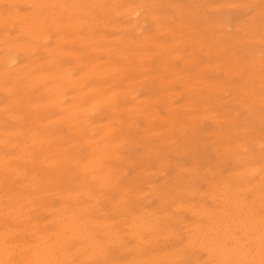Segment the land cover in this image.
Listing matches in <instances>:
<instances>
[{"label":"rangeland","instance_id":"1","mask_svg":"<svg viewBox=\"0 0 264 264\" xmlns=\"http://www.w3.org/2000/svg\"><path fill=\"white\" fill-rule=\"evenodd\" d=\"M37 0H0V2H1V4H0V8H2L3 7V12H2V10L0 11V13H2V14H0L1 16H0V62L2 63L3 61V63L1 64L0 63V69H1V71H0V82H1V80H2V82L4 83H0V91H1V93H0V111L1 110H3V112L1 111L0 112V126H2V130L0 131V147H1V145H2V147L0 148V156H1V160H0V162H1V164H0V170H1V172H0V250H2V248L3 249H6L5 251H3V252H5V254H2V253H0V255L2 254V255H4V257L2 256V259H1V261H0V264H12L11 262L13 261V262H15V263H13V264H38L39 262H41V264H58L59 262H61V260H64L63 262H61V263H59V264H106V262H108V264H117V262H118V264H150V263H152V264H159L160 262V264H203L202 262H203V260H205L204 261V263L205 264H208V262H209V264H210V262H212V261H214V263H211V264H231V263H235V264H253L252 262H254V264H264V260L262 261V259H264V252H262V251H264V242H262V244H261V241H264V240H262V236L264 235V221H262V220H264V208H262V206L264 207V193H259V192H264V191H262L263 189H264V170H263V173L261 174V172H262V169H264L263 167H264V164H263V160H264V133H263V131H264V118L262 119V114L264 113V85H263V83H264V63L262 62V61H264V54H263V52H264V32L262 33V31H264L263 29H264V5H262V4H264V0H205V2H204V0H162V1H160V0H158V2H157V0H151V5L149 6V4H150V0H148L149 2V4H148V7H146V2H147V0H142V3H143V1H144V4H146V5H144V4H142V5H138V3L139 4H141V0L139 1V0H135V1H133V2H131V4L130 5H134L133 7L132 6H130V5H127L128 3H130L128 0H122V1H120L119 0V5H117L118 3H113V2H118V0H85V3L83 4V2H84V0H78V4L79 3H82V6H79V5H81V4H77L76 3V1H74V0H52L53 2H55V3H53V2H51V0H38V1H40V2H37V3H34L33 4V6H32V4L31 3H33V2H36ZM65 1H67V2H65ZM73 2V3H70V2ZM81 1V2H80ZM92 1V2H91ZM97 1L98 2H100V3H97ZM112 1V2H111ZM131 1V0H130ZM153 1H154V3L156 2V4H154V5H152L153 4ZM168 1V2H167ZM260 1H261V3H260ZM29 2H31L30 4H29ZM49 2V3H48ZM64 2L66 3V5L65 6H62V4L61 3H63L64 4ZM88 2V3H87ZM89 2H90V4L91 3H93V4H91V5H94V2H95V4L96 5H94V6H90V4H89ZM108 2L110 3L109 5H108ZM122 2H124V3H122ZM159 2H161V4L159 3ZM192 2H193V4H195V3H197V4H195V6L196 5H198L199 6V8H196V7H198V6H196V7H194L193 6V4H192ZM210 2V3H209ZM258 2H259V4H258ZM43 3V4H42ZM50 3H52V4H50ZM57 3H59L60 5V7L57 5ZM69 3V4H68ZM75 3V4H74ZM88 4V6H90V8H91V10H90V8L87 6V4ZM111 3H113V5L111 4ZM124 4V5H122V4ZM204 3V4H203ZM16 4H17V6H16ZM24 4V5H23ZM26 4H28V5H26ZM40 4V5H39ZM69 6H68V5ZM72 4V5H71ZM104 5L105 4V6L107 5V7H105V8H102L103 10L101 11L100 9H98V8H100V7H102L101 5ZM115 4V5H114ZM168 6H167V5ZM209 4V5H208ZM226 4H227V6H226ZM241 4V5H240ZM11 5V6H10ZM50 5V6H49ZM54 5H55V7H54ZM73 5H75V7L73 6ZM79 6L78 7V9H77V6ZM86 5V6H85ZM110 5H111V7H110ZM128 7H127V6ZM143 5L145 6V9H147V10H145L144 8H143ZM165 5V6H164ZM187 5V6H186ZM202 5H204L203 7H201ZM206 5H208V6H206ZM210 5H212V6H214V9H213V7L212 6H210ZM261 7H260V6ZM13 6V7H12ZM39 6H42V7H39ZM47 6V7H46ZM56 6H57V8H56ZM67 6V7H66ZM71 6H73V7H71ZM97 6V7H96ZM113 6V7H112ZM117 7L118 8V10L119 11H117L116 9L117 8H115V9H113L114 7ZM124 6H126V8L124 7ZM139 6V7H138ZM152 6H158V7H160V6H163L162 8L160 7V8H157V9H155V10H152V9H154V8H152ZM171 6H172V9H171ZM11 7L13 8V9H11ZM35 8V9H33V8ZM38 7V8H37ZM44 7L45 8H47L46 9V12H47V14H48V16H46L47 14H45L46 12H45V10H44ZM48 7H49V9L52 7V9H54L53 11H52V9L51 10H48ZM54 7V8H53ZM58 7L60 8L59 10H58ZM70 8L71 10V12L69 11L68 12V10L69 9H67V8ZM81 7L83 8V9H81ZM94 7V8H93ZM142 7V8H141ZM150 7H151V10H149L150 9ZM178 7H179V9H178ZM187 9H186V8ZM212 7V8H211ZM258 7H260V8H262V9H259ZM37 8V9H36ZM39 8H41L40 10L42 11V12H44V16L47 18V19H49V14H52L53 16H52V18L51 19H49V20H47L44 16H43V13H40L41 11L39 10ZM42 8H43V10H42ZM84 8H88L87 10H84ZM107 8H108V10H109V12H108V10H107ZM109 8H112L113 9V11L115 10L116 11V13H118V14H120V15H118L117 14V16H116V13H115V11L113 12L112 11V9H109ZM119 8H121V11H124V12H122V14H121V11H120V9ZM128 8H132L131 10L129 9L128 10V12H126V10L128 9ZM136 9V10H139L138 8H140V9H142L141 10V12H140V10H139V14H137L136 15V13H135V10H134V14H133V9ZM188 8H190L189 9V12H190V10L191 9H195L196 8V10H194V11H197V9H199L198 10V12H196V13H198V14H195L196 16H194V13L195 12H191V13H189L188 12ZM201 8H203V12H202V9ZM207 8V9H206ZM208 8H209V10H208ZM258 8V9H257ZM6 9V10H5ZM8 9V10H7ZM67 9V10H66ZM81 9V10H80ZM92 9H95L94 10V12H91V11H93ZM96 9L98 10L97 11V13L95 12L96 11ZM106 9V10H105ZM123 9V10H122ZM162 9V10H161ZM211 9V10H210ZM10 10H13V11H10ZM29 10V11H28ZM31 10H33V11H31ZM60 11V15L59 14H55V12L56 13H58V11ZM67 12H66V11ZM72 10H74V11H72ZM75 10L77 11V10H79V11H77V12H75ZM89 10H90V12H89ZM104 10L105 11H107V12H104ZM177 10H179L178 12H177ZM206 10V11H205ZM259 10H261V11H259ZM6 11V12H5ZM9 11H10V14H9ZM30 11L32 12V13H30ZM34 11H36V13H37V15L36 14H34L35 12ZM40 11V12H39ZM51 11V12H50ZM63 11H65L66 13H67V15H66V13H65V15H62V14H64V12ZM84 11V12H83ZM131 11H132V15L130 14L131 13ZM153 11H155V12H153ZM157 11H159L158 13L159 14H161V15H159L158 13H157ZM180 11H182V12H180ZM193 11V10H192ZM6 13V14H3V13ZM11 12H14V14H15V17H14V14L12 15V13ZM18 12V13H17ZM73 12V13H72ZM78 12H80V13H78ZM87 12H89L88 14H87ZM150 12H153V13H150ZM177 12V14H174V13H176ZM260 12V14L258 15L257 13H259ZM54 13V14H53ZM75 13H77V16H76V14ZM84 13V14H83ZM92 13L96 16V17H94V15H92ZM98 13H100V14H98ZM104 13H109L110 15L108 16V15H105ZM114 13H115V16H114ZM138 13V12H137ZM146 13V14H145ZM203 13V14H202ZM205 13V14H204ZM10 15L9 17H7V15ZM40 14V15H39ZM70 14V15H69ZM72 14H74L76 17H74V15L72 16ZM78 14H79V16H78ZM113 14V15H112ZM123 14H124V17H122L123 16ZM127 14V15H126ZM129 14L131 15V17L129 16ZM142 14V15H141ZM150 14H152L151 16L153 17V18H149V19H147V17H149V15ZM156 14H158L156 17H155V19H154V16L153 15H156ZM169 14H171L169 17H171L172 16V19L173 18H175L176 20L173 22L171 19H170V21H171V23H172V25H170L169 24V19H168V21H167V18H169L168 17V15ZM179 14H180V18H179ZM184 14V15H183ZM203 16H202V15ZM206 14H207V16H206ZM5 15V16H4ZM16 15H17V17H18V19L16 20L15 18H16ZM19 15V16H18ZM20 15H21V17H20ZM34 15V16H33ZM55 15H57L56 17H54ZM84 17H83V16ZM90 15H91V17H90ZM102 16L101 18L99 17V16ZM122 15V16H121ZM128 16V18L126 17V16ZM163 15V16H162ZM167 15V16H166ZM178 16V18H177V16ZM191 15H192V18H191ZM218 15V16H217ZM261 15V16H260ZM4 16V17H3ZM13 17V19L12 18H10V17ZM39 17L43 22H41V20L38 18L37 20H32L31 19V17H33V18H35V17ZM42 16V17H41ZM73 17V19H76V20H74L75 21V23H70L71 21H73V19H72V17ZM81 16V17H80ZM88 16V17H87ZM106 16H108L109 17V19L110 20H108V18L106 17ZM140 16V17H139ZM141 16H143V17H141ZM158 16H162V18L164 17V16H166V17H164V19H162V18H160V17H158ZM183 16V18L185 19H182L181 17ZM211 18H210V17ZM220 16V17H219ZM256 16V17H255ZM44 17V18H43ZM57 17H59V18H57ZM60 17H61V19H60ZM66 17H67V19H66ZM77 17H80V18H77ZM94 18V20H95V22L93 23L92 22V19ZM98 17L101 19V20H99L98 19ZM130 17V18H129ZM144 17H146V18H144ZM194 17V18H193ZM200 17V19H199V22L197 21L198 20V18ZM205 17V18H204ZM257 17L259 18V17H261V18H259L258 20H256L257 19ZM3 18V19H2ZM5 18V19H4ZM43 18V19H42ZM56 18V19H55ZM84 20H83V19ZM89 18V19H88ZM98 20H97V19ZM107 18V19H106ZM115 18L117 19V24L115 23L116 21H114L115 20ZM122 18V19H121ZM157 18H159L158 20H157ZM187 18L190 20L189 22H188V20H187ZM196 18V19H195ZM202 18V19H201ZM218 18V19H217ZM227 18V19H226ZM263 18V19H262ZM10 19H11V21H10ZM44 19H46L45 21H44ZM53 19V20H52ZM61 20L63 23V25L61 24V21H58V20ZM83 20V22L81 21V20ZM86 19V20H85ZM90 19H91V23L90 24H92L91 26H90V24L88 23V21H90ZM104 19H105V21H104ZM119 19V20H118ZM138 19V20H137ZM147 21H145V20ZM164 20V24H160V23H163L162 22V20ZM206 21H205V20ZM212 19V20H211ZM224 19V20H223ZM9 20V21H8ZM16 20V21H15ZM54 20L55 21H57V22H55L54 23ZM107 20H108V22L110 21V23H107ZM144 20V21H143ZM153 21V23H152V21ZM156 20V21H155ZM160 20V21H159ZM180 20H182V21H184V22H182V21H180ZM200 20H201V22H200ZM202 20H204V21H202ZM214 20V21H213ZM223 20V21H222ZM3 21V22H2ZM4 21H7V22H5L4 23ZM24 21V22H23ZM37 21H38V23H37ZM48 21H51L50 23H48ZM67 21V22H66ZM86 21V23H84ZM97 21V22H96ZM100 21V22H99ZM114 23H113V22ZM138 21V22H137ZM149 21H151V22H149ZM155 21V22H154ZM165 21H167V23L165 22ZM181 22V23H183L181 26H182V30L179 28V25H176V23L178 24L179 22ZM186 21V22H185ZM213 21V22H212ZM225 21H226V24H225ZM20 22H23V23H21V25H18V24H20ZM26 22L28 23V25L26 26ZM43 24H41V23ZM59 22H60V25L61 26H59ZM102 22V23H101ZM134 22H136V25H137V27H136V25L135 24H133ZM139 22H140V26H139ZM160 22V23H159ZM245 22V23H244ZM257 22V23H256ZM9 23V25L10 26H14L15 27V29H13V30H11L12 28L9 26V25H7ZM10 23H13V25H11ZM24 23H25V25H24ZM45 23V24H44ZM53 23V24H52ZM80 23H82V26L84 27V28H82L80 25ZM95 23L96 24H98V26H100V28H98V26L96 27V25H95ZM115 24L114 26L112 25V24ZM141 23H144L145 24V27L143 26L144 24H142V26H141ZM146 23H147V25H146ZM149 23V24H148ZM156 23V24H155ZM159 23V24H158ZM181 23H179V24H181ZM186 23V24H185ZM188 23V24H187ZM199 23H200V25H199ZM215 25H214V24ZM219 23H220V25L221 26H219ZM39 24H41V27H42V29L40 28V27H38V25ZM47 24V25H46ZM66 24H67V26L68 27H66ZM72 24V25H71ZM78 24H80V25H78ZM102 24H104L103 26H102ZM105 24H106V26H105ZM107 24H109V25H107ZM132 24L134 25V26H132ZM166 24V25H165ZM169 24V25H168ZM193 24V25H192ZM209 24V25H208ZM210 24H212V25H210ZM225 24V25H224ZM229 24V25H228ZM244 24V25H243ZM1 25L3 26V27H1ZM5 25V26H4ZM7 25V26H6ZM16 25H17V27H16ZM57 26L60 30H58V28H54V26ZM86 25V26H85ZM88 25V26H87ZM111 25H112V27H111ZM121 25H122V28H121ZM130 25H131V27H130ZM159 26V27H156V26ZM161 25H163L164 27H162ZM176 26V27H173V26ZM204 25V26H203ZM218 25V26H217ZM226 25H227V27H226ZM40 26V25H39ZM45 26H46V28H45ZM48 26H50V27H48ZM71 26V27H70ZM76 26L78 27V29H76ZM81 27V29H83V30H81V32L80 33H82V34H80V36L78 35V31L77 30H79L80 31V27ZM120 26V27H119ZM123 26H125V27H123ZM128 26H129V28H128ZM180 26V27H181ZM188 26H189V28H188ZM194 26V27H193ZM207 26V27H206ZM211 26V27H210ZM224 26H225V29H224ZM229 26V27H228ZM245 26H247L246 28H245ZM13 27V28H14ZM19 27H20V29H19ZM48 27V28H47ZM60 27H63L62 29L63 30H61V28ZM70 27V28H69ZM74 27V28H73ZM95 27V28H94ZM101 27H103L104 29H106V33H104V31H103V29H101ZM113 27H115V28H113ZM134 27H136L138 30L140 29V28H142L143 30H142V32L141 31H138V33L135 31L136 30V28H134ZM171 27V28H170ZM187 27V28H186ZM190 27H191V29H192V32H193V35H192V32H190L191 31V29H190ZM201 29H200V28ZM223 27V28H222ZM244 27V28H243ZM11 28V29H10ZM50 28V29H49ZM52 28V29H51ZM66 30H65V29ZM71 31V34L69 33V30ZM91 28V29H90ZM120 28V29H119ZM127 28H128V30H127ZM132 28V29H131ZM167 30H166V29ZM169 28H170V30H169ZM172 28H173V30H172ZM186 28V29H185ZM207 29V30H205L204 31V29ZM210 28V29H209ZM213 28V29H212ZM238 28V29H237ZM240 28V29H239ZM243 28V29H242ZM256 28H258V29H256ZM3 29H4V31H3ZM23 29H24V31H23ZM39 29H40V31L42 30V32H39ZM47 30V32L45 31V30ZM76 29V30H75ZM90 29V31H92L93 29L95 30V32H94V30L92 31L93 33V35H94V37L96 36V35H98L100 38L103 36L104 37V39H101L100 40V38H98L97 36V39L94 41L93 40V35L92 34H90L91 32L89 31L88 32V30ZM97 29H99L98 31H97ZM123 29V30H122ZM124 29H125V31H124ZM131 29V30H130ZM161 29H165L164 30V32H166V33H168V31H169V33H170V36L169 35H167L166 33H164L163 31L161 32ZM185 29V30H184ZM187 29H189L188 31H187ZM212 29V30H211ZM215 29V31L213 32V30ZM217 29V30H216ZM224 29V30H223ZM251 29V30H250ZM9 30H10V32H9ZM52 30H53V32H52ZM116 30V31H115ZM118 30V31H117ZM134 30V31H133ZM179 30H181L180 32H177V31H179ZM184 30V31H183ZM201 30H203V32L205 33V35H204V33L201 31ZM209 30H211V32H209ZM246 30V31H245ZM3 31V32H2ZM20 31H22V32H19ZM31 31V35L32 36H34L35 38H37V39H33V37L32 36H30V34L28 33V32H30ZM44 31H45V33H44ZM62 31V33L65 35H63V34H61L60 33V35L58 36V32H61ZM67 31V32H66ZM130 31V32H129ZM133 31V32H132ZM157 31H159L158 33H157ZM173 32V34H171L172 32ZM174 31H175V33H174ZM185 31H187V33L185 32ZM207 31H208V33H207ZM217 31H218V33H217ZM238 31H239V33H238ZM242 31V32H241ZM245 31V32H244ZM257 32L258 34H254V32ZM37 32V33H36ZM57 32V33H56ZM76 32V33H75ZM84 32H86V33H88V36L86 35V33H84ZM96 32H98V34L96 33ZM102 34H101V33ZM123 32V33H122ZM153 32H155V33H153ZM160 32H161V34H160ZM176 32H177V34H176ZM182 32H184V33H182ZM200 32H202L203 34H201ZM214 34H213V33ZM222 32H226L225 34L224 33H222ZM248 32V33H247ZM261 32V33H260ZM24 33V34H23ZM25 33H28L27 35H25ZM41 33V34H40ZM46 33H50V35L49 34H47L46 36L44 35V34H46ZM52 33H53V35H52ZM95 33V34H94ZM108 33H110V35L108 34ZM120 33H121V35H120ZM125 33H128V35H126ZM132 33V35H129V34H131ZM134 33V34H133ZM153 33V34H152ZM168 33V34H169ZM179 33V34H178ZM181 33V34H180ZM186 33V34H185ZM189 33V34H188ZM246 35H244V34ZM252 33V34H251ZM14 34V35H13ZM22 34V36L21 37H19L20 35ZM35 34V35H34ZM55 34V35H54ZM67 34V35H66ZM74 34H76L77 35V37H75V35ZM83 34H85V36L83 35ZM101 34V35H100ZM108 34V35H107ZM124 34H125V36H126V41H125V36H124ZM139 34V35H138ZM145 34H147V35H145ZM150 34V35H149ZM157 34L158 35H160L159 37V39H157L158 38V36H157ZM182 34H184V36L186 37L187 36V39H188V36H189V41L188 40H186L185 39V37H184V39H183V35ZM211 34V35H210ZM223 34L225 35V36H223ZM250 34V35H249ZM11 35H12V37H11ZM42 35V36H41ZM62 35V36H61ZM70 35V36H69ZM83 37H82V36ZM105 35V36H104ZM123 35V36H122ZM148 35H149V37H151L150 39H149V37H148ZM154 35H155V37H154ZM162 35H163V37H162ZM165 35H167V36H165ZM172 35H173V37H172ZM178 35V36H177ZM180 35V36H179ZM202 35V36H201ZM204 35V36H203ZM217 35V36H216ZM219 35H221V36H219ZM2 36V37H1ZM27 36V37H26ZM30 36V37H29ZM44 36H45V38H44ZM68 36V37H67ZM71 36H73V37H75V38H73V39H77V38H79V39H77V43L75 44V40H72V38H71ZM116 36H122V38H117ZM130 36H132V37H130ZM148 37L147 38V40H149V41H147V40H145L144 38L145 37ZM177 36V38H175ZM191 36H194V37H191ZM201 36V37H200ZM211 36V37H210ZM219 36V37H218ZM244 36V37H243ZM251 36V37H250ZM4 37V38H3ZM49 37H51V38H49ZM70 37V38H69ZM82 37V38H81ZM87 37V38H86ZM92 37V38H91ZM95 37V38H96ZM107 37H108V39H107ZM116 37V38H115ZM124 37V38H123ZM129 37V38H128ZM196 37V42L197 43H192V42H190V40L192 39L193 40V42H195V38ZM199 37V38H198ZM203 37V38H202ZM208 37V38H207ZM226 37H227V39H226ZM256 38V40L254 41L253 39H251V38ZM261 38V39H263V40H261L260 41V39L259 38ZM19 38V39H18ZM22 38V39H21ZM26 38H28L27 40H26ZM31 38V39H30ZM47 38H49L48 40H47ZM54 38H55V41L57 40V38H58V43H57V41L55 42L54 41ZM60 38H61V40H60ZM66 38H68V39H66ZM94 38V39H95ZM132 39L133 40V42L134 41H136V43H135V45L137 44V42H139V44H137L136 45V47L137 46H142L143 44H146V45H143L142 47H140L139 49L138 48H136L135 47V45H133L132 46V44H134L131 40H128V39ZM136 38H138V39H136ZM162 38V39H161ZM202 40H201V39ZM205 38H206V40H205ZM216 38V42L214 41V39ZM244 40H243V39ZM246 38H247V40H246ZM3 41H2V40ZM17 39H18V41H17ZM41 39H44L45 41H47V42H44L43 40H41ZM84 39V40H83ZM88 39H89V41H90V39H91V41H90V43H88L89 41H88ZM107 41H106V40ZM113 39H115V40H113ZM117 39V40H116ZM119 39H120V41H119ZM122 39H124V42H125V45H127L126 44V42H128V45H127V47L130 49V50H132V51H128V50H124L123 51V49L125 48V45H124V43L122 42ZM140 39V40H139ZM142 39V40H141ZM157 39V40H156ZM161 39V40H160ZM165 39V40H164ZM183 39V40H182ZM208 39V40H207ZM231 39V40H230ZM249 39V40H248ZM32 43H30L29 45H26L25 44V42L24 41H26L27 43H29V41ZM60 40V41H59ZM63 40V41H62ZM66 40V41H65ZM86 40V43L84 42ZM100 40V41H99ZM102 40H105V41H102ZM111 40V41H110ZM112 40L115 42V41H117L116 42V46H115V43L114 42H112ZM128 40V41H127ZM144 40L146 41L145 43H142V42H144ZM151 40H153V41H151ZM160 40V41H159ZM177 40H180L181 41V43H180V41H177ZM201 40V41H200ZM204 40V41H203ZM220 40H221V43H220ZM235 40H237V41H235ZM253 40V41H252ZM5 41H7L9 44H11L12 46H14L13 48H12V46L11 45H9V47H8V43H7V45H6V42ZM21 41H23V42H21ZM69 41V43H70V45L68 44V47H67V44H65L66 45V47L64 48V46L65 45H62L63 47H60L61 46V44H64V42L66 43V42H68ZM81 41V42H80ZM83 41V42H82ZM142 41V42H141ZM151 41V42H150ZM155 41V42H154ZM157 41H159V43L161 44H159L160 45V51H162L163 49H164V51L165 50H167V52L165 51H163V53L161 54L160 52H157V51H159L158 50V44H154V43H157ZM176 42V44H175V46L173 45V43L172 44H170V43H168V45L166 44V46H164L165 45V43H167V42ZM182 41H183V43H182ZM186 41V42H185ZM201 42L202 44H203V42H206V43H209V44H211V45H209V44H207V48H205V46L204 45H206V43L204 44V45H202L201 43H199L198 44V42ZM208 41V42H207ZM212 41H213V43H212ZM217 41H219V42H217ZM235 41V42H234ZM239 41V42H238ZM4 42V43H3ZM42 43V44H40V43ZM60 42V43H59ZM74 42V45H72V43ZM94 42V43H93ZM99 42V43H98ZM103 42H105V43H103ZM121 42V43H120ZM130 42H132L131 44H130ZM149 44H148V43ZM153 42V43H152ZM165 42V43H164ZM189 42V43H188ZM44 43V44H43ZM79 43V44H78ZM93 43V44H92ZM103 43V45H104V47L102 48V50H100L101 49V47H102V44ZM107 43L109 44H111V46H110V44H109V46L107 45ZM114 43V44H113ZM120 45H119V44ZM123 43V44H122ZM220 43V44H219ZM223 43V44H222ZM253 43V44H252ZM57 46H56V45ZM60 44V45H59ZM78 44V45H77ZM82 44V45H81ZM85 44H88L90 47H89V49H88V45L86 46ZM98 44L99 45H101V47H99L98 46ZM113 44V45H112ZM122 44V45H121ZM152 46H151V45ZM184 45L183 47H185V48H181L179 45ZM187 44H188V47H187ZM190 44V45H189ZM194 44V45H193ZM197 44V45H196ZM213 44H216V46L215 45H213ZM222 44V46H220ZM231 44L233 45V46H231ZM243 44H245V45H243ZM4 45H6V46H4ZM21 45V46H20ZM32 45H34V46H36V51H35V53L33 54V52H32V55H31V50H32V48H34V46H32ZM47 47H49V48H47ZM59 45V46H58ZM72 45V46H71ZM81 45V46H80ZM84 45V46H83ZM96 45V46H95ZM119 45V46H118ZM149 46L150 45V48L149 47H145V46ZM163 45V46H162ZM172 47H171V46ZM191 45H192V48H191ZM199 45H201V46H199ZM244 46V47H242V46ZM2 46V47H1ZM10 46H11V49H10ZM18 46H20V48L18 47ZM30 46H31V48H30ZM37 46H38V48H37ZM41 46V47H40ZM69 46H70V48H69ZM86 46V47H85ZM92 46V47H91ZM108 46V47H107ZM121 46V47H120ZM156 48H155V47ZM170 46V47H169ZM199 46V47H198ZM210 46V47H209ZM227 47V48H225V47ZM229 46V47H228ZM231 46V47H230ZM253 46V47H252ZM4 47V48H3ZM44 47H46V49L47 50H45V49H42V48H44ZM50 47H54V48H50ZM57 47V48H56ZM85 47V48H84ZM94 47L97 49V51L94 49ZM107 48V50H106V48ZM112 47H113V49H116V50H114L113 51V49H112ZM115 47V48H114ZM118 47V48H117ZM120 47V48H119ZM126 47V49H128ZM143 47H144V49H143ZM190 47V48H189ZM197 47V48H196ZM214 47V48H213ZM222 47V48H221ZM232 47H236V48H234V49H232ZM242 47V48H241ZM3 48V49H2ZM7 48V49H6ZM59 49L58 50V52L56 51V54H55V50L56 49ZM62 48L64 49V53H65V51L68 53H65L66 55H64V53L62 54V53H59L60 52V50H61V52L63 51L62 50ZM91 48H93V49H91ZM132 48V49H131ZM179 48H181V50L179 49ZM201 48H203L204 49V51H202L203 49H201ZM217 48H219V49H217ZM225 48V49H224ZM241 48V49H240ZM42 49V50H41ZM68 49H69V52H71V50L72 49H74V50H76V51H78V52H75V53H77V55L79 56L80 55V57H78L76 54V56L73 54L74 53V50H73V52H71V53H69L68 52ZM88 49V50H87ZM117 49H119V50H117ZM122 49V50H121ZM135 49H137L135 52H136V54H134V50ZM141 49V51L139 52V50ZM143 49V50H142ZM193 49V50H192ZM196 49V50H195ZM199 49H201V51L198 50ZM209 50V52H211L212 54H213V56H212V54L211 53H205V52H208L207 50ZM214 49V50H213ZM8 50H10L11 51V53L10 54H13L14 53V51H15V53L16 54H13V57H14V55H18V57L16 56V58L14 57V58H12V56L9 54V52L10 51H8ZM14 50V51H13ZM45 50V51H44ZM52 50V51H51ZM54 50V51H53ZM90 50V51H89ZM111 51L112 53H109V51ZM121 50V51H120ZM144 50H146V51H144ZM151 50V51H150ZM178 50V51H177ZM236 50V51H235ZM8 51V54L7 53H5V52H7ZM13 51V52H12ZM30 51V52H29ZM34 51V50H33ZM52 52V53H49V52ZM81 51L84 53V55L83 54H81ZM86 51V52H85ZM94 51V52H93ZM101 51H102V53L104 54H99L98 52H100L101 53ZM118 51V52H117ZM124 52V58H123V54H118V53H121V52ZM144 53H143V52ZM149 51V52H148ZM190 52L189 54L187 53V52ZM191 51H193V52H195V53H197V55L196 54H194V55H196V56H198V57H196V56H191L192 55V52ZM215 51V52H214ZM227 52V54H226V52ZM253 51V52H252ZM29 52V53H28ZM47 52V53H46ZM89 52V53H88ZM93 52V53H92ZM107 52V53H106ZM117 52V55L115 54ZM122 52V53H123ZM130 54H133L132 55V59L136 56L137 58H136V60L134 61V64H132V59L129 57V53ZM143 53V55H142V53ZM145 52H147L146 54H145ZM152 52V53H151ZM153 52L155 53V52H157V53H159V54H157V56H159V57H157L158 58V60L157 59H154V57L156 56L155 54H153ZM200 52V54H198ZM219 53V55H220V57H217V56H219V55H217L216 53ZM225 52V53H224ZM234 52H236V53H234ZM246 52V53H245ZM259 53V54H255V53ZM22 53V54H21ZM87 53H88V55H87ZM97 53V55H95ZM110 54L111 56H109L108 57V55H106V54ZM125 53L128 55H126L125 56ZM151 53V54H153V56L150 54V56L152 57H149V54ZM173 53H177V54H175V55H173ZM183 55H182V54ZM221 53V54H220ZM223 53V54H222ZM229 53V54H228ZM240 55V59H239V56H237L238 54ZM244 53V54H243ZM25 54V55H24ZM50 54V55H49ZM55 54V55H54ZM58 54V55H57ZM60 54V55H59ZM69 54H70V56H69ZM89 54H92V55H90L89 56ZM95 56H94V55ZM139 54L141 55V56H143V57H141V58H144L145 59V61H147V59H149V61L151 62H149L148 63V61L147 62H145L144 61V59H141V61H140V59H138L139 58ZM144 54H145V57H144ZM164 54V55H163ZM168 54H170L172 57L170 58V55H168ZM178 54H180V55H178ZM207 54H209V55H207ZM231 54H235V55H231ZM242 54V55H241ZM248 54V55H247ZM9 55L11 56V58H9ZM120 56V55H122V57L120 56L119 58L117 57V56ZM146 55H148L147 57H146ZM165 55H167V56H165ZM187 57H186V56ZM207 55V56H206ZM255 55H257V56H255ZM259 55H261L260 57H259ZM3 56V57H2ZM26 56V57H25ZM39 56H41V57H39ZM62 56H64V57H62ZM67 56V57H66ZM73 56V57H72ZM87 57L88 56V58L87 59H84V57ZM92 56H94V57H98V56H101V57H98L99 59H98V61L96 62V61H94V65L96 64V63H99V64H97V65H95V68H96V66H97V69L101 66L100 64L101 63H103V62H99V60H101V61H104V63H106L105 61H107L108 60V62L109 61H111L112 62V60L114 59V58H117V59H114L115 61H116V63H115V61L113 60V62L112 63H114L115 64V66H113L112 64H111V62H109L110 64H109V66L108 65H103V66H101L100 68H102L103 67V70L101 69L100 71L98 70V72H101V71H104V72H106V74H103V75H101L103 72H101V74L99 73V75L101 76H98L97 75V70L95 69V68H93L94 67V65L91 63V62H89V63H91L92 64V66H91V68L89 67L90 66V64L88 63V61L89 60H91L92 59V61H93V57ZM131 56V55H130ZM134 56V57H133ZM169 56V57H168ZM176 56V57H175ZM180 58H179V57ZM189 56H191L193 59H195V60H193L191 57H190V59H189ZM199 56H200V58H199ZM222 56V57H221ZM234 56H236V57H234ZM7 57H8V59H7ZM33 57V58H32ZM35 57H36V59H35ZM39 57V58H38ZM54 57V58H53ZM59 57H60V59H59ZM97 57L95 58V60H97ZM179 59H178V58ZM212 58V59H210V58ZM234 57V58H233ZM246 57V58H245ZM4 58V59H3ZM58 60L57 62H61L60 64H61V66H52L53 64L55 65L57 62L55 61V62H53L52 60ZM65 58V59H64ZM66 58H68L67 59V61H66ZM81 58L82 59H84L85 61V63L83 62V60H81ZM90 58V59H89ZM123 58V59H122ZM126 58V61L124 60ZM151 58V59H150ZM156 58V57H155ZM198 58V62H196V59ZM217 58V59H216ZM222 58V59H221ZM229 58H231V59H229ZM243 58V59H242ZM259 58L260 59H262V61L261 60H259ZM3 59V60H2ZM12 61V60H14V59H16L15 60V62L13 63H11V65H10V63H8V64H6L8 61H10V60ZM29 59V60H28ZM44 59V60H43ZM63 59V60H62ZM75 59H77L76 60V62H75ZM80 59V61H79V63H78V60ZM111 59V60H110ZM122 59V60H121ZM168 59V60H167ZM170 59V60H169ZM176 59V60H175ZM225 59V60H224ZM226 59H228V60H231V61H229V63H228V60H226ZM252 59H254V61H255V59L257 60L255 63L254 62H252ZM7 60V61H6ZM36 60V63H38V62H40V63H38V64H35V61ZM51 60V61H50ZM62 60V61H61ZM132 60V61H131ZM139 60V61H138ZM142 60L145 62H142ZM152 60V61H151ZM178 60H180V61H178ZM189 60L191 61L192 60V62H189ZM199 60H201L200 62H199ZM216 60H218V61H216ZM220 60V61H219ZM221 60H222V62H221ZM233 60V61H232ZM244 60V61H243ZM251 60V61H250ZM258 60H259V62L261 63L262 62V64H257L258 63ZM5 61H6V63H5ZM28 61V62H27ZM44 61V62H43ZM51 63H50V62ZM65 61V62H64ZM123 61H125L124 62V64L122 63ZM161 61V62H160ZM163 61V62H162ZM167 61H169V62H167ZM173 62V61H175V62H173L174 64V66L176 67H174L173 65H172V63H170V62ZM194 61L196 62V64L194 63ZM211 61V62H210ZM42 62V63H41ZM62 62H63V65H62ZM107 62V63H108ZM129 62V63H128ZM138 62H142L141 63V65H140V63H138ZM165 62H167L169 65H172L173 67H171V66H169V67H171V68H169L168 67V64L166 65L170 70L172 69V68H174V69H176L175 71L172 69L171 70V73L169 72L170 70H167L168 68L167 67H165V66H163L162 64H164ZM208 62H209V64H208ZM218 64V63H220V65L218 64L217 66H216V68L217 69H219V71L217 70L216 71V69H215V64L216 63ZM234 62H235V64H234ZM243 62V63H242ZM26 63V64H25ZM47 63V64H46ZM53 63V64H52ZM76 63V64H75ZM87 63L89 64V66H87ZM106 63V64H107ZM131 63V65H129ZM146 63H148L149 65H146ZM158 63H161V64H159V65H161L160 67H165V70L164 71H162L164 68L162 67V70H161V68L160 67H158L157 65H158ZM186 63V64H185ZM191 63H192V65H191ZM214 64V66H212L211 64ZM230 63H232L231 65H233V66H229L228 64H230ZM236 63H238V64H236ZM22 64V65H21ZM40 64V65H39ZM47 65V66H45V65ZM51 66H50V65ZM77 64H79V65H77ZM85 65L86 67H87V69L85 68V66H82V65ZM121 64H122V66H124V67H122L121 66ZM137 64H139L140 65V69H139V71H138V69H136V68H138L139 66L137 65ZM145 64V65H144ZM193 64H195V65H193ZM204 64H206V65H204ZM225 64H227L228 66H226ZM4 65H6V66H4ZM7 65H8V68H7ZM20 65H21V69L20 70H18L17 71V69H19V67H20ZM44 65V66H43ZM57 65V64H56ZM110 65H111V67H113V69L111 68V69H108V68H110ZM127 65V67L125 68V66ZM134 65V66H133ZM144 65V66H143ZM165 65V64H164ZM200 65V66H199ZM203 65V66H202ZM208 65H209V67L210 66H212V67H208ZM222 65V66H221ZM236 65L238 66V67H236ZM256 65V66H255ZM260 65V66H259ZM10 66V67H9ZM19 66V67H18ZM67 66V70H68V72H67V70H63V69H66V68H63V67H66ZM69 66H73L72 68H70V69H73V70H71L72 71V75H70L71 73L69 72L70 71V69H68V67ZM75 66L77 67L76 68V70H74L75 69ZM83 67V69H82V67ZM99 66V67H98ZM107 66H108V68H107ZM119 66H121V70H120V68H119ZM128 66H131V67H129V68H131V69H129L128 68ZM141 66H143V67H141ZM146 66H150L149 67V69H150V73L152 74V77H146L148 74H149V76H151L150 75V73H148V68L147 69H145V71H144V68L146 67ZM184 66L186 67L185 69H184ZM189 66H190V68H189ZM206 66V67H205ZM219 66V67H218ZM235 66V71H233L234 69H233V67ZM251 66V67H250ZM4 67H6L7 68V71H6V68H4ZM18 67V68H17ZM22 67H24L23 69H22ZM43 69H42V68ZM45 67V68H44ZM59 67H62L61 69H59L58 70V68ZM105 67V68H104ZM116 67V68H115ZM117 67H118V69H117ZM157 67H158V69L160 70V71H162V72H165V71H168L167 73L165 72V73H160L159 71H158V69H157ZM192 67V68H191ZM197 67H199V71H200V74L198 73L199 71H198V68ZM201 67H203V69L201 68ZM214 67V68H213ZM220 67H221V69H220ZM243 67L245 68L242 72H241V70L243 69ZM246 67H247V69H246ZM249 67V68H248ZM254 67V68H253ZM259 67H261V68H259ZM29 68V69H28ZM46 68H48V69H46ZM107 68V70H105ZM125 68V69H124ZM128 68V69H127ZM133 68V69H132ZM135 68V69H134ZM143 70H142V69ZM167 68V69H166ZM236 68H238V72L236 71ZM242 68V69H241ZM8 69H10V72H9V70ZM40 69H42V70H40ZM44 69H46V70H44ZM81 69H82V71H81ZM114 69L115 70H117V71H114ZM156 69V70H155ZM183 71V72H180L181 70ZM212 69H214L213 71H212ZM260 69V70H259ZM4 70V71H3ZM12 70H14V71H12ZM23 70V71H22ZM31 70V71H30ZM44 70V71H43ZM53 70L55 71V73L57 72V75H55L54 73H53ZM89 70V71H88ZM95 70H96V72H95ZM109 70H112V72L113 73H111V71H109ZM120 70V71H119ZM125 71V73H124V71ZM137 70V71H136ZM142 70V71H141ZM155 72H153V71ZM186 70V71H185ZM204 70H206L204 73L202 72V71H204ZM210 70H211V72H210ZM230 70H231V72H233L232 73V75H231V73H230ZM246 70H247V72H246ZM255 70V71H254ZM27 71H29L30 72V74H29V72H27ZM45 71L47 72V74L45 73ZM51 71V72H50ZM60 71V72H59ZM62 71L64 72V73H62ZM75 71V72H74ZM85 71H88L87 73L88 74H90V75H92V73L93 72H95V73H93V74H96V76L95 75H93V76H90L89 77V79H90V81H89V79L87 78V80H86V77L87 76H89V75H87V73L85 72ZM91 71H93V72H91ZM120 72L121 73V71H122V73L121 74H117V72ZM131 71H136L137 72V74H138V72L140 73V74H138V75H136V73H134L135 74V77H133V73H132V82H133V86H135L136 85V88H138L139 87V85L141 86V84H142V86L139 88L140 90H141V92H140V90H139V92L137 91V89H133V86L131 85V84H126V83H129V82H127V81H130V79L129 80H127L128 78H131L130 76L131 75H129V74H131ZM152 71V72H151ZM159 72L158 74H157V72ZM261 73H263V74H261ZM19 73L18 74V76H16V74H14V73ZM22 72H23V78L21 79H19V77L21 76V74H22ZM27 72V73H26ZM33 72V73H32ZM91 72V73H90ZM108 72V73H107ZM145 72V73H144ZM176 72H180L179 74H180V76H179V74L178 73H176ZM187 72V73H186ZM217 72V73H216ZM219 72V73H218ZM225 74H224V73ZM228 74H230V75H227V73ZM259 72V73H258ZM11 73V74H10ZM26 73V74H25ZM49 73H50V75H51V77L49 76ZM58 73H60V74H58ZM67 73H69V75L70 76H68V77H65V75ZM86 74V76H83V75H85ZM110 73V74H109ZM123 73H124V75H123ZM148 73V74H147ZM170 75H169V74ZM176 74V75H173V74ZM196 73V74H195ZM214 73V74H213ZM29 74V75H28ZM81 74V75H80ZM147 74V75H146ZM211 74V75H210ZM224 74V75H223ZM245 76H244V75ZM249 75V76H247L246 77V75ZM257 74V75H256ZM8 75L9 76H13V77H8ZM26 75H28V76H26ZM32 75V77L33 78H35V79H33L32 77H30ZM58 75H60L61 77H65V83L67 84V86H65L64 85V88L61 90V91H59V93H57V94H55V91H56V88H58V87H56L55 85L56 84H58L57 82H59V78H58ZM63 75V76H62ZM80 75V76H79ZM108 75V76H107ZM111 75H114V76H111ZM118 75V76H117ZM122 75V76H121ZM127 75H129V77H127ZM144 75H146V76H144V78H143V76ZM165 75V76H164ZM168 75H169V77H168ZM183 75V76H182ZM186 75V76H185ZM195 75H196V77H195ZM206 75V76H205ZM210 75V76H209ZM222 75V76H221ZM251 75H252V77H251ZM16 76V77H15ZM35 76V77H34ZM77 76V77H76ZM83 76V77H82ZM102 76H103V79H101L102 78ZM154 76L155 77H157V78H154ZM161 76H163L162 78H164V80L161 78V79H159ZM167 76V77H166ZM189 76V77H188ZM192 76V77H191ZM231 76V77H230ZM236 76H237V78H236ZM254 76H258V77H254ZM262 76H263V78H262ZM5 77V78H4ZM18 77V78H17ZM30 77V78H29ZM39 77H41V78H43V79H39ZM69 77H74V78H70V80H69ZM75 77H76V79H75ZM80 78V80H78L79 78ZM82 77V78H81ZM93 77H97V79L96 78H94V81H93ZM98 77L100 78V79H98ZM119 77V78H118ZM126 77H127V79H126ZM146 77V78H145ZM159 77V78H158ZM165 77L167 78L166 80H165ZM174 77H175V79H174ZM182 77H184V79H182ZM209 77H210V79H209ZM228 77V78H227ZM4 78V79H3ZM12 78H14L13 80H12ZM17 78V79H16ZM30 80H29V79ZM54 80H53V79ZM106 78H107V80H106ZM109 78H110V80H109ZM142 78V79H141ZM152 78V79H151ZM179 78V79H178ZM186 78V79H185ZM187 78H190L189 80L187 79ZM208 78V79H207ZM236 78V79H235ZM251 80V83L250 82H248V81H250L249 79ZM253 78H256V79H258V80H253ZM7 79H8V82H7ZM15 79H16V84H15ZM26 79V80H25ZM28 79V80H27ZM37 79V80H36ZM73 79V80H72ZM106 80V82L108 83V85H107V83L105 82V80ZM126 79V80H125ZM139 79V80H138ZM143 79H145V80H143ZM149 79V80H148ZM158 79L159 80H161V81H159L158 82ZM169 79V80H168ZM172 79H173V82H170V81H172ZM223 79V80H222ZM225 79H227V80H225ZM263 79V82H261V80ZM32 80H36L34 83L33 82H31ZM77 82H76V81ZM83 80V81H82ZM86 80V81H85ZM104 80V82L103 83H101V81H103ZM114 80H116V81H114ZM124 80V81H123ZM135 80V81H134ZM137 80V81H136ZM188 80V81H187ZM194 81V82H190V81ZM198 80H200L199 82H198ZM207 80V81H206ZM222 81V83H221V81ZM233 80H235L234 82H235V84H234V82H232ZM260 80V81H259ZM21 81V82H20ZM29 81L31 82V83H29ZM39 81V82H38ZM57 81V82H56ZM67 81V82H66ZM69 81V82H68ZM73 81H75V84H74V82ZM79 81V82H78ZM117 81H118V85H119V88L117 87V86H115V83H116V85H117ZM120 81H123V82H120ZM141 81H144L143 83H140ZM162 81H165V83L164 82H162ZM176 83H175V82ZM178 81H179V83H178ZM182 81V82H181ZM187 81V82H186ZM209 81H211V82H209ZM218 82V84L219 83H221L220 85H219V88H218V86H216L217 84V82ZM256 81V83L254 84V82ZM259 81V82H258ZM13 82V83H12ZM52 82V83H51ZM55 84H54V83ZM71 82V85L70 84H68V83H70ZM82 82V83H81ZM84 82V83H83ZM109 82H111L112 84H114V86L111 84V83H109ZM126 82V83H125ZM132 82H130V83H132ZM152 84H151V83ZM160 82H162L161 84H160ZM170 84H172V83H174L173 85H169V83ZM201 82V83H200ZM208 82V83H207ZM237 82V83H236ZM6 83H8V84H6ZM11 83H12V85H11ZM19 83V84H18ZM27 83H29V84H27ZM37 83H39V84H41V85H37ZM78 83V84H77ZM83 84L80 88H79V84ZM101 85V87L102 86H104L103 87V90L105 91H102V88L99 86V84ZM145 83H146V85H145ZM158 85H157V84ZM167 83V84H166ZM188 83H190V84H192V83H194V84H196L198 87H196V85L195 86H191L192 87V91H194V93L190 90V88H189V86H190V84L189 85H187ZM198 83V84H197ZM200 83V84H199ZM245 83V84H244ZM27 84V88H25V86L24 85H26ZM73 84V85H72ZM165 84V85H164ZM184 84V85H183ZM205 85V88L204 89H202V92H201V90H200V88H202V87H204L203 85ZM210 84H211V86H210ZM212 84H214L213 86H212ZM224 84V85H223ZM225 84H226V86H225ZM234 87V89L232 88V86ZM242 84H244V86L242 85ZM249 84H251L250 86H249ZM258 84V85H257ZM259 84H262V85H259ZM11 85V86H10ZM14 85H15V87H17V89L14 87ZM20 85H22L21 87L23 88H21L20 87ZM29 85V86H28ZM30 85H31V87L33 86V88H30ZM35 85V86H34ZM36 85L38 86V87H36ZM68 85H69V87H68ZM112 85V86H111ZM150 85H151V88H150ZM166 85H168V86H166ZM200 85H201V87H200ZM206 85H208L207 87H206ZM227 85H228V87L230 86L231 87V89H233L232 91H230L231 89H229L228 90V87H227ZM239 85V89L237 90V89H235V87L236 86H238ZM240 85H242L241 87H240ZM254 85V86H253ZM2 86H4V89H2L1 90V88H2ZM6 86H8V88L6 87ZM46 86V87H45ZM90 86V87H89ZM91 86H93V89H95L94 91H93V89H92V87ZM98 86V87H97ZM138 86V87H137ZM162 86V87H161ZM164 86H166L167 87V89H166V87L164 88ZM172 86H174V87H172ZM185 86V87H184ZM214 86H216V87H214ZM258 86V87H257ZM260 86V87H259ZM35 87V88H34ZM68 89H67V88ZM76 87H78V88H76ZM88 87H89V90H88ZM97 87V88H96ZM101 89H100V88ZM114 87V88H113ZM170 87H172L173 88V90L171 91V89L172 88H170ZM211 87H213L211 90H210V88ZM221 87L223 88V89H221ZM229 87V88H230ZM243 87H244V89H243ZM245 87H249V90L247 89V88H245ZM251 87V88H250ZM256 87H257V89H259V91L256 89ZM262 87V88H261ZM13 88H15V89H13ZM18 88H20V89H18ZM32 90V92L30 93L29 91H27V90H30V89ZM46 90H45V89ZM71 88V89H70ZM75 88H76V90H75ZM92 89V92H91V89ZM116 88V89H115ZM118 88V89H117ZM186 88V89H185ZM196 88V89H195ZM198 88V89H197ZM215 88L217 89V91H215ZM224 88H226V89H224ZM27 89V90H26ZM34 89V90H33ZM45 91H44V90ZM65 89V90H64ZM74 89V90H73ZM79 89V90H78ZM81 89H83V90H81ZM97 89H98V91L100 92V94L97 92ZM109 89V90H108ZM111 89L113 90V93H112V97H110V95L108 96L107 94H111ZM114 89L115 90H117L118 92H119V94H114L115 92H114ZM119 89L120 90H122L123 91V93H124V95H123V93L121 94V91H119ZM126 89V90H125ZM162 89H165V90H163V91H160V90H162ZM186 91V92H184V90ZM189 89V90H188ZM197 90V93H199L200 95L203 93L204 94V96H203V94L201 95V96H199V94H198V96H197V94L195 93L196 91L195 90ZM218 89H220V90H218ZM241 89H242V91H241ZM247 89V91L245 92V90ZM253 89H256V91L255 90H253ZM262 89V91H260ZM6 90H8V92L6 91ZM30 90V91H31ZM77 90L79 91V93L77 92ZM81 90V91H80ZM87 90V92L85 93V92H83V91H86ZM132 90H135V93H134V91H133V93H132ZM158 90V91H157ZM183 90V91H182ZM199 90H200V92H199ZM211 92H210V91ZM222 90V91H221ZM227 90V95H225L226 93H225V91ZM13 92V94H12V92ZM17 91H20V92H17ZM27 91V93H23V92H26ZM41 91V92H40ZM43 91V92H42ZM66 92V93H63V92ZM88 91H90V92H88ZM117 91H116V93H117ZM137 91V92H136ZM167 91H170V92H167ZM174 91H176V93L177 94H179L178 92H180V95L179 96H177L175 93H172V92H174ZM178 91V92H177ZM206 91H207V93H206ZM208 91H209V93H208ZM221 92V93H219V92ZM245 93H244V92ZM7 92V93H6ZM10 92V93H9ZM15 92H16V95H14L15 94ZM50 92V93H49ZM62 92V93H61ZM82 92V93H81ZM126 92H128L127 93V95H125L126 94ZM143 92V93H142ZM162 92H164V93H162ZM189 92V93H188ZM212 92H214L213 94H212ZM224 92V93H223ZM243 92V93H242ZM42 93H43V95H42ZM76 93H77V95H76ZM105 93V94H104ZM142 93V94H141ZM167 95H166V94ZM193 93V94H192ZM211 93V94H210ZM216 93H217V95H216ZM228 93H229V95H228ZM236 93V94H235ZM256 93V94H255ZM262 93H263V95H262ZM22 94L23 95H28V96H22ZM39 94H41L43 97L41 98V96L39 95ZM44 94H45V96H44ZM49 94V95H48ZM51 94V95H50ZM75 94V96H73ZM82 94V95H81ZM86 94H91V97L88 95H86ZM103 94V95H102ZM135 94V95H134ZM138 94H140V95H138ZM163 94H165V95H163ZM175 94V95H174ZM195 94V95H194ZM208 94H209V97H208ZM223 94V95H222ZM248 94H250L251 96H250V100H249V96H248ZM257 94H258V96H257ZM33 96V97H31V98H29L30 96ZM39 95V97L37 98V96ZM47 95V96H46ZM71 95V96H70ZM84 95V96H83ZM87 97H86V96ZM99 95V96H98ZM115 95H116V97H115ZM120 95V96H119ZM128 95H131V96H129L130 98H128L127 96ZM132 95H133V97H132ZM149 95H152V97H149ZM159 95H161V96H159ZM191 95V96H190ZM222 95V96H221ZM234 95V96H233ZM254 95H256V96H254ZM260 95V96H259ZM21 96V97H20ZM62 96H64L65 98H63ZM105 96V98H106V100H104V98H101V97H104ZM107 96V97H106ZM127 97V99L126 98H124V97ZM164 96L165 97H168L169 96V98H167V100H166V102H165V99L166 98H164ZM175 96V97H174ZM178 98H177V97ZM181 96V97H180ZM193 96H195V97H193ZM213 96V97H212ZM221 96V97H220ZM232 96V98H230ZM13 97H15V99H16V101H14L15 99H13ZM67 97V98H66ZM72 97V98H71ZM82 97H86V99L87 100H91V102L90 103H92V104H90L88 101H86L85 102V99L84 98H82ZM100 97V99H102V100H99V101H97L98 100V98ZM157 97H159V98H157ZM190 97L192 98L191 100H190ZM198 97V98H197ZM217 97V98H216ZM235 97V98H234ZM21 98L23 99V100H21ZM25 98V99H24ZM27 98H29V99H27ZM62 98H63V100H62ZM82 100H81V99ZM94 100H93V99ZM96 98V99H95ZM115 98H118V99H116L117 100V103H119V104H115L114 102H116V100L114 101L113 99ZM119 98H121L122 100H123V98L125 99V101L123 100V101H121V99H119ZM211 99V100H209V99ZM215 98V100L212 102V100ZM230 98V99H229ZM9 99L11 100V102L9 101ZM18 99H20V101L22 102V105H21V102L18 100ZM27 99V100H26ZM33 99V100H32ZM37 99V100H36ZM48 99H49V101L50 102H47V104L48 103H50V108L51 109H49V106H47L46 107V109H44V110H46V113H45V111L43 110L41 113H38L37 114V117H38V121H36L37 120V117L35 118V116H36V114H34V113H36V112H38V110L36 111V108H34V106L36 107V106H38L39 104H42V103H44V105L43 106H45L46 105V101H48ZM60 99H61V101H64V102H61L60 101ZM73 99H74V101H73ZM109 99L111 100V102L109 101ZM135 99H137V100H135ZM138 99H140V100H138ZM204 99V100H203ZM237 99H239L238 101L240 102V99H241V102L239 103V102H237L236 100ZM32 100V101H31ZM84 100V101H83ZM93 100V101H92ZM113 100V101H112ZM135 100V101H134ZM151 100V101H150ZM153 100V101H152ZM168 100H169V102H168ZM176 100V101H175ZM187 100V101H186ZM188 100H190V101H188ZM196 100V101H195ZM229 100V102L231 103H229V102H226V101H228ZM8 101V102H7ZM12 101L13 102H16V103H18L19 102V104H12ZM18 101V102H17ZM24 101V102H23ZM26 101V102H25ZM42 101H44V102H42ZM73 102V104L71 105V102ZM81 103H80V102ZM108 102V103H104V102ZM119 101H121V103L119 102ZM136 101L138 102V105H137V103H136ZM152 103H150V102ZM155 101V102H154ZM173 101V102H172ZM193 101H195V102H193ZM207 101H209V105H207L208 103H206ZM212 103H211V102ZM215 101H219L220 102V104H219V102L217 103H215ZM253 101V102H252ZM8 104H7V103ZM9 102L11 103L10 105H9ZM28 102V103H27ZM31 102V103H30ZM38 103V105L37 104H35V103ZM42 102V103H41ZM94 102H95V105L97 104V106H95L94 105ZM101 102V103H100ZM103 102V103H102ZM135 102V103H134ZM142 102L144 103V104H142ZM147 102H149L148 104H147ZM161 102H164V103H161ZM168 102V103H167ZM184 103V106H183V104L182 103ZM223 102V103H222ZM245 104H244V103ZM249 102V103H248ZM252 102V105L253 106H251V103ZM254 102H255V107L256 108H254ZM27 103V104H26ZM29 103H30V105H29ZM35 105H34V104ZM63 103V104H62ZM67 103V105L65 106V104ZM82 103H83V106L82 107H78V106H80V105H82ZM87 103H89L88 105H86ZM112 104V105H109V104ZM134 103V104H133ZM140 103V104H139ZM156 105H155V104ZM171 103H172V105H171ZM179 103H180V105H179ZM188 105H187V104ZM190 103V104H189ZM191 103H194V104H192L191 105ZM195 103H197V105L195 104ZM201 103V104H200ZM204 104V107H203V104ZM239 103V104H238ZM6 104V105H5ZM70 104V105H69ZM100 104H103V106H100ZM148 105V106H144V105ZM157 104H160V105H157ZM198 104H200V107H199V105ZM213 104H214V106H213ZM218 104V105H217ZM223 104V105H222ZM243 106H242V105ZM250 104V105H249ZM259 106H258V105ZM12 105H14L15 106V108H16V106H18V108H11L12 110H10L9 109V107H11ZM21 105V106H20ZM24 105V106H23ZM31 105H32V107H31ZM78 105V106H77ZM95 106V108H93V106ZM125 106V108H124V106ZM135 105V106H134ZM142 105H143V107H142ZM185 105H186V107H185ZM195 106V110L196 111H194V109H193V107ZM205 105H206V108H205ZM237 105V106H236ZM246 105V106H245ZM39 106H42V105H39ZM76 106V107H75ZM86 106H89V107H86ZM108 106V107H107ZM111 106L112 107H114V109L115 108H117V110H118V112H117V110H114V109H112L111 108ZM118 106V107H117ZM122 108H121V107ZM126 106L128 107V109H129V106H133L135 109H133V111H132V108H130V110H128L127 108H126ZM158 106V107H157ZM184 107V108H181V107ZM187 106H189L188 108H187ZM190 106H191V108H190ZM198 106V107H197ZM214 107V108H211V107ZM216 106V107H215ZM223 106H224V108H223ZM236 106V107H235ZM3 107V108H2ZM5 107V108H4ZM7 107V108H6ZM30 107H31V109H30ZM52 107H53V109L54 110H57L56 112L54 111V112H52ZM54 107H58V108H54ZM76 109V111H74L73 109ZM90 107H92V115H90V112H88L87 113V111H90ZM138 107V108H137ZM153 107V108H152ZM168 107V108H167ZM174 107L175 108H177V110L176 109H174ZM210 107V108H209ZM240 107V108H239ZM246 108L247 109V111L245 110V109H243V108ZM251 107H252V109H251ZM258 107V108H257ZM20 108V109H19ZM47 108L49 109V110H47ZM68 108H70V111H69V109ZM78 108L80 109V111H78ZM82 108H84V110L82 109ZM85 108H86V111H85ZM97 108H98V110L99 109H101V110H99L98 112H97ZM102 108H104V109H102ZM107 108V109H106ZM108 108H110L109 110H108ZM122 109L121 111L119 110V109ZM136 108H137V110H136ZM145 108V109H144ZM167 108V109H166ZM205 108V110H203ZM254 108V109H253ZM5 109H9L7 112L8 113H10V111H12L11 112V114H8L7 112H6V110ZM59 109V110H58ZM88 109V110H87ZM93 109H94V111H95V113H94V111H93ZM113 110V111H110V110ZM125 109H127L126 111H124ZM140 109H141V111H140ZM152 109H154V110H152ZM180 109V110H179ZM188 109H190V111L188 110ZM199 109V110H198ZM206 109L208 110V112L211 114V112H213L212 114H211V117L209 116L210 114L206 111ZM226 111H230L231 109H233L232 111H230L229 113H227V114H225V110ZM257 109V110H256ZM258 109H260L259 110V112H258ZM263 109V110H262ZM18 110V111H17ZM31 110V111H30ZM62 110V111H61ZM71 110H72V112H71ZM83 110V111H82ZM136 110V111H135ZM145 110V112L147 111L148 113L149 112H151L150 110H152V112L151 113H153V114H151V115H153V119H148L149 117L147 116V117H145L147 114L146 113H144L143 111ZM183 112H182V111ZM234 110L236 111V120L238 121V122H235L236 120L234 119L235 118V116L233 115V113H234ZM238 110V111H237ZM244 112H243V111ZM249 110V111H248ZM251 110H252V113H251ZM47 111H48V113H47ZM128 111V112H127ZM137 111H140V112H137ZM168 111H170V112H168ZM178 111V112H177ZM181 113H180V112ZM195 113H194V112ZM198 111V112H197ZM201 111V112H200ZM211 111V112H210ZM239 111H241V112H239ZM254 111V112H253ZM263 111V112H262ZM18 113V115H21L20 117L17 115V114H15V113ZM27 114H26V113ZM30 112H32V113H30ZM82 114L83 113V115H80V116H78L80 113ZM116 112V113H115ZM120 112V113H119ZM121 112H123V113H121ZM130 113L131 112V114L130 115H132V116H130L129 117V114H127V113ZM133 112V113H132ZM136 112L138 113V114H141L140 116H141V118H140V116L138 115L137 117H136V115L134 116L133 114H136ZM144 114H146V115H144V117L142 118V116H143V113ZM155 112V113H154ZM173 112H175V113H173ZM185 112V113H184ZM192 113V115L191 114H189V113ZM203 112H205V113H203ZM215 112H218V113H220V114H222V116L220 115V114H218L217 113V115H215ZM224 112V113H223ZM258 112V113H257ZM12 113H13V115H14V117H12L13 115H12ZM24 113V114H23ZM30 113V114H29ZM46 114L47 116H45L44 114ZM51 113V114H50ZM77 113V118H76V116H75V114ZM100 113V114H99ZM113 113V114H112ZM115 113V114H114ZM178 113H180V116H179V114ZM198 113V114H197ZM208 113V114H207ZM250 113V114H249ZM259 113H261V114H259ZM7 114V115H6ZM40 114V115H39ZM41 114H43V115H41ZM62 114V115H61ZM88 114V115H87ZM94 114V115H93ZM150 114V113H149ZM148 114V115H149ZM156 114H157V116H156ZM166 114V115H165ZM169 114H171L172 116H170ZM174 114H175V119H173L172 120V118H173V116H174ZM176 114H178V115H176ZM181 114H183V115H181ZM187 114H188V116H187ZM194 114V115H193ZM230 114V115H229ZM232 114V115H231ZM255 116H254V115ZM11 115V116H10ZM23 115H24V118H23ZM26 115H28V116H26ZM50 115V116H49ZM59 115H61V117L62 116H64V120H62L61 119V117L59 116ZM87 115V117H90V118H88L87 119V117L85 118V116ZM162 116L161 117V120L159 121L158 120V118L160 117V116ZM163 115H164V117H163ZM196 115V116H195ZM199 115V116H198ZM224 115H226V116H224ZM6 116V117H5ZM7 116H9V117H7ZM26 116V117H25ZM45 117L44 119H43V117ZM59 116V117H58ZM116 116V117H115ZM119 116H120V118H119ZM150 116V115H149ZM154 116H156V117H154ZM166 116V117H165ZM169 116H170V118H169ZM202 116V117H201ZM219 117V118H217V117ZM223 118V119H221V117ZM225 118H224V117ZM228 116V117H227ZM233 116H234V118H233ZM250 116V117H249ZM260 116H261V118H260ZM11 117H12V119H11ZM18 119H17V118ZM42 117V118H41ZM47 117H48V119H47ZM55 117H58L59 119H61L62 120V122L60 121V120H56L55 121ZM79 117V118H78ZM84 119H83V118ZM112 117V118H111ZM131 117H132V119H131ZM152 117V116H151ZM150 117V118H151ZM158 117V118H157ZM168 117V118H167ZM178 117V118H177ZM185 117V118H184ZM197 117H199V118H197ZM232 117V118H231ZM257 117V118H256ZM264 117V116H263ZM4 118V119H3ZM8 118V119H7ZM23 118V119H22ZM30 118H32V120L30 119ZM54 118V123H52V119ZM115 118H117V119H115ZM133 118H136L137 119V122L140 124H138L137 122H136V120L134 121V119ZM146 118L148 119V120H146ZM157 118V119H156ZM166 118V119H165ZM181 118H183V119H181ZM186 118H188L187 119V121L185 120ZM189 118H191L190 120H189ZM197 118V119H196ZM203 118V120H201V121H204V122H201L200 121V119H202ZM217 118V119H216ZM229 118H231L232 119V122L233 123H230V121H231V119H229ZM254 118V119H253ZM3 120V122H2V120ZM11 119V120H10ZM14 119V120H13ZM19 119H21V121H23L22 123L23 124H21V123H19L20 122V120ZM40 119H41V121H44V122H42V124H41V121H40ZM57 119V118H56ZM75 119H77V122H76V120ZM91 119V120H90ZM112 119H114V120H112ZM125 119V120H124ZM139 119V120H138ZM154 119H156V120H154ZM168 119H170V120H168ZM178 119V120H177ZM181 119V121H182V123H181V121H179ZM262 119V120H261ZM19 120V121H18ZM34 120H35V122H34ZM46 120V121H45ZM74 120H75V122L77 123V125H76V123L74 122ZM80 122H79V121ZM84 120V121H83ZM110 120V121H109ZM111 120H112V122H111ZM150 120H151V123H150ZM168 120V121H167ZM195 120V121H194ZM207 120V121H206ZM209 120V121H208ZM219 122H218V121ZM227 120V122H225V121ZM229 120V121H228ZM235 120V121H234ZM28 121V122H27ZM95 122V123H91V122ZM113 121H115V122H113ZM117 121H121V123H116ZM123 121V122H122ZM128 121H130V122H128ZM131 121H133V122H131ZM149 121V122H148ZM165 121V122H164ZM206 121V122H205ZM215 121V122H214ZM217 121V122H216ZM222 121H224V122H222ZM246 121V122H245ZM248 121V122H247ZM256 121V122H255ZM263 121V122H262ZM7 122V123H6ZM10 122V123H9ZM14 122V123H13ZM32 122H34V123H32ZM45 122L47 123V125L45 124ZM51 122V123H50ZM61 122V123H60ZM83 122H85V123H83ZM106 122H107V125H104V124H106ZM109 122V123H108ZM110 122H111V124H110ZM126 122V123H125ZM147 122H148V124H147ZM156 123V122H158V123H156L157 124V127H156V124H152V123ZM169 122V123H168ZM172 122V123H171ZM179 124H178V123ZM185 122H186V124H185ZM196 122V123H195ZM201 122V123H200ZM6 123V124H5ZM17 123V124H16ZM30 123V124H29ZM36 123V124H35ZM39 123V124H38ZM98 123H99V125H98ZM100 123H102V124H100ZM136 123H137V125H136ZM161 123H162V125H161ZM187 123H189V124H187ZM193 123V124H192ZM220 123H222L221 125H219ZM227 123V124H226ZM228 123H230L229 125H228ZM243 123H246L245 125L243 124ZM261 123V124H260ZM2 124H4V125H2ZM19 124L20 125H22L21 126V129H20V131H19ZM34 124H35V126H34ZM38 124V125H37ZM55 124V125H54ZM56 124H60L59 126H56ZM65 124H67V125H65ZM83 125V127H81L82 125ZM88 126H87V125ZM94 124H96V126L94 125ZM125 124H126V126H125ZM134 124V125H133ZM160 124V129H159V125ZM169 124H171V126L173 125V127L171 128V126H169ZM184 124V125H183ZM197 124V125H196ZM204 127H202L201 125ZM216 124V125H215ZM225 124V125H224ZM233 124V125H232ZM261 126H260V125ZM7 125V126H6ZM41 125V129H40V127L38 128V126H40ZM93 125V126H92ZM102 125V126H101ZM105 127H104V126ZM109 125V126H108ZM118 126V127H120V128H114V126ZM132 125H133V127H132ZM149 125H153V127H149ZM174 125H175V127H174ZM189 126V127H187V126ZM224 127H223V126ZM3 126H4V128H3ZM68 126V127H67ZM73 126V127H72ZM87 127V129H89V130H87V132L85 131V133L83 134V132L82 131H84V127ZM100 126V127H99ZM110 126H113L112 128H110ZM122 126V127H121ZM146 126H148L147 128H146ZM179 126H181V127H179ZM185 126V127H184ZM191 126V127H190ZM199 128H198V127ZM240 126V127H239ZM245 127V128H243V127ZM250 126V128H248V127ZM258 126V127H257ZM24 127H25V129L26 128H30V130L29 129H27V130H25L24 129ZM31 127L32 128H34V131H32L31 130ZM47 127V128H46ZM57 127H59V128H57ZM77 127V128H76ZM86 127H85V130H86ZM97 127H98V130L96 131V129H97ZM101 127H104L103 129L104 130H99V128H101ZM155 127L157 128V129H155ZM170 127V128H169ZM176 127H178L177 129H176ZM183 127V128H182ZM198 128V129H195V128ZM223 129H222V128ZM232 129H231V128ZM236 127V128H235ZM248 129H247V128ZM259 127H260V129H259ZM18 128V130H16ZM52 128H54L53 130H50V129H52ZM105 128H107V129H111L110 130V132L111 133H109V130H105ZM134 128H135V130H134ZM138 128V129H137ZM145 128V129H144ZM151 130H150V129ZM154 128V129H153ZM164 128H165V130H164ZM174 128V130L176 129V131H174V130H172ZM186 128V129H185ZM194 130H192V129ZM202 130H201V129ZM225 128V129H224ZM4 129H5V131H4ZM7 129V130H6ZM47 130L48 131V133L50 132V131H54L55 133H53V132H51V134L53 133V135H51L50 133L49 134H47L46 132L47 131H42V130ZM60 129H62V130H60ZM71 129V130H70ZM83 129V130H82ZM118 130V132H119V129H121L120 130V132H119V134H118V132H117V134H116V131ZM144 129V130H143ZM148 129V130H147ZM153 129V130H152ZM179 129V130H178ZM219 129H221V130H219ZM229 129H231V130H229ZM239 129H241L240 131H239ZM244 129H247V130H244ZM250 129H252V130H250ZM255 129V130H254ZM262 129V130H261ZM10 130V131H9ZM59 131V133H60V135H63L62 137L60 136V135H58V134H56V133H58L57 131ZM70 130V131H69ZM112 130H113V134H112ZM147 130V133H149L148 131H150V134L152 133V134H154L153 136L152 135H150V134H147L146 136V138H143V136H144V134H145V131ZM155 130V131H154ZM159 131V132H161L160 134H162V135H160L159 133L157 134L156 132L157 131ZM164 130V131H163ZM167 130V131H166ZM168 130L170 131L169 133H168ZM187 130H189L190 131V133H192L191 131H193V135H195L194 137H193V135L192 136H189L190 134L189 133H187L188 131ZM210 130H212V132L210 131ZM217 130V131H216ZM223 130V131H222ZM224 130H225V132H227V134L230 136V137H228V135H226V133H223L224 132ZM230 131V134H229V131ZM235 130V132H236V136H237V139L235 138V132H233ZM7 131H9V133L7 132ZM24 131V132H23ZM30 131H32L31 133H30ZM36 131H38V132H43V133H38V132H36ZM82 132V133H80V132ZM98 132V133H94V132ZM102 132V134H99V133H101ZM104 131H106V133H104ZM108 131V132H107ZM135 131V132H134ZM151 131H154V132H151ZM178 131V132H177ZM187 131V132H186ZM198 131V132H197ZM213 131H215L214 133H213ZM221 133H220V132ZM259 131H261V132H259ZM1 132L2 133H4V134H1ZM30 133V134H32L33 136H30V134H28V136H27V133ZM125 132H127V133H125ZM132 133V135H131V133ZM135 133V135H134V133ZM164 132V133H163ZM165 132H167V133H165ZM200 132V133H199ZM211 132V133H210ZM219 132V133H218ZM232 132V133H231ZM241 132V133H240ZM244 132V133H243ZM251 132H253V133H251ZM257 132V133H256ZM5 133H6V135H5ZM14 133V134H13ZM22 133V134H21ZM47 135H46V134ZM68 133H69V135H68ZM71 133V134H70ZM86 133H89L88 135H86ZM144 133V134H143ZM172 133V134H171ZM180 133H183V134H185V135H182L181 136V134ZM195 133H197V135L195 134ZM204 133V134H203ZM208 133H209V135H208ZM246 133V134H245ZM39 134L41 135V136H39ZM57 135L59 138H57L55 135ZM64 134H66V135H64ZM74 134V135H73ZM83 134V135H82ZM91 134H93V135H91ZM124 134H126L125 136H124ZM142 134V135H141ZM163 134H164V136H163ZM166 134V135H165ZM168 134V135H167ZM171 135V137H170V135ZM175 134V135H174ZM222 134V136H219V135H221ZM229 138V140H230V143H229V140H226L227 139V137L225 136V135ZM234 136H233V135ZM260 134V135H259ZM4 135H5V137H4ZM26 135V136H25ZM35 135V136H34ZM42 135H44L43 136V138H41L42 137ZM46 135V136H45ZM51 135V136H50ZM72 137H71V136ZM76 135V136H75ZM86 135V136H85ZM91 135V136H90ZM97 135H100L99 137L97 136ZM118 137H117V136ZM123 135V136H122ZM128 135V136H127ZM131 135V136H130ZM140 135V136H139ZM159 135H160V137H159ZM177 135H179V136H177ZM203 135V136H202ZM205 135V136H204ZM217 135V136H216ZM225 137H224V136ZM257 135L258 136H260V138L259 137H257ZM14 136V137H13ZM19 138H18V137ZM55 136V137H54ZM71 138H70V137ZM77 136H81V137H83L84 139L87 137V138H89L90 140H87V138H86V140H85V143H84V140H83V138L81 139V137L80 138H78ZM89 136V137H88ZM102 136H104L107 140H105L106 141V143H108V145H109V142H110V144L112 145L111 146V148H109L110 147V145L108 146L107 145V148H106V150H108V158L106 157V158H104L103 156H101L100 157V160H101V162H102V164L103 165H101V169H100V166H99V169L98 168H93V171H86L85 173H79L78 171H80L81 172V170H79V167L78 166H76V165H74V163L73 162H70V160L72 161H74V162H76V161H79L80 163H84V162H86V160H87V162L86 163H89L91 160H94L95 159V161H96V157H93V155L95 156V154L94 153H96V151L94 150V148L96 147L97 149H99L98 148V146L96 145L100 140H103L101 137ZM112 136V137H111ZM114 136H115V139L116 140H122L123 141V139H126V140H128L129 138H132V139H130V140H128L127 141V143H129V145H128V147H127V145H126V147H125V141H123V144H121L122 143V141H120V144H118V147H117V143H115V145H114V142L116 141L115 139L113 140V138H114ZM120 136H122L121 137V139H120ZM149 136V137H148ZM155 136H158V137H155ZM163 136V137H162ZM177 136V137H176ZM210 136V137H209ZM212 136H214L213 138H212ZM216 136V137H215ZM218 136H219V138H218ZM233 138H232V137ZM263 136V137H262ZM4 138L3 140L1 139V138ZM7 137H9V138H7ZM32 137H34V138H32ZM45 137V138H44ZM65 138V139H63V141H62V138ZM109 137V138H108ZM129 137V138H128ZM137 137H141V139H139V138H137ZM145 137V136H144ZM154 139H153V138ZM176 138V139H174V138ZM184 137V138H183ZM191 137L193 138V140L194 139H196L195 137H198V139H196L195 141H193L192 139H191ZM201 139H200V138ZM222 137H224L223 139H222ZM241 138V139H244V140H242L243 141V143H241V140H239V142H238V139L239 138ZM247 137L250 139V142H249V140L247 139ZM7 138V139H6ZM14 138H17V139H14ZM37 140H36V139ZM54 138V139H53ZM61 139V140H57V139ZM76 138V139H75ZM94 138V139H93ZM101 138V139H100ZM111 138V139H110ZM118 138V139H117ZM143 138V139H142ZM147 138H149L148 140H150V139H153L152 141H149L150 142V144H149V142H147L148 140H146ZM164 138H166V139H164ZM170 138H172L174 141H178V142H175V144H174V142L173 143H171L173 140L172 139H170ZM177 138H178V140H177ZM180 138L182 139V141H183V143H182V141H179L180 140ZM186 138L188 139V142H187V145H185V143H184V141L186 142ZM212 138V139H211ZM221 138V139H220ZM258 138V139H257ZM6 139V140H5ZM16 140H18V139H20V140H18V143L16 142L15 143V141ZM28 139H34L35 141H37V142H34V140H31V141H33V142H31L30 140H28ZM41 139V140H40ZM43 139V140H42ZM44 139H46V142H45V144H41V143H38V140L39 141H44ZM56 139V140H55ZM69 139H70V141L72 142H70L69 141ZM81 139V140H80ZM134 139V140H133ZM168 139H169V141H168ZM190 139V140H189ZM203 139H205V140H203ZM218 139V140H217ZM219 139H220V142H222V143H220L219 142ZM234 139V140H233ZM246 139V140H245ZM263 139V140H262ZM24 140V141H23ZM26 140V141H25ZM80 140V141H79ZM92 140V141H91ZM133 140V141H132ZM135 140L136 141H138L139 142V140H140V142H139V144H138V142L137 143H134L135 142ZM142 140V141H141ZM163 140V142L165 143V145H164V143L163 142H160V141H162ZM167 140V141H166ZM172 140V141H171ZM211 140V141H210ZM236 140H237V142H236ZM251 140L252 141H254V142H252V144H251ZM257 140H262L263 141V144L259 141L258 143L257 142H255V141H257ZM9 141V142H8ZM48 141H50V142H48ZM54 141V142H53ZM62 141V142H61ZM74 141H75V143H78V144H75L74 143ZM78 141V142H77ZM87 141H89V142H87ZM93 141H94V143H93ZM104 141V140H103ZM104 141V142H105ZM131 141V142H130ZM191 141V142H190ZM233 141L234 142H236L238 145H236V143H234L233 144ZM244 141H246V143H244ZM12 142H14V143H12ZM21 144H20V143ZM22 142H24L23 144H22ZM28 142V143H27ZM48 142V143H47ZM117 142V141H116ZM119 142V141H118ZM134 144H133V143ZM147 142V143H146ZM159 142V143H158ZM169 142V143H168ZM182 143V146H181V143ZM219 142V143H218ZM224 142V143H223ZM249 142V143H248ZM35 143V144H34ZM50 143V144H49ZM56 143H57V145L59 146V147H61V149L59 148V147H55L54 145H56ZM69 143H70V145L71 144H73V145H71V146H68L69 145ZM96 143V144H95ZM126 143V144H127ZM156 143V144H155ZM172 145H171V144ZM176 143H178V144H176ZM189 143V144H188ZM202 144V146H201V144ZM215 143H217V144H215ZM18 144V145H17ZM27 144H30V146H28L27 147ZM38 146H37V145ZM87 144H88V146H87ZM92 144V145H91ZM94 144H95V146H94ZM143 144H146L145 146L143 145ZM151 145V149H152V152H153V154H152V152L150 151L151 149H150V147L148 148L147 147V145ZM154 144V145H153ZM163 144V145H162ZM170 144V147L168 146ZM196 144H200L199 146H197ZM223 146H221V145ZM226 144H228V146H226ZM243 144H245V145H243ZM250 146H249V145ZM7 145H9V146H7ZM17 145V146H16ZM20 145V146H19ZM32 145H33V147H32ZM41 145V146H40ZM46 145H47V147H46ZM50 145V146H49ZM54 146L53 148H51L52 146ZM56 145V146H57ZM67 145V147H65ZM78 145V146H77ZM83 145H86V146H83ZM155 145H157V146H155ZM166 145H167V149L165 148L166 147ZM189 145V146H188ZM242 145H243V147H242ZM246 145H248L247 147H249V148H246ZM5 146V147H4ZM24 146H26V147H24ZM40 146V147H39ZM46 148H45V147ZM49 146V147H48ZM63 146V147H62ZM93 146V147H92ZM115 146V147H114ZM123 147V149H122V147ZM132 146H134V147H132ZM140 146H142V147H140ZM152 146H153V148H152ZM178 146V147H177ZM197 146V147H196ZM4 147V148H3ZM24 147V148H23ZM72 147H77V152L75 151L74 152V149L75 148H72ZM78 147H81V148H78ZM91 147H92V150H91ZM114 147V148H113ZM120 147H121V149L122 150H120ZM174 147H176V148H174ZM199 147V148H198ZM200 147H202V149H200ZM204 147V148H203ZM215 147H219V149L217 150V148H215ZM226 147V148H225ZM243 149H245V151H243L242 150V148ZM259 147V148H258ZM26 148H27V151H25L26 150ZM29 148V149H28ZM43 150H42V149ZM46 150H45V149ZM64 148V149H63ZM116 148L118 149V150H116ZM151 152H148L147 151V149ZM180 148V150H178ZM184 148V149H183ZM193 148H194V150H193ZM196 148H197V150H196ZM207 148V149H206ZM225 148V150L228 152H225L224 150L222 151V149H224ZM228 148V149H227ZM262 148V149H261ZM5 149V150H4ZM11 149V150H10ZM21 149V150H20ZM25 149V150H24ZM31 149V151H29V152H31L30 154H29V152H28V150H30ZM39 149V150H38ZM40 149H41V151H40ZM48 149V150H47ZM52 151H50V150ZM53 149V150H52ZM60 151H59V150ZM114 150V151H112V150ZM153 149H155V150H157V149H159V150H157V151H155V150H153ZM171 149H173L172 151H170ZM174 149H176V150H174ZM181 149H183V151H185V149H189L190 151H188V150H186L185 152H182V150ZM9 152H8V151ZM35 152H34V151ZM62 150V151H61ZM64 150V151H63ZM76 150V149H75ZM178 150V151H177ZM231 152H230V151ZM5 151V152H4ZM23 151H25V152H23ZM36 151H40V153L38 154V153H36ZM48 151V152H47ZM54 151H57V152H54ZM69 151V153H66V152H68ZM78 151H80V152H78ZM91 151H93V152H91ZM110 151H112V152H110ZM117 151H119L118 153H117ZM142 151V153H140ZM147 151V152H146ZM154 151H155V153H154ZM180 151V152H179ZM195 152V156L193 155V153L192 152ZM215 151V152H214ZM244 152V154H246V157H244L245 155L243 154V152ZM249 151H250V153H249ZM255 151V152H254ZM263 151V152H262ZM27 152V153H26ZM44 152V153H43ZM54 152V153H53ZM65 153V154H62V153ZM93 154L92 156H91V153ZM145 152V153H144ZM166 152V153H165ZM242 152V153H241ZM255 154H254V153ZM9 153V154H8ZM10 153H12L11 155H10ZM34 153H36V154H34ZM49 153H52V154H49ZM56 153H58V154H56ZM73 154V156H72V154ZM117 154V155H114V154ZM120 153V155H118ZM147 153V154H146ZM159 153V154H158ZM168 153V154H167ZM177 153V154H176ZM187 154V155H185L184 156V154ZM189 153H192V155L191 156H188V155H190ZM199 153V154H198ZM224 153H226L225 155L227 156L228 155V157H226L225 158V155H224ZM232 153V154H231ZM241 153V154H240ZM251 153H253V155H251V157H249L250 155L249 154H251ZM258 153V154H257ZM259 153H261V154H263L262 155V157L261 156H257V155H260ZM32 154V155H31ZM41 154V155H40ZM45 154V155H44ZM47 154V155H46ZM60 154V155H59ZM67 154V156H65ZM81 154V155H80ZM84 154V155H83ZM110 154H112V156L114 155V156H117V157H112V156H110ZM158 154V155H157ZM217 154H219V155H217ZM257 154V155H256ZM12 156V157H10V156ZM16 155V156H15ZM20 157V158H18V156ZM35 155V156H34ZM40 155V157H38ZM64 155V156H63ZM76 155H77V158H76ZM80 155V156H79ZM90 155V156H89ZM129 155V156H128ZM135 155V156H134ZM151 155H152V157H151ZM155 155L156 156H158V159H157V157H155ZM160 155H161V157H160ZM168 155V156H167ZM183 155V156H182ZM234 155V156H233ZM242 155V156H241ZM244 155V156H243ZM254 155H256V156H254ZM29 156V157H28ZM46 156V157H45ZM49 156V157H48ZM54 158V160H56L57 159V156H59V157H61L62 159H63V164L64 165H67L66 167H68V168H70V169H68L67 168V171H73V173L72 174H74V171L75 170H77V171H75V174L74 175H72V174H70L71 176H68V172L65 174V176H61V177H59L58 176V174H59V172L57 171V170H55V168L56 169H58L56 166H54L53 164H52V162L54 161L52 158ZM63 156V157H62ZM70 156H72V157H70ZM75 156V158H76V160L75 159H73V157ZM79 156V157H78ZM110 156V157H109ZM119 156V157H118ZM125 156V157H124ZM127 156L128 157H130L129 159H128V161H126L125 159H127ZM179 156V157H178ZM201 156V157H200ZM203 156V157H202ZM220 156V157H219ZM223 156V157H222ZM8 157V158H7ZM25 157H27V158H25ZM64 157H65V159H64ZM124 157V159H122ZM153 157H155L154 158V160H153ZM170 157H172V158H170ZM181 157V158H180ZM231 157H233V158H231ZM254 159H253V158ZM255 157H258V158H260V159H258V158H255ZM12 158V159H11ZM16 158V159H15ZM19 160H18V159ZM28 158H29V160H28ZM31 158V159H30ZM34 158V159H33ZM38 158L40 159V160H38ZM42 158H43V161H42ZM79 158H81V159H79ZM116 158H118V159H116ZM144 158V159H143ZM162 158V159H161ZM199 158V159H198ZM202 158H203V160H202ZM209 158V159H208ZM223 158V159H222ZM229 158V159H228ZM262 158H263V160H262ZM7 159V160H6ZM23 159V160H22ZM51 159V160H50ZM67 159V161H64V160H66ZM79 159V160H78ZM82 159H83V162H81L82 161ZM119 160V161H117V162H115L116 160ZM172 159V160H171ZM179 159V160H178ZM220 159H222V161L223 162H221V160ZM245 159V160H244ZM14 160V161H13ZM20 160H22V164H23V166H25V168H21L22 167V164L20 163ZM32 160V161H31ZM44 160H45V162H44ZM50 160V162H48ZM112 160H113V162H115L114 164H113V162H112ZM122 160V161H121ZM138 162V164H137V162ZM144 160H147L148 161V164H146L147 163V161H145V163H144ZM150 160H151V162H150ZM161 160V161H160ZM174 163H172L171 161ZM176 160H177V162H176ZM227 160V161H226ZM260 162H259V161ZM52 161V162H51ZM58 161H59V159H58ZM61 161V160H60ZM123 161L126 163H123ZM133 161V162H132ZM165 163H164V162ZM175 161V162H174ZM199 161V162H198ZM231 161V162H230ZM233 161V162H232ZM251 161V162H250ZM252 161H256V162H252ZM7 162V164H5ZM40 162H41V164H40ZM65 162V163H64ZM93 162V161H92ZM111 162H112V164H111ZM129 162H131V164L129 163ZM141 162V163H140ZM160 162V163H159ZM179 162H181V163H179ZM184 162V163H183ZM227 162V163H226ZM230 163V165H229V163ZM241 162V163H240ZM245 164H244V163ZM70 163H72L71 165H70ZM135 163H136V165H135ZM145 164V166H144V164ZM195 163H197L196 165H195ZM243 163V164H242ZM253 163V164H252ZM19 164H21V165H19ZM25 164V165H24ZM30 164V165H29ZM45 164V165H44ZM46 164H48V165H46ZM85 164V163H84ZM106 164V165H105ZM121 164H123V165H121ZM159 164V165H158ZM209 164H210V167H209ZM212 164V165H211ZM215 164H217V166L215 165ZM246 164H250L249 166H247V168L245 169V165ZM9 165H11V166H9ZM15 165V166H14ZM29 165V166H28ZM31 165H33V167H31ZM39 165H41V167L39 166ZM114 165V166H113ZM135 165V166H134ZM146 165H148V167L146 168ZM171 165V166H170ZM173 165H175V167H172ZM191 165V166H190ZM193 165V166H192ZM195 165V166H194ZM234 165V166H233ZM244 165V166H243ZM252 165H253V167H252ZM259 165V166H258ZM2 166V167H1ZM5 166H6V168H8V169H6L5 168ZM21 166V167H20ZM38 166V167H37ZM46 166H47V168H46ZM75 166V168H73V167ZM102 166H103V171L104 172H106V174L107 175H111L110 176V179L112 180V182L110 181V179H109V176H106V174L103 172V171H101L102 170ZM113 167V169H112V167ZM137 166V167H136ZM162 166V167H161ZM176 166H178V167H176ZM179 166H180V168H179ZM183 168H182V167ZM189 166V167H188ZM199 167V169H198V167ZM202 166V167H201ZM260 166L262 167V169H261V171H260ZM11 167V168H10ZM13 167H15V168H13ZM18 167V168H17ZM29 167H30V170H29ZM39 167H40V169L41 170H39ZM44 167V168H43ZM53 167V168H52ZM55 167V168H54ZM92 167H94V166H92ZM121 167H123V169H124V171H123V169L121 168ZM127 167V168H126ZM165 167H167V168H165ZM185 167V168H184ZM187 167V168H186ZM194 167H196L195 169H193ZM206 167H208V169H206ZM213 167V168H212ZM215 167H217L218 169H216ZM254 167H256V168H254ZM6 170H5V169ZM28 168V169H27ZM73 168V169H72ZM78 168V169H77ZM105 168L107 169V170H105ZM143 168V169H142ZM158 168H159V171L161 172L162 170L164 171V173H162V174H160V173H158L157 171H158ZM160 168H162V170H160ZM248 168H250V169H248ZM253 168L255 169V171L257 172V173H255V171H254V174L253 175H251L250 176V173H252L253 171ZM4 169V171H2ZM10 169H12V170H10ZM13 169H15V170H13ZM25 169H27V170H25ZM32 169V170H31ZM38 169V170H37ZM48 169V170H47ZM96 169H98V170H96V172H95V170ZM119 170L120 169V171L122 170L124 173H120V172H118L117 170ZM141 169V170H140ZM145 169V171H147V172H150V171H148V170H151V173L149 174V173H147V174H145L142 170H144ZM148 169V170H147ZM210 169V170H209ZM229 171H228V170ZM240 169V170H239ZM246 170V172H243V171H245ZM258 169H259V171H258ZM9 170V171H8ZM21 170V171H20ZM24 170V171H23ZM29 170V171H28ZM51 170H53V171H51ZM66 170V169H65ZM140 170V172H139V176L138 175H134V173L136 174L138 171ZM155 170H156V172H155ZM177 170V171H176ZM205 170H207V171H205ZM208 170H209V172H208ZM220 170H222L221 172H220ZM234 171V172H231V171ZM250 172H249V171ZM5 171H8L7 172V174H6V172ZM12 171V172H11ZM36 171V172H35ZM40 171V172H39ZM46 171V172H45ZM51 171V172H50ZM110 172V174H109V172ZM127 171V172H126ZM152 171H153V173H152ZM191 173H190V172ZM194 171V173H193V175L194 176H192V172ZM197 171H199L198 173H197ZM202 171V172H201ZM226 173H225V172ZM237 171V172H236ZM24 172V173H23ZM142 172V173H141ZM181 172V173H180ZM184 172V173H183ZM206 173L207 174V177L205 178V174H203V173ZM212 172V173H211ZM214 172H216V173H218V174H215ZM247 172H249V174L247 173ZM23 175H22V174ZM29 173L31 174H33L32 176H30L29 175ZM40 173V174H39ZM44 174V175H42V174ZM45 173H47L48 175H46ZM51 173H52V175H51ZM54 173V174H53ZM77 173V174H76ZM144 173V174H143ZM180 175H179V174ZM183 173V174H182ZM189 173V174H188ZM213 175V173H214V175L212 176L211 174ZM220 173H221V175H220ZM224 173V175L225 174H227V175H222ZM229 173V174H228ZM238 173V174H237ZM247 173V174H246ZM1 174H4L3 176L1 175ZM6 174V175H5ZM37 174V175H36ZM49 174H50V176H49ZM55 174H57V175H55ZM89 174L90 175H92V178H95L94 180L92 179V178H88V177H90L89 176ZM104 174H105V176L107 177V178H105V176H104ZM116 174H118V175H116ZM209 174V175H208ZM233 174H237V176H239V174L240 175H242V176H239V178H240V181L238 180L239 178H237V176H235V175H233ZM259 174H261V175H258ZM14 175V176H13ZM25 175H27V177L25 176ZM35 175L37 176V177H35ZM39 175V176H38ZM41 175V176H40ZM84 175V176H83ZM88 177H87V176ZM101 175V176H100ZM120 175V176H119ZM131 175H134L135 177L133 178V176H131ZM152 175H153V177H152ZM184 175H185V177H184ZM191 175V176H190ZM229 175H231L230 176V178L229 179H227V177L229 176ZM232 175H233V177H232ZM255 175V176H254ZM10 176V177H9ZM13 176V177H12ZM30 176V177H29ZM56 176H58L57 177V179L55 180V182L53 181V190L51 189V188H45L42 192L44 193H42V192H39V193H42V194H40L38 197H36L39 193H37L40 189H41V187H42V183L46 180V179H52L53 177H56ZM66 176H68V177H66ZM76 176V177H75ZM86 176V177H85ZM94 176V177H93ZM98 176V177H97ZM99 176H100V178H99ZM118 176V177H117ZM122 176V177H121ZM124 176V177H123ZM125 176H126V178H125ZM129 176H131V178L129 177ZM151 177V179H150V177ZM166 176H168V177H170V179H171V181L170 180H167V179H169V178H166ZM183 176V177H182ZM196 176V177H195ZM199 176V177H198ZM201 176H204V178L207 180H205L204 181V179L201 177ZM208 176H211V177H208ZM223 176V177H222ZM245 176V177H244ZM247 176V177H246ZM3 179H5V180H3ZM9 177V178H8ZM29 177V178H28ZM41 177V178H40ZM45 179V180H43L42 181V179L43 178ZM48 177V178H47ZM51 177V178H50ZM72 177H74V178H76V179H74L73 180V178ZM78 177V178H77ZM79 177L81 178V179H79ZM85 178V180H83L84 178ZM97 177V178H96ZM122 179H121V178ZM130 178V180H129V178ZM136 177H138V179L136 178ZM140 177V178H139ZM145 179H144V178ZM147 177L149 178V181H148V179H147ZM156 177V178H155ZM178 177V178H177ZM180 177V178H179ZM186 177H188L187 178V183H186V181H185V179H186ZM194 177L195 178H199L198 180H196V179H194ZM232 177V178H231ZM251 177V178H250ZM36 178H39V179H36ZM62 178L64 179H67L68 181H69V179H70V181L68 182V183H66L67 182V180L65 181V183H64V181H62ZM69 178V179H68ZM116 178V179H115ZM166 178V179H165ZM175 178H177L178 180H176ZM182 178H184L183 180H181ZM212 178V179H211ZM221 178V179H220ZM237 178V179H236ZM246 178H247V180H246ZM14 179V181H12ZM25 179V180H24ZM48 179V180H49ZM55 178H53V180H54ZM59 179H61V181H62V184H60V180ZM64 179V180H65ZM90 179H92V180H90ZM121 179V180H120ZM137 179V180H136ZM147 179V180H146ZM155 179V180H154ZM191 179V180H190ZM211 179V180H210ZM218 179L220 180V181H218ZM222 179H223V181H222ZM242 179H243V181H242ZM248 179H250V180H248ZM260 179V180H259ZM7 180V181H6ZM10 180L12 181V183L10 182ZM18 180V181H17ZM21 180V181H20ZM22 180H23V182H25V183H22ZM34 180V181H33ZM39 180V181H38ZM87 180V181H86ZM96 180H98L97 182H95ZM114 180V181H113ZM119 182H118V181ZM123 180H125V181H123ZM142 180V184H141V182H139V181H141ZM146 180V181H145ZM151 180V181H150ZM165 180H166V182H165ZM190 180V181H189ZM225 180H226V182H228L229 184H227L226 182H225ZM232 180V182H230ZM248 183V185H247V183L245 182V181ZM9 181V182H8ZM60 181V182H59ZM71 181H74V182H71ZM78 181V182H77ZM89 181V182H88ZM101 181V182H100ZM105 181V182H104ZM111 183H110V182ZM116 181V182H115ZM130 181H132V182H130ZM145 181V182H144ZM176 183H175V182ZM179 181H181V182H179ZM195 181V182H194ZM223 183H222V182ZM261 181V182H260ZM16 182V183H15ZM19 182H21L20 184L22 185H20L19 184ZM36 182H38V183H36ZM41 182V183H40ZM59 183V185H61L60 187H58L57 188V186H56V183ZM78 183V185L80 186V188L79 187H77L76 185H77V183ZM80 182V183H79ZM94 182H95V185H94ZM110 184H109V183ZM124 182V185L122 184ZM134 182H135V184H134ZM163 182V183H162ZM170 182V183H169ZM188 182L190 183V184H188ZM213 184H212V183ZM215 182V183H214ZM234 182H236V183H234ZM239 184H238V183ZM242 182V183H241ZM255 182H256V184H255ZM258 182V183H257ZM260 182V183H259ZM7 183H8V185H7ZM10 183V184H9ZM14 183V184H13ZM29 183H31V184H29ZM36 183V184H35ZM57 183V184H58ZM83 184V186H82V184ZM90 183H92V184H90ZM97 183H100L101 185H98ZM117 184V183H119L117 186H119L118 188L117 187H115V185H111V184ZM139 183V184H138ZM169 183V184H168ZM173 185H172V184ZM222 183V185L221 186H219V184H221ZM245 183V184H244ZM253 183V184H252ZM6 184V185H5ZM11 184H13L12 186H11ZM17 184H18V186H17ZM26 184V185H25ZM28 184V185H27ZM107 184V185H106ZM134 184V186H132ZM144 184V185H143ZM149 184H151V186L149 185ZM153 184V185H152ZM158 184H160V185H158ZM211 184H212V187L213 188H211ZM214 184H216L215 186H214ZM241 184V185H240ZM249 184H250V186H249ZM263 184V185H262ZM19 185L21 186V187H19ZM58 185V186H59ZM85 185V186H84ZM96 185H98L97 187H96ZM121 185H123V187L121 186ZM126 185V186H125ZM128 185H130V186H128ZM155 185V186H154ZM163 185V186H162ZM175 185V186H174ZM223 185L224 186H226V187H224L223 188ZM231 185H232V187H231ZM234 185H235V189H234ZM251 185H252V187H254L256 190H253V188L251 187ZM7 186H9L11 189H12V192H11V189L9 188V187H7ZM84 187V188H82V187ZM132 186V187H131ZM138 186H140V187H138ZM155 187V188H153V187ZM171 186V187H170ZM173 186V187H172ZM181 188H180V187ZM184 186V187H183ZM187 186V187H186ZM188 186H190L189 188H188ZM210 189H208L207 187ZM244 186H246V187H244ZM249 186V187H248ZM13 187V188H12ZM15 187V188H14ZM28 187V189H26ZM32 187H33V189H32ZM66 187V189H68V190H66V189H64ZM114 187V188H113ZM120 187H121V189H120ZM130 187V188H129ZM142 187H144V188H142ZM146 187V188H145ZM157 187V188H156ZM160 189H159V188ZM176 187H178V190L176 189ZM214 187H216L215 189H214ZM228 187H230V188H228ZM5 188H7V189H5ZM20 188H21V190L22 191H20ZM57 188V189H63V190H57V192L55 191V189ZM97 188H98V191H100V192H98L97 191ZM169 188V189H168ZM173 188V189H172ZM188 188V189H187ZM190 188H191V190H190ZM199 188V189H198ZM207 188V189H206ZM231 188H233L232 190H230ZM244 188V189H243ZM263 188V189H262ZM10 189V190H9ZM15 189V190H14ZM30 189V190H29ZM36 189V190H35ZM46 189H48V190H46ZM51 189V190H50ZM76 189V190H75ZM86 191H85V190ZM108 189H110V190H108ZM116 189H117V191H116ZM119 189V190H118ZM138 189V190H137ZM142 189V190H141ZM157 191H159L158 193L156 192V190ZM183 189V190H182ZM228 189V190H227ZM258 189H260V190H258ZM5 190H6V192H5ZM26 190V191H25ZM29 190V191H28ZM79 190V191H78ZM82 190H84V191H82ZM88 190V191H87ZM130 190V191H129ZM153 190H154V193L155 194H153L152 192H153ZM160 190H162L161 191V193L162 192H164V193H162L161 195H160ZM168 190H170V192L168 191ZM174 190H176V192L174 191ZM187 190H188V192L190 193V191L193 193V195H192V197H190V194L187 192ZM207 190V191H206ZM220 190H224L223 191V193H221V192H219ZM234 190V191H233ZM252 190V191H251ZM258 190V191H257ZM8 191V192H7ZM51 191V193H48V192H50ZM56 192V193H53V192ZM61 191V195L63 196V198H62V196L60 195V192ZM66 191V192H65ZM68 191H72V193H70L69 192V194H67L68 193ZM75 191H77L78 193H81V194H78L77 192H75ZM89 191H91V192H89ZM111 191V192H110ZM115 193H113V192ZM122 191H123V193H122ZM136 193H135V192ZM144 191V192H143ZM149 191H151V193H149ZM178 191H179V193H178ZM181 191H182V193H181ZM199 191V192H198ZM229 191V192H228ZM237 191V192H236ZM249 191H251L252 193L250 194V192ZM11 192V193H10ZM18 192V193H17ZM26 192H28L29 193V195H28V193H26ZM74 192V193H73ZM86 192H87V194H86ZM109 194H108V193ZM117 192V193H116ZM142 193V194H140V193ZM148 192V193H147ZM166 192V193H165ZM186 194V196L184 197V193ZM188 194H187V193ZM204 192V193H203ZM213 192H215L214 194L215 195H213ZM234 192H236L235 193V196H233L232 194L230 195V193H234ZM240 192V193H239ZM254 192H256V193H254ZM2 193V194H1ZM4 193V194H3ZM10 193V196H7V194H9ZM16 196V194H17V202H16V200H15V196L13 195V194ZM20 193V194H19ZM22 193V194H21ZM25 193V194H24ZM31 193H33V195L31 194ZM36 193V194H35ZM114 195H113V194ZM123 195H122V194ZM145 193V195H143ZM208 193H209V195H208ZM211 193H212V195H211ZM221 193V194H220ZM242 193V194H241ZM258 193V194H257ZM24 194V195H23ZM73 194V195H72ZM77 194V195H76ZM83 194H85V197H82L83 196ZM97 194H98V196H97ZM101 194V195H100ZM110 194H112V195H110ZM127 194H128V197H127ZM132 194V195H131ZM153 194V195H152ZM157 194V195H156ZM158 194L161 196H158ZM164 194V195H163ZM182 195V196H179V195ZM225 194V196H227V197H225V196H223ZM227 194V195H226ZM228 194H229V196H228ZM249 194V195H248ZM257 194V195H256ZM261 194V195H260ZM2 195H6V196H2ZM28 195V196H27ZM50 195H57V197L58 196H60L59 198H57L56 196H51V198H50V200L48 201V197H50ZM67 195V196H66ZM106 195H107V197H106ZM110 195V196H109ZM119 195L121 196V198L119 197ZM126 195V196H125ZM148 195L150 196V195H152V196H150V198L148 197ZM165 195H166V197H165ZM175 195H176V197H175ZM199 195H201L200 197H198ZM204 195H206L205 197H204ZM208 195V196H207ZM218 195H220V198L221 199H219V196ZM240 196V197H238V196ZM244 196V199H243V196ZM254 197H253V196ZM21 196V197H20ZM25 196V197H24ZM31 196V197H30ZM64 196H66V197H64ZM74 196H76V197H74ZM92 196V197H91ZM94 196H96V197H94ZM105 196V197H104ZM118 196V197H117ZM129 196H132V197H129ZM136 196H139L138 198L136 197ZM156 197V198H154V197ZM157 196L158 197H160V198H157ZM162 196H163V198H162ZM178 196V197H177ZM194 196V197H193ZM211 196H213V197H211ZM217 196V197H216ZM233 196V197H232ZM241 196H242V198H241ZM247 197V200H246V197ZM252 198H251V197ZM263 196V197H262ZM2 197H5V198H2ZM13 198L12 200H11V198ZM34 197H35V199H34ZM47 197V198H46ZM52 197L54 198L53 200H52ZM101 197V198H100ZM104 197V198H103ZM109 197V198H108ZM124 197V198H123ZM127 197V198H126ZM148 197V198H147ZM152 197V198H151ZM174 197H175V199H174ZM180 197H182V199H179ZM190 199H189V198ZM196 197V198H195ZM207 197V198H206ZM210 197H211V199H210ZM237 197V198H236ZM255 197H257L256 198V200L254 199ZM7 198V199H6ZM8 198L10 199V201H11V203H10V201L8 200ZM22 199V201H20V199ZM61 198V199H60ZM78 198H79V200H78ZM83 198V199H82ZM93 198V199H92ZM97 198H100V199H97ZM103 198V199H102ZM117 198H120L119 199V202H118V200H117ZM129 198H130V201H129ZM134 198V199H133ZM140 198V199H139ZM145 198V200H147L148 202H146L145 200H143ZM169 198H173L174 200H175V202H174V200H170ZM184 198L186 199V200H184ZM201 198V199H200ZM204 198H205V201H204ZM238 198H240V201H239V199ZM251 198V199H250ZM260 199L261 201H257V199ZM28 199H30V200H28ZM45 199H46V202H43V201H45ZM75 199V200H74ZM78 200V203H77V200ZM81 199H82V201H81ZM106 199H107V201H106ZM108 199H110V200H108ZM113 199V200H112ZM115 199V200H114ZM122 199V200H121ZM124 199V200H123ZM152 201H151V200ZM159 199H160V201H161V203L160 202H158L159 201ZM166 199V200H165ZM178 199H179V201H178ZM199 199V200H198ZM234 199H235V201H234ZM15 200V201H14ZM24 200H25V202H24ZM27 200V201H26ZM40 200V202L38 203V201ZM62 200V201H61ZM65 200V201H64ZM72 200H74L75 202H73ZM91 202V200H92V204L89 202V201ZM100 200V201H99ZM103 200V203L101 202ZM127 200V201H126ZM140 200H141V203H143L142 205H141V203H140ZM143 200V201H142ZM165 200V202H164V204H165V206L166 205H168V203H169V207L168 206H166V207H164V204L162 205V202ZM183 200V201H182ZM204 201L203 203H200L201 201ZM207 200V201H206ZM218 202H217V201ZM220 200V201H219ZM251 200H253V201H251ZM255 200V201H254ZM16 203V205H15V203ZM22 202V203H20V202ZM31 201V202H30ZM71 201V202H70ZM88 201V202H87ZM122 201V202H121ZM166 201H168L167 203H166ZM194 202V203H197L198 202V204H192V202ZM209 201V202H208ZM213 201V202H212ZM224 202V205H223V202ZM228 201V202H227ZM244 201H245V204H244ZM246 201H247V203H246ZM249 201H251V202H249ZM24 202V203H23ZM27 202H29V203H32V204H29V203H27ZM34 202V203H33ZM36 202L38 203V205L39 206H36ZM43 202V203H42ZM49 202V203H48ZM63 202V203H62ZM88 203L87 204V206L88 207H90V209H91V213H90V215L88 214L89 212H90V209L87 207V206H85L86 204H84V203ZM96 202H98V203H96ZM107 202V203H106ZM113 202V204H111ZM130 202H133V204L132 203H130ZM170 202L172 203V204H170ZM179 202H180V204H179ZM190 202V203H189ZM219 202H221V203H219ZM230 202L232 203V205L230 204ZM59 203V204H58ZM70 203V204H69ZM72 203H74V204H72ZM77 203V205L79 206V208L77 207V205H75ZM79 203H82V206L79 204ZM100 203H101V206H100ZM109 203V204H108ZM121 204V206H120V204ZM127 203V204H126ZM135 203H137V204H135ZM138 203L140 204V206L138 205ZM160 203V204H159ZM185 205H184V204ZM208 206H206L205 204ZM233 203H235L234 205H235V207H232V206H234L233 205ZM236 203H239L238 205H239V207H238V205L236 206ZM250 203H253V204H250ZM41 204H43V207H42V205ZM46 206H45V205ZM49 204H51V205H49ZM90 204V205H89ZM111 204V205H110ZM124 204H126V206L124 205ZM145 204V205H144ZM157 204H159V205H157ZM177 204H179L180 206V208L178 207V206H176ZM191 204V205H190ZM216 204V205H215ZM220 204V205H219ZM221 204H222V206H221ZM250 204V205H249ZM255 204V205H254ZM12 205V206H11ZM23 205V206H22ZM35 205V206H34ZM61 205V206H60ZM68 207H67V206ZM70 205H72L71 207H70ZM95 205V206H94ZM158 207H157V206ZM172 205V206H171ZM187 205V206H186ZM189 205V206H188ZM198 205H200V206H202V205H204V206H202V207H198ZM217 206V209L215 210V207H210V206ZM219 205V206H218ZM260 205V206H259ZM26 206H27V208H26ZM48 206V209H49V206L50 207H53V208H50L49 210H51V211H49L48 210V212H47V208H45L44 209V207H47ZM76 206V207H75ZM99 206V207H98ZM123 206V207H122ZM129 206V207H128ZM134 206V207H133ZM136 206L137 207H139V208H137L136 209ZM143 208H142V207ZM160 206V207H159ZM174 206L177 208H174ZM193 206H194V208H193ZM197 206V207H196ZM228 207V208H221V207ZM252 208H251V207ZM7 207V208H6ZM13 207V208H12ZM32 207H34V208H32ZM55 207V208H54ZM57 207V208H56ZM63 207V208H62ZM66 207V208H65ZM69 207H70V209L72 210V211H75V214H74V212L72 213V211L69 209ZM88 209H87V208ZM92 207V208H91ZM97 207V208H96ZM101 207V208H100ZM113 207H114V210H113ZM122 207V208H121ZM127 207V208H126ZM131 207V208H130ZM141 207V208H140ZM169 209H168V208ZM172 207H173V209H172ZM183 207V208H182ZM190 207V208H189ZM204 207H205V209H204ZM258 207V209H256V208ZM261 207V208H260ZM2 208V209H1ZM9 208V209H8ZM12 208V209H11ZM16 208V209H15ZM40 208H42L41 209V211H39L40 210ZM62 208V209H61ZM68 208V209H67ZM85 208V209H84ZM123 209V210H121V209ZM125 208V209H124ZM130 210H129V209ZM150 208H152V209H150ZM157 208H159L158 210H157ZM178 208L180 209V210H178ZM184 208L186 209V210H184ZM188 208V209H187ZM191 208L192 209H195L194 210V213L193 212H191L192 210H191ZM211 208V209H210ZM212 208H214V209H212ZM232 208V209H231ZM238 208V209H237ZM243 208V209H242ZM250 208H251V210H253V211H251L250 210ZM8 209V210H7ZM15 211H14V210ZM29 209V210H28ZM53 209V210H52ZM55 209H57L56 210V212L54 211ZM59 209H61V210H59ZM64 209V210H63ZM66 209V210H65ZM87 209V210H86ZM93 209H94V211H93ZM97 209V210H96ZM127 209V210H126ZM144 209V210H143ZM154 209V210H153ZM157 211H156V210ZM162 209H164V210H162ZM171 209L174 211H171ZM204 209V210H203ZM219 209H222V211L221 210H219ZM225 209H227V210H225ZM245 209V210H244ZM248 209V210H247ZM260 209H263V211L262 210H260ZM10 210H11V212H10ZM24 210H26V211H24ZM28 210V211H27ZM37 210V211H36ZM44 210H46V211H44ZM70 210V211H69ZM82 210V211H81ZM89 210V211H88ZM100 210V211H99ZM104 210V211H103ZM120 210V211H119ZM134 210V211H133ZM142 210V211H141ZM146 210V211H145ZM149 212H148V211ZM184 212H183V211ZM191 210V211H190ZM201 212L202 210V214H204V215H202V214H200V212ZM214 210V211H213ZM229 210H230V212H229ZM243 210V211H242ZM17 211H19V212H17ZM39 211V212H38ZM54 211V212H53ZM71 212L72 214H74L75 216H73L71 213H69V212ZM80 211L81 212H84V213H81V215H80ZM102 211V212H101ZM108 211H110V212H108ZM113 211V213H111ZM124 211H125V213H124ZM128 211V213H129V211H130V213H132V214H127V216H126V212ZM131 211H133V212H131ZM140 211V212H139ZM159 212V215H158V213H156V212ZM164 211V212H163ZM179 211V212H178ZM182 211V212H181ZM223 211H225L224 213H223ZM233 211H236L235 213L233 212ZM238 211H240V213L238 212ZM245 211H246V213H245ZM2 212V213H1ZM22 212V213H21ZM43 212H44V214H43ZM64 212V213H63ZM65 212H67V215L65 214ZM77 212V213H76ZM92 212H95L96 213V215L97 216H95L94 214L95 213H92ZM120 212V213H119ZM147 212V213H146ZM168 214H167V213ZM181 212V213H180ZM189 212V213H188ZM191 212V213H190ZM217 212H219V213H217ZM222 212V213H221ZM227 212V213H226ZM238 212V213H237ZM257 214H256V213ZM260 212V213H259ZM262 212V213H261ZM8 213H11L10 215L8 214ZM12 213H13V215H14V218H13V215H12ZM30 213V214H29ZM34 213L36 214V215H34ZM39 213H41V215L39 214ZM46 213H49V214H47L46 215ZM53 213V214H52ZM65 215H63V214ZM68 213H69V215H68ZM102 213H104V214H102ZM106 213H108V214H106ZM119 213V214H118ZM142 213V214H141ZM144 213V214H143ZM164 213H166V214H164ZM175 213V214H174ZM177 213H178V215H177ZM180 213V214H179ZM192 213H193V215H192ZM217 213V214H216ZM229 213H233V214H229ZM241 213L243 214V216L241 215ZM7 214V215H6ZM17 214V215H16ZM29 214V215H28ZM57 214V215H56ZM60 214V215H59ZM70 214H71V216H70ZM85 214V215H84ZM87 214L89 215V216H87ZM111 214V215H110ZM113 214V215H112ZM138 214H140V215H138ZM146 214H148V215H146ZM149 214H152V215H149ZM198 214V215H197ZM230 215V216H228V215ZM237 214L239 215V216H237ZM260 214V215H259ZM6 215V216H5ZM31 215V216H30ZM64 217H63V216ZM77 215H80V216H77ZM92 215V216H91ZM102 215H106V217H103ZM107 215H109V216H107ZM123 215H125V217L123 216ZM133 217H132V216ZM136 215V216H135ZM167 215V216H166ZM171 217H170V216ZM177 215V216H176ZM180 215V216H179ZM184 215V216H183ZM199 216V217H197V216ZM202 215V216H201ZM219 215V216H218ZM235 215V216H234ZM257 217H256V216ZM2 216V217H1ZM10 216H12V218H10ZM40 216V217H39ZM54 217L55 219H52V218H50V217ZM62 216V217H61ZM68 216V217H67ZM110 216H111V219H110ZM117 216H118V218H117ZM124 217V219L126 220V217H127V220L125 221L124 219H123V217ZM129 216V217H128ZM141 216V217H140ZM142 216H143V218H142ZM150 216H152V218L150 217ZM179 216V217H178ZM182 216V219L180 218ZM203 217V218H201V217ZM247 217V220H250L251 219V222H249V221H247L246 220V218L245 217ZM32 217V218H31ZM34 217H35V220H34ZM61 217V218H60ZM75 217V219H74V221H72V219ZM79 217V218H78ZM83 217V218H82ZM89 217V218H88ZM92 217H94V218H92ZM98 217H99V219H98ZM113 217V218H112ZM115 217V218H114ZM140 217V218H139ZM169 217V218H168ZM212 219H210V218ZM216 217H217V219H216ZM231 217V218H230ZM243 217V218H242ZM249 217V218H248ZM251 217V218H250ZM258 218L259 220H260V218H262L261 220H260V222H259V220L257 221L256 220V218ZM59 218V219H58ZM65 218H67V219H65ZM106 219V221L102 224V222L104 221H102L101 222V220L100 219ZM128 218L130 219L129 221H128ZM132 218V219H131ZM144 219L143 221H142V219ZM145 218H148V219H145ZM149 218H151L150 220H149ZM198 218H200V219H198ZM206 218L209 220H206ZM227 218V219H226ZM9 221H8V220ZM15 219H17V220H15ZM37 219V220H36ZM42 221H41V220ZM51 219V220H50ZM61 219V220H60ZM84 219V220H83ZM88 219H89V222H88ZM92 219V220H91ZM95 219H98L97 221L98 222H96V220ZM112 219H113V221L115 222H113L112 221ZM115 219H116V221H115ZM135 219V220H134ZM140 219H141V221H140ZM154 219V220H153ZM175 219V220H174ZM177 219H180L179 221L177 220ZM183 219H185V220H183ZM217 221H216V220ZM245 219V220H244ZM4 220V221H3ZM13 220H14V222H13ZM19 220V221H18ZM21 220V221H20ZM59 220H60V223H59ZM68 220V224H70L69 226H66V225H68L67 224V221ZM75 220H77L76 221V223L74 224V222H75ZM99 220H100V222H99ZM109 220V221H108ZM120 220V221H119ZM139 220V221H138ZM147 220V221H146ZM149 220V221H148ZM152 220V222H150ZM159 222V224H157V222ZM159 220V221H158ZM168 220V221H167ZM181 220H183L182 222H181ZM195 220V221H194ZM243 220V221H242ZM28 221L29 222H31V223H28ZM39 222V223H35V222ZM49 221V222H48ZM50 221H53V222H56V223H53V222H51L50 223ZM72 221V222H71ZM78 221H80L82 224H79L80 222H78ZM86 221V223H84ZM94 223H93V222ZM107 221H108V223H107ZM134 221V222H133ZM136 221V222H135ZM154 221V222H153ZM160 221L161 222H163V223H161L160 224ZM169 221H172L173 223L171 224V222L169 223ZM176 221H178V222H176ZM186 221L189 223H191V224H188V223H186ZM193 221H194V223L195 224H193ZM201 221V222H200ZM204 221V223H203V225L201 226V224H202V222ZM208 221V222H207ZM210 221H211V223H210ZM231 221V222H230ZM9 222H10V224H9ZM44 222V223H43ZM46 222H47V224H46ZM64 222H66L65 224H64ZM77 222H78V224H77ZM111 222V223H110ZM130 224H129V223ZM141 222V223H140ZM145 222V223H144ZM149 224H148V223ZM175 222V223H174ZM180 222H181V225H180ZM184 222V223H183ZM207 222V223H206ZM240 222H242V223H240ZM7 223V224H6ZM42 223H43V226H42ZM48 223H50V224H48ZM61 223L63 224V225H61ZM90 223V224H89ZM96 223V224H95ZM99 223H101V224H99ZM106 223H107V225H106ZM113 223V224H112ZM117 223V224H116ZM127 223L130 225H128V226H125V225H127ZM135 223H136V225L137 226H135L134 227V225H135ZM137 223H139V224H137ZM150 223H151V225H150ZM153 223V224H152ZM156 223V224H155ZM183 223V224H182ZM251 223L253 224L252 226L253 227H251ZM19 224V225H18ZM29 224H31V225H29ZM55 226H54V225ZM73 224H74V226H73ZM85 224V225H84ZM97 224H99L98 226H97ZM116 224V225H115ZM132 224V225H131ZM145 224H146V226H147V228L145 227ZM189 225V227L187 226L186 227V225ZM199 226H197V225ZM210 224H212V226L210 225ZM217 224H218V226H217ZM242 224V225H241ZM246 224V225H245ZM7 227H6V226ZM9 225H10V227H9ZM25 227H24V226ZM29 225V226H28ZM49 225V226H48ZM72 225V226H71ZM82 226V227H80L79 226V228H77V229H75V228H73V227H77V226ZM90 225V226H89ZM141 225V226H140ZM142 225H144V226H142ZM164 225V227H162ZM193 225H196V226H194L193 227ZM239 226V227H237V226ZM254 225H256V226H254ZM261 225V226H260ZM2 226H4V227H2ZM17 226L19 227V229L20 228H22V229H20V231H19V229H17ZM21 226H23V227H21ZM32 226V227H31ZM47 226V227H46ZM51 226V227H50ZM66 226V227H65ZM100 226V227H99ZM102 226H104V228L102 227ZM111 226H113V227H111ZM115 226V227H114ZM122 226V227H121ZM151 226V227H150ZM183 226V227H182ZM206 228H205V227ZM224 226V227H223ZM233 226H234V228H233ZM235 226L237 227V228H235ZM245 226V227H244ZM258 226V227H257ZM9 227V228H8ZM12 227V228H11ZM31 227V228H30ZM49 227V228H48ZM64 227V228H63ZM68 227V228H67ZM86 227V228H85ZM92 227H93V229H92ZM102 227V228H101ZM106 227V228H105ZM109 227H110V229L112 230L113 228V230H114V232H113V230H112V233H114V235H112V233H110V229H109ZM127 227V228H126ZM152 228V230H149L150 228ZM155 227V228H154ZM160 227V228H159ZM162 227V228H161ZM174 228V230H173V228H172V230L170 229V228ZM176 227V228H175ZM182 227V228H181ZM185 227H186V229H185ZM191 227V228H190ZM194 229H193V228ZM195 227H197L198 229H196ZM201 227V228H200ZM210 227V228H209ZM211 227H213V228H211ZM241 227V228H240ZM246 227H248V229H245ZM260 227V228H259ZM13 228H15V229H17V230H15V229H13ZM25 228V229H24ZM37 228V229H36ZM43 228V229H42ZM45 228V229H44ZM55 228V229H54ZM63 228V229H62ZM65 228H67L66 230H65ZM71 228H73V229H70ZM100 228H101V230H100ZM133 228V232H131V229ZM137 228V230H135ZM156 228H159L160 230H157ZM188 228V229H187ZM206 230H205V229ZM208 228V229H207ZM215 228V229H214ZM250 228H254L255 230H251ZM259 228V229H258ZM3 229V230H2ZM5 229V230H4ZM11 229V230H10ZM34 229H35V231H34ZM39 229V230H38ZM105 229H109L108 231H105ZM141 229H143L144 231H146V232H144L143 230H141ZM165 229V231H161V230H164ZM178 230V232L176 231V230ZM190 229H191V231H190ZM201 229V230H200ZM204 229V230H203ZM215 231H214V230ZM245 229V231L246 232H244L243 230ZM249 229L251 230L250 232H248L249 231ZM261 229H262V231H261ZM8 232H10V233H8ZM12 230H14V231H12ZM33 230V231H32ZM41 230H47V231H41ZM65 230V231H64ZM70 230V231H69ZM78 230V231H77ZM85 230H88V232H86ZM115 230H116V232H115ZM127 230H129V232L127 231ZM139 230V231H138ZM141 230V231H140ZM154 230V231H153ZM188 230V231H187ZM194 230V231H193ZM200 230V231H199ZM234 230V231H233ZM239 230V231H238ZM256 230H259L258 232H259V234L258 233H256L257 231ZM28 231V232H27ZM39 231H41L42 232V234L39 232ZM75 231V232H74ZM81 231V233L83 234L82 235V237H85L86 238V236H85V234L84 233H87L86 235H87V237L89 238V241H92V242H89L88 241V238H86L87 240H84L83 241V239H81L80 240V237H79V235L81 234H79V232ZM83 231V232H82ZM85 231V232H84ZM122 231L124 232L123 234H122ZM137 233H136V232ZM169 232L168 234L166 233V235H164L165 234V232ZM171 231L173 232L172 234H170L171 233ZM176 231V232H175ZM181 231H183L182 232V235H181ZM186 231V232H185ZM204 231V232H203ZM210 231V232H209ZM221 231L223 232V233H221ZM231 233H230V232ZM232 231H233V233H232ZM237 231V232H236ZM242 233H241V232ZM7 232V233H6ZM14 232H16V233H14ZM18 232H19V234H18ZM30 232V233H29ZM47 232V233H46ZM52 232V233H51ZM54 232V233H53ZM71 234V235H76V236H74V238H73V236H71L69 233ZM77 232V233H76ZM95 232V233H94ZM99 232H101V233H99ZM126 232H128V233H126ZM131 232V233H130ZM135 232V233H134ZM143 232V233H142ZM148 232H149V234H148ZM153 232V233H152ZM154 232H156V233H154ZM163 233L164 232V234H161L160 235V233ZM194 232V233H193ZM38 233V234H37ZM46 233V234H45ZM49 233V234H48ZM67 233V234H66ZM74 233V234H73ZM76 233V234H75ZM90 233V234H89ZM103 233V234H102ZM108 233V234H107ZM110 233V234H109ZM133 233V234H132ZM139 233V234H138ZM150 233H152V235L153 236H150ZM177 233V234H176ZM193 233V234H192ZM198 233V234H197ZM200 233V234H199ZM216 233H218V234H216ZM237 233V234H236ZM248 233H249V236H248V238H247V235H248ZM14 234V235H13ZM25 234H27V235H25ZM43 234H44V237H41V236H43ZM57 235V236H60V239H59V237H56V236H54V235ZM63 234V235H62ZM71 236V238H70V236ZM89 234V235H88ZM100 234V235H99ZM117 234H119V235H117ZM156 234V235H155ZM169 234H170V237H169ZM190 234V235H189ZM202 234H204V236L202 235ZM206 234V235H205ZM211 234H213L212 236L209 235ZM222 234V235H221ZM237 236V239H236V237H235V235ZM260 236V238L257 236ZM11 235V236H10ZM46 235V236H45ZM49 235V236H48ZM53 235V236H52ZM111 235V236H110ZM127 235H130V236H127ZM148 235H149V238H147L148 237ZM159 235V236H158ZM162 235H164L162 238H161V236ZM172 235V236H171ZM178 235H180L179 237H178ZM200 235H202V236H200ZM221 235V236H220ZM9 236V237H8ZM18 236V237H17ZM25 236V237H24ZM30 236V237H29ZM36 236V237H35ZM48 236V237H47ZM101 236V237H100ZM115 236H116V238H115ZM122 236V237H121ZM137 236V237H136ZM144 236H147L146 238L144 237ZM158 236V238L156 239V237ZM185 236H189V237H185ZM193 236V237H192ZM200 236V237H199ZM214 236H215V240L217 239V241H215L214 240ZM256 236V237H255ZM13 237V238H12ZM20 237H21V240H20ZM23 237V238H22ZM31 237H33V239L31 238ZM39 237V238H38ZM51 237V238H50ZM76 237V238H75ZM92 238V240H91V238ZM103 237V239H100V238H102ZM115 238V240H114V238ZM125 237V238H124ZM130 239H129V238ZM132 237V238H131ZM139 237V238H138ZM144 237V238H143ZM153 237H154V242H153V244H152V242L151 241H153L152 239H153ZM174 237H176L175 238V240H174ZM177 237L179 238V240L177 239ZM182 237H184V238H186V241H188V243L185 241V239L184 238H182ZM190 237H192V238H190ZM195 237H196V239H195ZM210 237V238H209ZM211 237H213L212 239H211ZM226 237V238H225ZM240 237H242L241 239H240ZM264 237V236H263ZM3 238V239H2ZM6 238V239H5ZM26 238V239H25ZM34 238H35V240H34ZM37 238V239H36ZM41 238H43V239H41ZM47 238H50V239H48L47 240ZM128 240H127V239ZM199 238H200V240H199ZM203 238H205V239H203ZM207 238V239H206ZM230 238V239H229ZM245 238V239H244ZM246 238L248 239V241L246 240ZM257 238H259L258 240H257ZM40 239V240H39ZM46 239V240H45ZM53 239L54 240H61V241H59L60 242V244L61 243H63L62 245L64 246H61V247H59L58 246V244H59V242H56L57 243V245L54 247V246H51V245H47V244H49L51 241H53ZM75 239V240H74ZM120 239H123V244H122V241L120 240ZM126 239V240H125ZM138 239V240H137ZM145 239V240H144ZM150 240L149 242H147L148 240ZM160 241H162V243H166L165 245L164 244H161L160 242H159V240ZM183 239V240H182ZM187 239H189V240H187ZM220 239V242L218 241ZM234 239H236V240H234ZM25 240H27L26 241V243L28 244V245H26V243L24 242ZM34 240V241H33ZM113 240V241H112ZM117 240V241H116ZM120 240V241H119ZM135 240V241H134ZM176 241L175 243L174 242H170L169 241V243L168 242H165V241ZM190 240H192V241H190ZM198 240V241H197ZM206 240H208V243H209V245L211 246H209L210 247V249L209 248H207L208 247V243H207V241ZM209 240H212V242L210 243L209 242ZM228 240V241H227ZM234 240V241H233ZM4 241V242H3ZM5 241H6V243L7 244H5ZM14 243H13V242ZM16 241V242H15ZM20 241V243H18L17 244V242H19ZM29 241H30V243H29ZM37 241V242H36ZM48 241V242H47ZM77 242L76 244L74 243V242ZM88 241V243H86ZM95 241V242H94ZM99 241H100V243H99ZM129 241V242H128ZM156 241V242H155ZM179 241V242H178ZM227 243H226V242ZM230 241V242H229ZM237 241V242H236ZM34 243V245L32 246L31 245V243ZM36 242V243H35ZM46 242V243H45ZM83 242H85L84 244H82ZM94 242V243H93ZM115 242V243H114ZM136 242V243H135ZM185 242V243H184ZM193 244H192V243ZM194 242H196V243H194ZM198 242H201V243H199V245H198ZM205 242V244H202V243H204ZM216 242H218V243H216ZM221 242H224V243H222L221 244ZM244 244H243V243ZM245 242H247V243H245ZM259 242V243H258ZM3 243H4V245H6V246H4L3 245ZM32 243V244H33ZM69 243H72V245L70 244V245H68ZM81 243V247L78 245V244H80ZM98 243V244H97ZM114 243V244H113ZM117 243V244H116ZM158 243H159V245H160V247H159V245H158ZM171 243V244H170ZM189 243L191 244V245H189ZM238 243H242L241 245H242V247H241V245L240 246H238ZM14 244V245H13ZM42 245V246H40V245ZM73 244H74V246H73ZM90 244V245H89ZM111 244V245H110ZM122 244V245H121ZM125 244V245H124ZM128 244V245H127ZM133 244H134V247L132 248V247H129V245H132L133 246ZM139 246H138V245ZM175 244V245H174ZM186 244V245H185ZM195 244H197V246L195 245ZM236 244V245H235ZM3 245V246H2ZM21 245V246H20ZM22 245H23V247H22ZM39 245V246H38ZM85 246V247H82V246ZM94 245H97V246H95L94 247ZM101 246L100 248H98L99 246ZM106 245H108V246H106ZM128 247H127V246ZM137 245V246H136ZM152 245V246H151ZM155 245V246H154ZM189 245V246H188ZM201 245V246H200ZM216 245H218V246H216ZM225 245V246H224ZM233 245V246H232ZM246 247V249H245V247ZM20 247V248H16V247ZM24 246H27L26 248L24 247ZM37 246V247H36ZM50 246V247H49ZM73 246V247H72ZM76 246H78V247H80L79 249H78V247L77 248H74V247H76ZM92 246L93 248V251H91L92 249H90V247ZM104 246V247H103ZM106 246V247H105ZM166 246V247H165ZM185 246V247H184ZM188 246V247H187ZM194 246V247H193ZM204 248H203V247ZM213 246V247H212ZM215 246V247H214ZM223 246V247H222ZM237 246V247H236ZM252 246V247H251ZM260 246V247H259ZM10 247V248H9ZM30 247V248H29ZM34 248V249H31V248ZM39 249L38 251H40L39 253H38V251H37V249ZM49 247V248H48ZM108 247V248H107ZM155 247V248H154ZM170 247V248H169ZM180 247H181V250H180ZM202 247V248H201ZM217 247H222L223 248V251H222V249H221V251H220V249H218ZM225 247H227V249L228 250H226V248ZM42 248H44V250L42 249ZM48 248V249H47ZM56 248L57 250H54V249ZM61 248H62V250H64V251H62L61 250ZM69 248H70V251H68L69 250ZM71 248H73L74 249V251H73V249H71ZM86 248V249H85ZM103 248H106L107 249V252L109 253V254H106L105 252V250L103 249ZM111 248H113V249H111ZM115 248V249H114ZM116 248H118L117 250H116ZM124 249V250H120V249ZM128 248V249H127ZM139 248H141V249H139ZM146 248H147V250H146ZM152 250V252H153V254L154 255H156V256H158V258H153V257H156V256H153L152 255V252H151V250ZM158 248V249H157ZM164 248H165V250H164ZM166 248H168V249H166ZM179 248V249H178ZM194 248H195V251H193L194 250ZM212 248H214V249H212ZM216 248L220 251H218V250H216ZM23 249V250H22ZM25 249V250H24ZM30 249V251H34V254H36L35 252L37 251V254H36V256L34 257V255H33V252H32V254L30 255V254H27V252H28V250ZM95 249H97V250H95ZM100 249H102L103 250V252H102V250H100ZM174 250V251H170V250ZM178 249V250H177ZM185 249V255L187 254V256L185 257V255H184V253L182 252L183 250ZM188 249V250H187ZM189 249H192V251L191 250H189ZM197 249V250H196ZM205 249H208V250H205ZM255 249V250H254ZM8 250V251H7ZM10 250V251H9ZM22 250V251H21ZM46 250V251H45ZM47 250H51V252H49V251H47ZM53 250V251H52ZM60 250V251H59ZM78 250V251H77ZM81 252H80V251ZM82 250H83V252H82ZM115 250V251H114ZM119 250V251H118ZM127 250V251H126ZM156 250H160V251H156ZM167 250H169V251H167ZM177 252H179V253H177ZM199 250V251H198ZM216 251V252H214V251ZM225 250V251H224ZM246 251V250H249V251H251V254H250V252H248V251H246L244 254L246 255H244V257H243V254H240V253H242L241 251ZM254 250V251H253ZM21 251V252H20ZM44 251V252H43ZM57 251V252H56ZM66 251H68V253H66ZM71 251H73V252H71ZM76 251V252H75ZM88 251H90L88 254H86L85 252H88ZM125 251V252H124ZM132 251V252H131ZM135 251H137V254H136V252ZM139 251V252H138ZM167 251V252H166ZM188 251H191L192 253H194V254H196V255H194V254H192L191 255V252H188ZM213 251V254L211 253V252ZM218 251V252H217ZM228 251V252H227ZM23 252H26V253H23ZM46 252V257H45V259L43 258L44 256H43V254ZM59 252V253H58ZM62 252H64L65 254H64V256H66V254H67V256L64 258V256H63V253ZM69 252H71V255H70V253ZM91 252L93 253V254H91ZM98 252H100V253H103V254H100V255H98V257H99V259H98V257H95V256H97V254H98ZM122 252H123V254H122ZM147 252H149V253H147ZM155 252V253H154ZM157 252V253H156ZM161 254H160V253ZM164 252H166L165 254H164ZM170 252V253H169ZM172 252V253H171ZM175 252V253H174ZM209 252V253H208ZM221 252H225L224 254H222V256H221ZM229 252H232L231 253V255H230V253ZM240 252V253H239ZM255 252H256V254H255ZM262 254H261V253ZM11 253H12V255H11ZM48 253V254H47ZM56 253V254H55ZM62 255H61V254ZM80 255H79V254ZM83 253H84V255H87V256H85L86 258H84V255H83ZM129 254V256H128V254ZM143 253V254H142ZM159 253V254H158ZM190 253V254H189ZM227 253L229 254L228 256L230 257H228V256H226L227 255ZM253 253V254H252ZM258 253H260L261 255H259L258 256ZM8 254H10V255H8ZM26 254V255H25ZM125 254H126V256H125ZM133 254V255H132ZM146 254V255H145ZM149 254V255H148ZM158 254V255H157ZM171 254V255H170ZM180 255L179 257H177V255ZM181 254H182V256H181ZM190 256H189V255ZM197 254H200V255H197ZM209 254H210V257H209ZM212 254V255H211ZM217 256H216V255ZM28 255L30 256L29 258H28ZM32 255H33V257H32ZM49 255H52L53 257H49ZM73 255V256H72ZM77 255V256H76ZM93 255H95V256H92ZM110 256V257H107L106 258V256ZM113 256V259H114V257H115V259L116 258H118L117 260H119V261H117V260H113L112 259V256ZM117 255H118V257H117ZM138 255V256H137ZM140 255V256H139ZM144 255V256H143ZM151 255H152V257H151ZM168 255H170L171 257H172V260H171V257L170 256H168ZM238 255H241V256H238ZM5 256H6V260L5 259H3V258H5ZM13 256H15V257H13ZM27 256V257H26ZM37 256L39 257V256H41V257H39V258H37ZM57 256V257H56ZM60 256L61 257H63V259L62 258H60ZM80 256L83 258H80ZM88 256H90V257H88ZM105 256V257H104ZM126 258H125V257ZM133 256H134V259H133ZM141 256H142V261H141ZM150 256V257H149ZM162 256H163V258H162ZM164 256H166V258L164 257ZM168 256V257H167ZM185 258H184V257ZM192 256H197L196 258H194L193 259V257ZM212 256H213V258H215V259H213L212 258ZM216 256V257H215ZM231 256L233 257V258H231ZM249 256H251V257H249ZM255 256L257 257V258H255ZM57 258V261H56V258ZM76 257V258H75ZM87 257H88V259H87ZM104 257V258H103ZM129 257H132V258H129ZM138 257V258H137ZM143 257H144V260L146 259V262H144V260H143ZM147 257H148V260H147ZM173 257H174V259H173ZM180 257H182L181 259H179ZM199 257V258H198ZM207 257V258H206ZM217 257H218V259H217ZM221 257V258H220ZM248 257V258H247ZM259 257V258H258ZM1 258V257H0ZM10 258H13V259H10ZM15 258V259H14ZM35 258V259H34ZM54 258V260H52ZM97 258V259H96ZM103 258V259H102ZM106 258V259H105ZM110 258L113 260H110ZM122 258V259H121ZM125 258V259H124ZM140 258V259H139ZM149 258H151L150 260H152V261H149ZM168 258V259H167ZM189 258V259H188ZM205 258V259H204ZM226 258V259H225ZM235 258V259H234ZM241 258H242V261H241ZM249 258H250V260H249ZM251 258H252V260H251ZM260 258H262L261 260H260V262H258L259 261V259ZM26 259V260H25ZM43 259V260H42ZM48 259V260H47ZM59 259H61V260H59ZM95 259H96V261H95ZM102 259V260H101ZM108 259V261H105V260H107ZM136 259V260H135ZM138 259V260H137ZM158 259V260H157ZM167 259V260H166ZM177 259H178V261H177ZM192 259V262H190V260ZM198 259V260H197ZM211 259V260H210ZM220 259V260H219ZM223 259V260H222ZM227 259H228V261H230V262H227ZM232 261H231V260ZM246 259V261H243V260H245ZM24 260H25V262H24ZM37 260L39 261V260H41V261H39L38 263H36L37 262ZM49 260H50V262H49ZM67 260V261H66ZM70 260V261H69ZM89 260H92V261H90L89 262ZM98 260H100V261H98ZM140 260V261H139ZM156 262H154V261ZM166 260V261H165ZM29 261V262H28ZM43 261V262H42ZM48 261V262H47ZM56 261V262H55ZM59 261V262H58ZM75 261V262H74ZM77 261H79V262H77ZM81 261H83V263H81ZM85 261V262H84ZM87 261V262H86ZM98 261V262H97ZM102 261V262H101ZM149 261V262H148ZM174 261V262H173ZM177 261V262H176ZM195 261V262H194ZM207 261V262H206ZM216 261V262H215ZM28 262V263H27ZM33 262H35V263H33ZM47 262V263H46ZM72 262H74V263H72ZM115 262V263H114ZM140 262V263H139ZM143 262V263H142ZM163 262V263H162ZM170 262V263H169ZM184 262V263H183ZM198 262H201V263H198ZM243 262V263H242ZM245 262V263H244ZM40 264V263H39Z\"/></svg>","mask_w":264,"mask_h":264},{"label":"bare ground","instance_id":"2","mask_svg":"<svg viewBox=\"0 0 264 264\" xmlns=\"http://www.w3.org/2000/svg\"><path fill=\"white\" fill-rule=\"evenodd\" d=\"M1 1H2V0H1ZM26 1H27V0H26ZM30 1H31V0H30ZM45 1H46V0H45ZM56 1H57V0H56ZM67 1H68V0H67ZM67 1H65V2H67ZM74 1H76V0H74ZM89 1H90V0H89ZM94 1H95V0H94ZM101 1H102V0H101ZM101 1H100V2H101ZM113 1H114V0H113ZM120 1H122V0H120ZM128 1H129L130 3H128L127 5H130L131 2H133V1H135V0H131V1L128 0ZM139 1H140V0H139ZM144 1H145V0H144ZM144 1H143V3H142V0H141V4L138 3V5H142V4H144ZM160 1H162V0H160ZM163 1H164V0H163ZM189 1H190V0H189ZM37 2H40V1L37 0L36 2H33V3L29 2V4L31 3L32 6H33V4H34V3H37ZM51 2H53V1L51 0ZM57 2H58V1H57ZM65 2H64V4L61 3L62 6H65V5H66ZM69 2H70V1H69ZM77 2H78V0L76 1V3H77ZM80 2H81V1H80ZM91 2H92V1H91ZM100 2L97 1V3H100ZM102 2H103V1H102ZM111 2H112V1H111ZM148 2H149V1L147 0V2H146L147 5L144 4V5H146V7H148V4H149ZM157 2H158V0H157ZM167 2H168V1H167ZM204 2H205V0H204ZM48 3H49V2H48ZM53 3H55V2H53ZM70 3H73V2H70ZM84 3H85V0H84L83 4H84ZM87 3H88V2H87ZM87 3H86V4H87ZM113 3H115V4L118 3L117 5H119L120 2H119V0H118V2L116 1V2H113ZM113 3H111V4L113 5ZM122 3H124V2H122ZM122 3H121V4H122ZM151 3H152V2H151V0H150V4H149V6L151 5ZM159 3L161 4V2H159ZM197 3H198V2H197ZM197 3H195V4H197ZM209 3H210V2H209ZM260 3H261V1H260ZM0 4H1V2H0ZM31 4H30V5H31ZM42 4H43V3H42ZM50 4H52V3H50ZM68 4H69V3H68ZM68 4H67V5H68ZM74 4H75V3H74ZM77 4H78V3H77ZM79 4H81V5H79ZM79 4H78L79 6H82V3H79ZM89 4H90V2H89ZM91 4H93V3H91ZM91 4H90V6H94V5H96L95 2H94V5H91ZM109 4H110V3L108 2V5H109ZM115 4H114V5H115ZM124 4H125V3H124ZM124 4H122V5H124ZM154 4H156V2L154 3V1H153V4H152V5H154ZM192 4H193V2H192ZM195 4H193L194 7L198 6V5L195 6ZM203 4H204V3H203ZM258 4H259V2H258ZM23 5H24V4H23ZM26 5H28V4H26ZM39 5H40V4H39ZM52 5H53V4H52ZM57 5L59 6L60 4L57 3ZM71 5H72V4H71ZM127 5H126V6H127ZM144 5H143V8L145 9V6H144ZM166 5H167V4H166ZM208 5H209V4H208ZM208 5H206V6H208ZM240 5H241V4H240ZM262 5H264V4H262ZM10 6H11V5H10ZM16 6H17V4H16ZM49 6H50V5H49ZM68 6H69V5H68ZM73 6L75 7V5H73ZM73 6H71V7H73ZM76 6H77V5H76ZM79 6H77V9H78ZM85 6H86V5H85ZM87 6H88V4H87ZM90 6H88V7L90 8ZM101 6H102V7L98 8V9H100L101 11L103 10L102 8L107 7V5L105 6V4H104V5L102 4ZM104 6H105V7H104ZM126 6H124V7L126 8ZM130 6H132V5H130ZM133 6H134V5H133ZM133 6H132V7H133ZM164 6H165V5H164ZM167 6H168V5H167ZM186 6H187V5H186ZM203 6H204V5H202L201 7H203ZM210 6H212V5H210ZM226 6H227V4H226ZM259 6H260V5H259ZM12 7H13V6H12ZM12 7H11V9H13ZM39 7H42V6H39ZM46 7H47V6H46ZM54 7H55V5H54ZM54 7H53V8H54ZM59 7H60V6H59ZM59 7H58V10L60 9ZM66 7H67V6H66ZM96 7H97V6H96ZM110 7H111V5H110ZM112 7H113V6H112ZM127 7H128V6H127ZM138 7H139V6H138ZM154 7H155V6H152V8H154ZM156 7H157V8H160V7L162 8L163 6H160V7L156 6ZM156 7H155L154 9H152V10L157 9ZM212 7H213V9H214V6H212ZM212 7H211V8H212ZM260 7H261V6H260ZM260 7H258V8H259V9H262V8H263V7H262V8H260ZM32 8H33V7H32ZM37 8H38V7H37ZM37 8H36V9H37ZM56 8H57V6H56ZM93 8H94V7H93ZM115 8H117V7L115 6L113 9H115ZM141 8H142V7H141ZM185 8H186V7H185ZM196 8H199V6L196 7ZM196 8H195V9H191L190 12H189V9H190V8H188V12H189V13H191V12H195V13H194V16H196L195 14H198V13H196V12H198V10H199V9H197V11H194V10H196ZM258 8H257V9H258ZM0 9L2 10V12L4 11V10H3V7L0 8ZM33 9H35V8H33ZM40 9H41V8H39V10H40ZM46 9H47V8L44 7L45 12H46ZM51 9H52V7H51L50 9H49V7H48V10H51ZM67 9H69L68 12L71 10L69 7H68ZM67 9H66V10H67ZM81 9H83V8L81 7ZM81 9H80V10H81ZM87 9H88V8H87ZM87 9L84 8V10H87ZM109 9H112V8H109ZM113 9H112V11H113ZM119 9H120V11H121V8H119ZM129 9L131 10L132 8H128V9L126 10V12H128ZM136 9H137V8H136ZM136 9H135V8L133 9V14H134V10H135V13H136V15H137V14H139V10H140V12H141L142 9H140V8H138L139 10H136ZM147 9H148V8H147ZM147 9H145V10H147ZM171 9H172V6H171ZM178 9H179V7H178ZM186 9H187V8H186ZM201 9H202V12H203V8H201ZM206 9H207V8H206ZM1 10H0V11H1ZM5 10H6V9H5ZM7 10H8V9H7ZM42 10H43V8H42ZM53 10H54V9H52V11H53ZM58 10H57V11H58ZM66 10H65V11H66ZM90 10H91V8H90ZM90 10H89V12H90ZM92 10H93V11H91V12H94L95 9H92ZM105 10H106V9H105ZM105 10H104V12H107V11H105ZM107 10H108V8H107ZM116 10L119 11L118 8H117ZM122 10H123V9H122ZM149 10H151V7H150ZM157 10H158V9H157ZM161 10H162V9H161ZM179 10H180V9H179ZM179 10H177V12H178ZM192 10H193V11H192ZM208 10H209V8H208ZM210 10H211V9H210ZM263 10H264V9H263ZM10 11H13V10H10ZM10 11H9V14H10ZM28 11H29V10H28ZM31 11H33V10H31ZM31 11H30V13H32ZM40 11H41V10H40ZM40 11H39V12H40ZM54 11H55V10H54ZM54 11H53V12H54ZM60 11H61V10H60ZM60 11H58V13L55 12V14H59V15H60ZM65 11H63L64 14H62V15H65V13L67 12V11H66V12H65ZM72 11H74V10H72ZM77 11H79V10H77ZM77 11L75 10V12H77ZM97 11H98V10L96 9L95 12L97 13ZM114 11H115V10H114ZM114 11H113V12H114ZM124 11H125V10H124ZM124 11H121V14H122V12H124ZM205 11H206V10H205ZM259 11H261V10H259ZM5 12H6V11H5ZM5 12H4L3 14H6ZM34 12H35L34 14L37 15L38 12H37V13H36V11H34ZM47 12H48V11H47ZM47 12H46L45 14H47ZM50 12H51V11H50ZM70 12H71V11H70ZM83 12H84V11H83ZM89 12H87V14H88ZM108 12H109V10H108ZM137 12H138V13H137ZM153 12H155V11H153ZM153 12H150V13H153ZM158 12H159V11H157V13H158ZM177 12L174 13V14H177ZM180 12H182V11H180ZM11 13H12V15L14 14V12H11ZM17 13H18V12H17ZM40 13H43V16H44V12L41 11ZM48 13H49V12H48ZM72 13H73V12H72ZM78 13H80V12H78ZM115 13H116V11H115ZM115 13H114V16H115ZM128 13H129V12H128ZM0 14H2V13H0ZM9 14L7 15V17L10 16ZM53 14H54V13H53ZM75 14H76V16H77V13H75ZM80 14H81V13H80ZM83 14H84V13H83ZM98 14H100V13H98ZM104 14H105V15H108V16L110 15L109 13H108V14H107V13H104ZM117 14H118V13H116V16H117ZM130 14L132 15V11H131ZM130 14H129V16L131 17ZM145 14H146V13H145ZM158 14H159V13H158ZM158 14L153 15V16H154V19H155V17H156ZM191 14H192V13H191ZM202 14H203V13H202ZM202 14H201V15H202ZM204 14H205V13H204ZM257 14L259 15L260 12L257 13ZM39 15H40V14H39ZM66 15H67V13H66ZM69 15H70V14H69ZM73 15H74V14H72V16H73ZM92 15H94V14L92 13ZM112 15H113V14H112ZM118 15H120V14H118ZM126 15H127V14H126ZM126 15H125V16H126ZM134 15H135V14H134ZM141 15H142V14H141ZM151 15H152V14H150L149 17H147V19H149L150 17L153 18ZM159 15H161V14H159ZM170 15H171V14H169L168 17H169ZM183 15H184V14H183ZM0 16H1V15H0ZM4 16H5V15H4ZM4 16H3V17H4ZM18 16H19V15H18ZM33 16H34V15H33ZM46 16H48V14H47ZM49 16H50L49 19H51L53 15H52V14H49ZM56 16H57V15H55L54 17H56ZM60 16H61V15H60ZM72 16H71V17H72ZM76 16L74 15V17H76ZM78 16H79V14H78ZM82 16H83V15H82ZM96 16H97V15H96ZM96 16L94 15V17H96ZM108 16H106V17L108 18V20H110ZM121 16H122V15H121ZM132 16H133V15H132ZM162 16H163V15H162ZM162 16H158V17L162 18ZM166 16H167V15H166ZM166 16H164V17H166ZM176 16H177V15H176ZM202 16H203V15H202ZM206 16H207V14H206ZM217 16H218V15H217ZM260 16H261V15H260ZM1 17H2V16H1ZM14 17H15V14H14ZM20 17H21V15H20ZM39 17H40V16H39ZM39 17H37V16H36L35 18L31 17V19H32V20H34V19L37 20ZM41 17H42V16H41ZM44 17H45V16H44ZM44 17H43V18H44ZM80 17H81V16H80ZM80 17H77V18H80ZM83 17H84V16H83ZM87 17H88V16H87ZM90 17H91V15H90ZM99 17L101 18L102 16L100 15ZM99 17H98V19L101 20L102 18L100 19ZM122 17H124V14H123ZM126 17L128 18V16H126ZM130 17H129V18H130ZM139 17H140V16H139ZM141 17H143V16H141ZM164 17H163L162 19H164ZM207 17H208V16H207ZM209 17H210V16H209ZM211 17H212V16H211ZM211 17H210V18H211ZM219 17H220V16H219ZM255 17H256V16H255ZM10 18L13 19L12 16H11ZM43 18H42V19H43ZM45 18H46V17H45ZM57 18H59V17H57ZM92 18H93V17H92ZM107 18H106V19H107ZM124 18H125V17H124ZM144 18H146V17H144ZM151 18H150V19H151ZM177 18H178V16H177ZM179 18H180V14H179ZM181 18L184 19L183 16H182ZM191 18H192V15H191ZM193 18H194V17H193ZM204 18H205V17H204ZM259 18H261V17H259ZM259 18L257 17L256 20H258ZM263 18H264V17H263ZM263 18H262V19H263ZM2 19H3V18H2ZM4 19H5V18H4ZM15 19H16V20L18 19L17 15H16V18H15ZM39 19H40V18H39ZM46 19H47V18H46ZM46 19H44V21H45ZM49 19H47V20H49ZM55 19H56V18H55ZM60 19H61V17H60ZM60 19H59L58 21H61V20H62V19H61V20H60ZM66 19H67V17H66ZM72 19H73V17H72ZM82 19H83V18H82ZM88 19H89V18H88ZM96 19H97V18H96ZM98 19H97V20H98ZM121 19H122V18H121ZM158 19H159V18H157V20H158ZM162 19H161V20H162ZM168 19H169V21H170V19H171L172 21H173V20H174V21L176 20L175 18L172 19V16L169 17V18H167V21H168ZM195 19H196V18H195ZM199 19H200V17H199L198 20H197L198 22H199ZM201 19H202V18H201ZM217 19H218V18H217ZM226 19H227V18H226ZM16 20H15V21H16ZM35 20H34V21H35ZM40 20H41V19H40ZM52 20H53V19H52ZM67 20H68V19H67ZM74 20H76V19H73V21H71L70 23H72V22L75 23ZM80 20H81V19H80ZM83 20H84V19H83ZM83 20H81V21L83 22ZM85 20H86V19H85ZM108 20H107V23H110V21L108 22ZM118 20H119V19H118ZM137 20H138V19H137ZM144 20H145V19H144ZM144 20H143V21H144ZM184 20H185V19H184ZM187 20H188V22L190 21L188 18H187ZM204 20H205V19H204ZM204 20H202V21H204ZM211 20H212V19H211ZM223 20H224V19H223ZM223 20H222V21H223ZM8 21H9V20H8ZM10 21H11V19H10ZM93 21L95 22L94 18L92 19V22H93ZM104 21H105V19H104ZM114 21H116L115 23L117 24L118 21H117L116 18H115ZM145 21H146V20H145ZM151 21H152V20H151ZM151 21H149V22H151ZM155 21H156V20H155ZM155 21H154V22H155ZM159 21H160V20H159ZM167 21H165V22L167 23ZM174 21H173V22H174ZM180 21H182V20H180ZM205 21H206V20H205ZM213 21H214V20H213ZM213 21H212V22H213ZM0 22H1V21H0ZM2 22H3V21H2ZM5 22H7V21H4V23H5ZM11 22H12V21H11ZM23 22H24V21H23ZM23 22H20V24H18V25H21V23H23ZM41 22H43V21L41 20ZM41 22H40V23H41ZM50 22H51V21H48V23H50ZM55 22H57V21L54 20V23H55ZM66 22H67V21H66ZM89 22L91 23V19H90V21H88V23H89ZM94 22H93V23H94ZM96 22H97V21H96ZM99 22H100V21H99ZM112 22H113V21H112ZM137 22H138V21H137ZM146 22H147V21H146ZM162 22H163V23H160V22H159V23H160V24H164V20H162ZM178 22H179V21H178ZM182 22H184V21H182ZM185 22H186V21H185ZM200 22H201V20H200ZM37 23H38V21H37ZM62 23H63V22L61 21V24H62ZM73 23H72V24H73ZM84 23H86V21H85ZM90 23H89V24H90ZM93 23H92V24H93ZM101 23H102V22H101ZM113 23H114V22H113ZM152 23H153V21H152ZM159 23H158V24H159ZM170 23H171V21L169 22V24H170ZM179 23H181V22H179ZM179 23H178V24L176 23V25H179V28L181 29V28H182L181 25H182L183 23H181V24H179ZM244 23H245V22H244ZM256 23H257V22H256ZM0 24H1V23H0ZM10 24L13 25V23H10ZM41 24H42V23H41ZM41 24H39L40 26L38 25V27H40V28L42 29ZM44 24H45V23H44ZM52 24H53V23H52ZM55 24H56V23H55ZM63 24H64V23H63ZM63 24H62V25H63ZM72 24H71V25H72ZM80 24H81V25H80ZM80 24H78V25H80L82 28H84V27L82 26V23H80ZM92 24H90V26H91ZM98 24H99V23H98ZM98 24L95 23L96 27L98 26ZM111 24H112V23H111ZM133 24L136 25V22H134ZM133 24H132V26H134ZM142 24H144V23H141V26H142ZM148 24H149V23H148ZM155 24H156V23H155ZM169 24H168V25H169ZM185 24H186V23H185ZM187 24H188V23H187ZM213 24H214V23H213ZM225 24H226V21H225ZM225 24H224V25H225ZM7 25H9V23H8ZM7 25H6V26H7ZM24 25H25V23H24ZM27 25H28V23L26 22V26H27ZM42 25H43V24H42ZM46 25H47V24H46ZM64 25H65V24H64ZM64 25H63V26H64ZM99 25H100V24H99ZM103 25H104V24H102V26H103ZM107 25H109V24H107ZM112 25L114 26L115 24H112ZM112 25H111V27H112ZM137 25H138V24H137ZM137 25H136V27H137ZM146 25H147V23H146ZM165 25H166V24H165ZM170 25H172V23H171ZM183 25H184V24H183ZM192 25H193V24H192ZM199 25H200V23H199ZM208 25H209V24H208ZM210 25H212V24H210ZM214 25H215V24H214ZM228 25H229V24H228ZM243 25H244V24H243ZM4 26H5V25H4ZM9 26H10V25H9ZM14 26H15V25H14ZM14 26H10V27L12 28V29H11V28H10V29H11V30L15 29ZM57 26H58V25H57ZM57 26L55 25L54 28H55V27L58 28ZM59 26H61V25H60V22H59ZM80 26H79V27H80ZM85 26H86V25H85ZM87 26H88V25H87ZM105 26H106V24H105ZM115 26H116V25H115ZM139 26H140V22H139ZM143 26L145 27V24H144ZM159 26H160V25H159ZM159 26L157 25L156 27H159ZM161 26L164 27L163 25H161ZM180 26H181V27H180ZM203 26H204V25H203ZM217 26H218V25H217ZM219 26H221L220 23H219ZM1 27H3V26L1 25ZM13 27H14V28H13ZM16 27H17V25H16ZM48 27H50V26H48ZM48 27H47V28H48ZM66 27H68L67 24H66ZM70 27H71V26H70ZM70 27H69V28H70ZM81 27H80V31L77 30V31L79 32V33H78L79 36H80V34H82V33H80L81 30H83V29H81ZM119 27H120V26H119ZM123 27H125V26H123ZM130 27H131V25H130ZM136 27H134V28H136ZM173 27H176V26L174 25ZM184 27H185V26H184ZM184 27H183V28H184ZM193 27H194V26H193ZM206 27H207V26H206ZM210 27H211V26H210ZM226 27H227V25H226ZM228 27H229V26H228ZM246 27H247V26H245V28H246ZM45 28H46V26H45ZM60 28H61V30H63V29H62L63 27H60ZM73 28H74V27H73ZM94 28H95V27H94ZM98 28H100V26H98ZM113 28H115V27H113ZM121 28H122V25H121ZM128 28H129V26H128ZM128 28H127V30H128ZM137 28H138V27H137ZM137 28H136V30H135L137 33H138V31H141V32H142V30H143L142 28H140L139 30H138ZM170 28H171V27H170ZM170 28H169V30H170ZM183 28H182V29H183ZM186 28H187V27H186ZM186 28H185V29H186ZM188 28H189V26H188ZM199 28H200V27H199ZM201 28H202V27H201ZM201 28H200V29H201ZM222 28H223V27H222ZM243 28H244V27H243ZM243 28H242V29H243ZM19 29H20V27H19ZM49 29H50V28H49ZM51 29H52V28H51ZM64 29H65V28H64ZM67 29H68V28H67ZM76 29H78L77 26H76ZM76 29H75V30H76ZM90 29H91V28H90ZM90 29L88 30V32L90 31ZM101 29H103L104 33H106L105 31H106L107 28L104 29L103 27H101ZM119 29H120V28H119ZM131 29H132V28H131ZM131 29H130V30H131ZM165 29H166V28H165ZM165 29H164V30H165ZM182 29H181V30H182ZM185 29H184V30H185ZM190 29H191V27H190ZM207 29H208V28H207ZM207 29L205 28L204 31L207 30ZM209 29H210V28H209ZM212 29H213V28H212ZM212 29H211V30H212ZM224 29H225V26H224ZM224 29H223V30H224ZM237 29H238V28H237ZM239 29H240V28H239ZM256 29H258V28H256ZM44 30H45V29H44ZM47 30H48V29H47ZM47 30H45V31L47 32ZM58 30H60V29L58 28ZM65 30H66V29H65ZM68 30H69V29H68ZM93 30H94V29H93ZM93 30H92V31H93ZM98 30H99V29H97V31H98ZM122 30H123V29H122ZM127 30H126V31H127ZM164 30L161 29V32H162V31L164 32ZM166 30H167V29H166ZM172 30H173V28H172ZM181 30H179V31H177V32H180ZM184 30H183V31H184ZM188 30H189V29H187V31H188ZM211 30H209V32H211ZM216 30H217V29H216ZM250 30H251V29H250ZM263 30H264V29H263ZM3 31H4V29H3ZM3 31H2V32H3ZM23 31H24V29H23ZM45 31H44V33H45ZM48 31H49V30H48ZM92 31H90V32H91L90 34L93 33ZM115 31H116V30H115ZM117 31H118V30H117ZM124 31H125V29H124ZM126 31H125V32H126ZM133 31H134V30H133ZM133 31H132V32H133ZM143 31H144V30H143ZM187 31H185V32L187 33ZM201 31L203 32V30H201ZM214 31H215V29L213 30V32H214ZM245 31H246V30H245ZM245 31H244V32H245ZM9 32H10V30H9ZM18 32H19V31H18ZM20 32H22V31H20ZM20 32H19V33H20ZM39 32H42V30L40 31V29H39ZM49 32H50V31H49ZM52 32H53V30H52ZM66 32H67V31H66ZM94 32H95V30H94ZM98 32H99V31H98ZM98 32H96V33L98 34ZM129 32H130V31H129ZM158 32H159V31H157V33H158ZM161 32H160V34H161ZM171 32H172V31H171ZM177 32H176V34H177ZM190 32H192V29H191ZM202 32H200V33L203 34L204 32H203V33H202ZM205 32H206V31H205ZM213 32H212V33H213ZM241 32H242V31H241ZM253 32H254V31H253ZM263 32H264V31H262V33H263ZM28 33L30 34V36H32V35H31V34H32L31 31L28 32ZM28 33H25V35H27ZM36 33H37V32H36ZM50 33H51V32H50ZM50 33H46V34H44V35H45V36H46L47 34L50 35ZM56 33H57V32H56ZM58 33H59V34H58V36H59L60 33L63 34L64 32L62 33V31H61V32H58ZM69 33L71 34V31H70V30H69ZM75 33H76V32H75ZM84 33H86V32H84ZM100 33H101V32H100ZM122 33H123V32H122ZM153 33H155V32H153ZM153 33H152V34H153ZM164 33H166V32H164ZM168 33H169V31H168ZM168 33H166V34L170 36V33H169V34H168ZM174 33H175V31H174ZM182 33H184V32H182ZM186 33H185V34H186ZM207 33H208V31H207ZM217 33H218V31H217ZM222 33H224V32H222ZM225 33H226V32H225ZM225 33H224V34H225ZM238 33H239V31H238ZM247 33H248V32H247ZM255 33L258 34L257 32H254V34H255ZM260 33H261V32H260ZM23 34H24V33H23ZM29 34H28V35H29ZM40 34H41V33H40ZM94 34H95V33H94ZM101 34H102V33H101ZM101 34H100V35H101ZM108 34L110 35V33H108ZM108 34H107V35H108ZM125 34L128 35V33H125ZM125 34H124V36H125ZM133 34H134V33H133ZM155 34H156V33H155ZM171 34H173V32H172ZM178 34H179V33H178ZM180 34H181V33H180ZM188 34H189V33H188ZM213 34H214V33H213ZM224 34H223V36H225ZM243 34H244V33H243ZM245 34H246V33H245ZM245 34H244V35H245ZM251 34H252V33H251ZM13 35H14V34H13ZM34 35H35V34H34ZM52 35H53V33H52ZM54 35H55V34H54ZM63 35H64V34H63ZM66 35H67V34H66ZM74 35H75V37H77L76 34H74ZM83 35L85 36V34H83ZM86 35L88 36V33H86ZM92 35H93V34H92ZM120 35H121V33H120ZM129 35H132V33L129 34ZM138 35H139V34H138ZM145 35H147V34H145ZM149 35H150V34H149ZM149 35H148V37H149ZM167 35H165V36H167ZM173 35H174V34H173ZM173 35H172V37H173ZM182 35H183V39H184L185 36H184V34H182ZM192 35H193V32H192ZM204 35H205V33H204ZM204 35H203V36H204ZM206 35H207V34H206ZM206 35H205V36H206ZM210 35H211V34H210ZM249 35H250V34H249ZM21 36H22V34H21L19 37H21ZM30 36H29V37H30ZM41 36H42V35H41ZM45 36H44V38H45ZM61 36H62V35H61ZM64 36H65V35H64ZM69 36H70V35H69ZM81 36H82V35H81ZM96 36H97L98 38H100L98 35H96ZM96 36H95V37H96ZM104 36H105V35H104ZM110 36H111V35H110ZM122 36H123V35H122ZM122 36H121V37H120V36H116V37H117V38H118V37H119V38H122ZM157 36H158L157 39H159V38H160V37H159L160 35L157 34ZM177 36H178V35H177ZM177 36H176L175 38H177ZM179 36H180V35H179ZM201 36H202V35H201ZM201 36H200V37H201ZM216 36H217V35H216ZM219 36H221V35H219ZM219 36H218V37H219ZM245 36H246V35H245ZM1 37H2V36H1ZM11 37H12V35H11ZM26 37H27V36H26ZM32 37H33V39L35 38L34 36H32ZM67 37H68V36H67ZM72 37H73V36H71V38H72ZM75 37H73V38H75ZM82 37H83V36H82ZM82 37H81V38H82ZM88 37H89V36H88ZM92 37H93V40H94V41L97 39V37L95 38L94 35H93ZM92 37H91V38H92ZM116 37H115V38H116ZM130 37H132V36H130ZM148 37L146 36L144 39L147 40ZM151 37H152V36H151ZM151 37H149V39H150ZM154 37H155V35H154ZM162 37H163V35H162ZM170 37H171V36H170ZM191 37H194V36H191ZM210 37H211V36H210ZM221 37H222V36H221ZM243 37H244V36H243ZM250 37H251V36H250ZM3 38H4V37H3ZM49 38H51V37H49ZM49 38H47V40H48ZM69 38H70V37H69ZM73 38H72V40H75V39H73ZM86 38H87V37H86ZM94 38H95V39H94ZM123 38H124V37H123ZM128 38H129V37H128ZM128 38H127V39H128ZM178 38H179V37H178ZM178 38H177V39H178ZM198 38H199V37H198ZM202 38H203V37H202ZM207 38H208V37H207ZM258 38H259V37H258ZM261 38H262V37H261ZM261 38H259L260 41L263 40V39H261ZM18 39H19V38H18ZM18 39H17V41H18ZM21 39H22V38H21ZM27 39H28V38H26V40H27ZM30 39H31V38H30ZM35 39H37V38H35ZM35 39H34V40H35ZM66 39H68V38H66ZM77 39H79V38H77ZM77 39L75 40V44L78 42ZM101 39H104V37L102 36V37L100 38V40H101ZM107 39H108V37H107ZM136 39H138V38H136ZM151 39H152V38H151ZM157 39H156V40H157ZM161 39H162V38H161ZM161 39H160V40H161ZM183 39H182V40H183ZM185 39L189 41V36H188V39H187V36L185 37ZM185 39H184V40H185ZM194 39H195V42H193L192 39L190 40V42H192V43H197V42H196V37H195ZM200 39H201V38H200ZM213 39H214V38H213ZM226 39H227V37H226ZM242 39H243V38H242ZM251 39H253V40L255 39V40H256V38H253V37H252ZM1 40H2V39H1ZM41 40H43L44 42H47V41H45L44 39H41ZM49 40H50V39H49ZM49 40H48V41H49ZM57 40H58V38H57ZM57 40H56V41H57ZM60 40H61V38H60ZM60 40H59V41H60ZM83 40H84V39H83ZM97 40H98V39H97ZM100 40H99V41H100ZM105 40H106V39H105ZM105 40H102V41H105ZM113 40H115V39H113ZM113 40H112V42H114ZM116 40H117V39H116ZM128 40H131V41L133 42V40H132L131 38L128 39ZM128 40H127V41H128ZM139 40H140V39H139ZM141 40H142V39H141ZM145 40H144V42H142V41H141V42H142V43H145V42H146ZM160 40H159V41H160ZM164 40H165V39H164ZM201 40H202V39H201ZM201 40H200V41H201ZM205 40H206V38H205ZM207 40H208V39H207ZM215 40H216V38L214 39V41H215ZM230 40H231V39H230ZM243 40H244V39H243ZM246 40H247V38H246ZM248 40H249V39H248ZM253 40H252V41H253ZM255 40H254V41H255ZM2 41H3V40H2ZM28 41H29V40H28ZM35 41H36V40H35ZM54 41H55V38H54ZM56 41H55V42H56ZM62 41H63V40H62ZM65 41H66V40H65ZM76 41H77V42H76ZM88 41H89V39H88ZM90 41H91V39H90ZM90 41H89L88 43H90ZM106 41H107V40H106ZM110 41H111V40H110ZM119 41H120V39H119ZM125 41H126V36H125ZM136 41H137V40H136ZM136 41H134V42L136 43ZM147 41H149V40H147ZM151 41H153V40H151ZM151 41H150V42H151ZM159 41H157V43H154V44H158V50L161 48L160 45L162 44L161 42H160V43H161V44H160ZM177 41H180V40H177ZM177 41H176V42H177ZM200 41L198 42V44L201 43ZM203 41H204V40H203ZM235 41H237V40H235ZM235 41H234V42H235ZM5 42H6V45H7L8 42H7V41H5ZM21 42H23V41H21ZM24 42H25L26 45H29V44L31 43L30 41H29V43H27L26 41H24ZM80 42H81V41H80ZM82 42H83V41H82ZM84 42L86 43V40H85ZM116 42H117V41L114 42V43H115V46H116ZM122 42H123L124 45H125L124 39H122ZM128 42H129V41H128ZM128 42H126L127 45H128ZM132 42H130V44H131ZM134 42H133V43H134ZM154 42H155V41H154ZM171 42H172V41H171ZM171 42H169V41H168L167 43L164 42V43H165L164 46H166V44L168 45V43H170V44L173 43V45L175 46L176 42H175V41L172 42V43H171ZM185 42H186V41H185ZM207 42H208V41H207ZM215 42H216V41H215ZM217 42H219V41H217ZM238 42H239V41H238ZM3 43H4V42H3ZM39 43H40V42H39ZM57 43H58V41H57ZM59 43H60V42H59ZM67 43L70 45V43H69V41H68V42H66V43L64 42V44H61L60 47H63L62 45H65V44H67ZM93 43H94V42H93ZM93 43H92V44H93ZM98 43H99V42H98ZM103 43H105V42H103ZM103 43L101 44L102 47H101V45L98 44V46L101 47L100 50H102V48H103L104 45H105V44L103 45ZM114 43H113V44H114ZM120 43H121V42H120ZM123 43H122V44H123ZM135 43L132 44V46L135 45ZM147 43H148V42H147ZM152 43H153V42H152ZM174 43H175V44H174ZM180 43H181V41H180ZM182 43H183V41H182ZM188 43H189V42H188ZM205 43H206V42H203V44H202V43H201V44L204 45ZM212 43H213V41H212ZM220 43H221V40H220ZM220 43H219V44H220ZM11 44H12V43H11ZM11 44L8 43V47H9V45H11ZM31 44H32V43H31ZM40 44H42V43H40ZM43 44H44V43H43ZM68 44H67V47H68ZM78 44H79V43H78ZM78 44H77V45H78ZM90 44H91V43H90ZM109 44H110V43H109ZM109 44L107 43L108 46H109ZM113 44H112V45H113ZM118 44H119V43H118ZM122 44H121V45H122ZM137 44H139V42H137ZM137 44H136V45H137ZM148 44H149V43H148ZM159 44H160V45H159ZM207 44H209V43H206V45H204L205 48L208 47ZM222 44H223V43H222ZM222 44H221L220 46H222ZM252 44H253V43H252ZM6 45H4V46H6ZM55 45H56V44H55ZM59 45H60V44H59ZM59 45H58V46H59ZM72 45H74V42L72 43ZM72 45H71V46H72ZM81 45H82V44H81ZM81 45H80V46H81ZM85 45L87 46L88 44H85ZM119 45H120V44H119ZM119 45H118V46H119ZM127 45H125V48L123 49V51H124V50L132 51V50L129 49L130 47H129V48L127 47ZM136 45H135V47H136ZM143 45H146V44H143ZM143 45H142V46H143ZM150 45H151V44H150ZM150 45H149V46L147 45V46H145V47H146V48H147V47L150 48ZM173 45H172V46H173ZM189 45H190V44H189ZM193 45H194V44H193ZM196 45H197V44H196ZM209 45H211V44H209ZM213 45L216 46V44H213ZM243 45H245V44H243ZM11 46H12V45H11ZM11 46H10V49H11ZM20 46H21V45H20ZM20 46H18V47L20 48ZM32 46H34V45H32ZM45 46H46V45H45ZM56 46H57V45H56ZM83 46H84V45H83ZM86 46H85V47H86ZM95 46H96V45H95ZM108 46H107V47H108ZM110 46H111V44H110ZM110 46H109V47H110ZM128 46H129V45H128ZM142 46L139 45V46H137L136 48L139 49V48L142 47ZM151 46H152V45H151ZM162 46H163V45H162ZM170 46H171V45H170ZM170 46H169V47H170ZM172 46H171V47H172ZM179 46L182 48L184 45H181V44H180ZM199 46H201V45H199ZM199 46H198V47H199ZM206 46H207V47H206ZM231 46H233V45L231 44ZM231 46H230V47H231ZM241 46H242V45H241ZM1 47H2V46H1ZM6 47H7V46H6ZM13 47H14V46H12V48H13ZM40 47H41V46H40ZM46 47H47V46H46ZM46 47H44V48H42V49L47 50ZM65 47H66V45L64 46V48H65ZM85 47H84V48H85ZM87 47H88V49H89L90 46L88 45ZM91 47H92V46H91ZM120 47H121V46H120ZM120 47H119V48H120ZM126 47H127L128 49H126ZM154 47H155V46H154ZM159 47H160V48H159ZM187 47H188V44H187ZM209 47H210V46H209ZM224 47H225V46H224ZM228 47H229V46H228ZM242 47H244V46H242ZM242 47H241V48H242ZM252 47H253V46H252ZM3 48H4V47H3ZM3 48H2V49H3ZM30 48H31V46H30ZM37 48H38V46H37ZM47 48H49V47H47ZM50 48H54V47H50ZM56 48H57V47H56ZM56 48H55V49H56ZM69 48H70V46H69ZM105 48H106V47H105ZM114 48H115V47H114ZM117 48H118V47H117ZM155 48H156V47H155ZM181 48H179V49L181 50ZM183 48H185V47H183ZM183 48H182V49H183ZM189 48H190V47H189ZM191 48H192V45H191ZM196 48H197V47H196ZM213 48H214V47H213ZM221 48H222V47H221ZM225 48H227V47H225ZM225 48H224V49H225ZM234 48H236V47H232V49H234ZM241 48H240V49H241ZM6 49H7V48H6ZM42 49H41V50H42ZM59 49H60V48H59ZM59 49H56V50H55V54H56V51L58 52ZM70 49H71V48H70ZM88 49H87V50H88ZM91 49H93V48H91ZM94 49L97 51V49H96L95 47H94ZM94 49H93V50H94ZM112 49H113V47H112ZM131 49H132V48H131ZM143 49H144V47H143ZM143 49H142V50H143ZM201 49H203V48H201ZM201 49H199V50L201 51ZM217 49H219V48H217ZM33 50H34V51H33ZM36 50H37V49H36V46H34V48H32V50H31V55H32V52H33V54H34ZM45 50H44V51H45ZM62 50H63V51L61 52V50H60L59 53H62V54H63V53H64V49L62 48ZM73 50H74V49H72L71 52H73ZM106 50H107V48H106ZM114 50H116V49H113V51H114ZM117 50H119V49H117ZM121 50H122V49H121ZM121 50H120V51H121ZM133 50H134V49H133ZM136 50H137V49H135V50L133 51L134 54H136V52H137ZM160 50H161V49H160ZM160 50L157 51V52H160V53L162 52V53H163L164 49H163L162 51H160ZM192 50H193V49H192ZM195 50H196V49H195ZM197 50H198V49H197ZM199 50H198V51H199ZM206 50H207V49H206ZM213 50H214V49H213ZM8 51H10V50H8ZM8 51L5 52V53L8 54ZM13 51H14V50H13ZM13 51H12V52H13ZM51 51H52V50H51ZM53 51H54V50H53ZM89 51H90V50H89ZM108 51H109V50H108ZM111 51H112V50H111ZM111 51H109V53H112ZM123 51H122V52H123ZM135 51H136V52H135ZM140 51H141V49L139 50V52H140ZM144 51H146V50H144ZM150 51H151V50H150ZM165 51L167 52V50H165ZM165 51H164V52H165ZM177 51H178V50H177ZM202 51H204V49H203ZM207 51H208V52H205V53H211V52H212V51L209 52V50H207ZM235 51H236V50H235ZM29 52H30V51H29ZM29 52H28V53H29ZM48 52H49V51H48ZM68 52H69V49H68ZM71 52H69V53H71ZM75 52H78V51L74 50V53H73L74 55H75V54L77 55V53H75ZM85 52H86V51H85ZM93 52H94V51H93ZM93 52H92V53H93ZM117 52H118V51H117ZM117 52L115 53L116 55H117ZM122 52H121V53H118V54H123V58H124V52H125V51H124L123 53H122ZM142 52H143V51H142ZM142 52H141V53H142ZM148 52H149V51H148ZM157 52H155V53L153 52V54L156 55V56H155L156 58L154 57V59H157V60H158L157 57H159V56H157V54H159V53H157ZM168 52H169V51H168ZM168 52H167V53H168ZM191 52H192V55H191V56L194 57V56L197 55V53H195V52H193V51H191ZM214 52H215V51H214ZM225 52H226V51H225ZM225 52H224V53H225ZM227 52H228V51H227ZM227 52H226V54H227ZM252 52H253V51H252ZM10 53H11V51L9 52V54H10ZM46 53H47V52H46ZM49 53H52V52H49ZM65 53H67V52L65 51ZM65 53H64V55H66ZM88 53H89V52H88ZM88 53H87V55H88ZM98 53L101 54V55L103 54L102 51H101V53H100V52H98ZM106 53H107V52H106ZM106 53H105V54H106ZM109 53H108V54H109ZM128 53H129V52H128ZM143 53H144V52H143ZM143 53H142V55H143ZM146 53H147V52H145V54H146ZM151 53H152V52H151ZM151 53H150V54H151ZM156 53H157V54H156ZM162 53H161V54H162ZM169 53H170V52H169ZM187 53L189 54L190 52L188 51ZM193 53L196 54V55H194ZM234 53H236V52H234ZM245 53H246V52H245ZM13 54H16L15 51H14ZM13 54H10V55L12 56V58H14V57L16 58V56L18 57V55H14V57H13ZM21 54H22V53H21ZM35 54H36V53H35ZM55 54H54V55H55ZM67 54H68V53H67ZM81 54L84 55V53H83L82 51H81ZM108 54H106V55H108ZM112 54H113V53H112ZM129 54H130V53H129ZM145 54H144V57H145ZM148 54H149V53H148ZM150 54H149V57H151ZM153 54H151V55L153 56ZM170 54H171V53H170ZM170 54H168V55H170ZM175 54H177V53H173V55H175ZM181 54H182V53H181ZM198 54H200V52H199ZM211 54H212V53H211ZM213 54H214V53H213ZM213 54H212V56H213ZM216 54L219 55L218 52H217ZM220 54H221V53H220ZM222 54H223V53H222ZM228 54H229V53H228ZM237 54H238V53H237ZM243 54H244V53H243ZM255 54H259V53L256 52ZM263 54H264V52H263ZM10 55H9V58H11ZM24 55H25V54H24ZM49 55H50V54H49ZM57 55H58V54H57ZM59 55H60V54H59ZM76 55H75V56H76ZM90 55H92V54H89V56H90ZM93 55H94V54H93ZM95 55H97V53H96ZM95 55H94V56H95ZM103 55H104V54H103ZM126 55H127V54L125 53V56H126ZM130 55H131V56H130ZM130 55H129V57L132 59V55H133V54H130ZM163 55H164V54H163ZM173 55H172V56H173ZM178 55H180V54H178ZM182 55H183V54H182ZM189 55H190V54H189ZM207 55H209V54H207ZM207 55H206V56H207ZM214 55H215V54H214ZM231 55H235V54H231ZM241 55H242V54H241ZM247 55H248V54H247ZM32 56H33V55H32ZM69 56H70V54H69ZM77 56H78V55H77ZM77 56H76V57H77ZM94 56H92V57L94 58L93 61H92V59H91V60L88 61V63H89V62H91V63L93 62V63H94V61L97 62L98 59H99L98 57H101V56H98V57L96 56V57H97V60H95L96 57H94ZM109 56H111V55L109 54L108 57H109ZM120 56L122 57V55H120ZM120 56L118 55L117 57L119 58ZM127 56H128V55H127ZM127 56H126V57H127ZM136 56H137V55H136ZM136 56H135V57L133 56V57H134V58L132 59L133 61L131 60V61H132V64H134V61H135L136 58H137ZM147 56H148V55H146V57H147ZM165 56H167V55H165ZM172 56L170 55V58H171ZM185 56H186V55H185ZM191 56H189V59H190ZM237 56H239V59H240V55L238 54ZM255 56H257V55H255ZM260 56H261V55H259V57H260ZM2 57H3V56H2ZM25 57H26V56H25ZM39 57H41V56H39ZM39 57H38V58H39ZM62 57H64V56H62ZM66 57H67V56H66ZM70 57H71V56H70ZM72 57H73V56H72ZM78 57H80V55H79ZM83 57H84V56H83ZM141 57H143V56H141V55L139 54V58H138V59H140V61H141V59H144V58H141ZM168 57H169V56H168ZM175 57H176V56H175ZM178 57H179V56H178ZM178 57H177V58H178ZM186 57H187V56H186ZM196 57H198V56H196ZM217 57H220V55L217 56ZM221 57H222V56H221ZM234 57H236V56H234ZM234 57H233V58H234ZM261 57H262V56H261ZM12 58H11V59H12ZM32 58H33V57H32ZM53 58H54V57H53ZM87 58H88V56H87V57H84V59H87ZM123 58H122V59H123ZM151 58H152V57H151ZM151 58H150V59H151ZM179 58H180V57H179ZM179 58H178V59H179ZM191 58H192V57H191ZM194 58H195V57H194ZM199 58H200V56H199ZM209 58H210V57H209ZM236 58H237V57H236ZM245 58H246V57H245ZM3 59H4V58H3ZM3 59H2V60H3ZM7 59H8V57H7ZM35 59H36V57H35ZM50 59H51V58H50ZM59 59H60V57H59ZM59 59H58V60H59ZM64 59H65V58H64ZM67 59H68V58H66V61H67ZM84 59L81 58V60H83V62L85 61ZM89 59H90V58H89ZM114 59H117V58H114ZM114 59H113V60H114ZM119 59H120V58H119ZM122 59H121V60H122ZM134 59H135V60H134ZM192 59H193V58H192ZM210 59H212V58H210ZM216 59H217V58H216ZM221 59H222V58H221ZM229 59H231V58H229ZM242 59H243V58H242ZM262 59H263V58H262ZM262 59L259 58V60H261V61H262ZM9 60H10V59H9ZM15 60H16V59H14V60H12V61L10 60V61H8L7 63H6V61H7V60H6L5 63H6V64L10 63V65H11V63H12V62L14 63ZM28 60H29V59H28ZM43 60H44V59H43ZM51 60H52V59H51ZM51 60H50V61H51ZM58 60H57V61H58ZM62 60H63V59H62ZM62 60H61V61H62ZM76 60H77V59H75V62H76ZM110 60H111V59H110ZM113 60H112V62H113ZM124 60L126 61V58H125ZM167 60H168V59H167ZM169 60H170V59H169ZM175 60H176V59H175ZM193 60H195V59H193ZM197 60H198V58L196 59V62H198ZM224 60H225V59H224ZM226 60H228V59H226ZM259 60H258V63H257V64L260 63ZM0 61H1V60H0ZM16 61H17V60H16ZM50 61H49V62H50ZM52 61L55 62L56 60H55V61L52 60ZM57 61H56V62H57ZM79 61H80V59L78 60V63H79ZM114 61H115V60H114ZM125 61H123L122 63L124 64ZM138 61H139V60H138ZM144 61H145V59H144ZM144 61L142 60V62H144ZM147 61H148V63L150 62L149 59H147ZM147 61H145V62H147ZM151 61H152V60H151ZM178 61H180V60H178ZM200 61H201V60H199V62H200ZM216 61H218V60H216ZM219 61H220V60H219ZM229 61H231V60H228V63H229ZM232 61H233V60H232ZM243 61H244V60H243ZM250 61H251V60H250ZM256 61H257L256 59H255V61H254V59H252V62L255 63ZM3 62H4V61H3ZM3 62H2V63H3ZM17 62H18V61H17ZM27 62H28V61H27ZM34 62H35V64L40 63V62L36 63V60H35ZM43 62H44V61H43ZM64 62H65V61H64ZM85 62H86V61H85ZM85 62H84V63H85ZM99 62H103V63L100 64L101 66H103L104 64L109 66V64H110L109 62H111V61H109V62H108V60L105 61L106 63L108 62L107 64L104 63V61H101V60H99ZM112 62H111V64L113 65L114 63H112ZM142 62H138V63H140V65H141ZM145 62H144V63H145ZM160 62H161V61H160ZM162 62H163V61H162ZM167 62H169V61H167ZM167 62L164 63L165 65H164V64H162V65L165 66V67H167V66H166V65L168 64ZM173 62H175V61H173ZM173 62L171 61L170 63H172V65H173V64H174ZM189 62H192V60H191V61L189 60ZM196 62L194 61L195 64H196ZM210 62H211V61H210ZM221 62H222V60H221ZM262 62L264 63V61H262ZM262 62H261L260 64H262ZM0 63H1V62H0ZM2 63H1V64H2ZM41 63H42V62H41ZM50 63H51V62H50ZM60 63H61L60 61L56 63L57 65H56V64L54 65V64L52 63V64H53L52 66H53V67H54V66L57 67ZM88 63H87V66H89V64H90L89 67L91 68V66H92L93 63H92V64H91V63L88 64ZM115 63H116V61H115ZM128 63H129V62H128ZM148 63H146V65H149ZM150 63H151V62H150ZM200 63H201V62H200ZM215 63H216V62H215ZM242 63H243V62H242ZM25 64H26V63H25ZM46 64H47V63H46ZM75 64H76V63H75ZM79 64H80V63H79ZM79 64H77V65H79ZM85 64H86V63H85ZM97 64H99V63H96L95 65H97ZM142 64H143V63H142ZM159 64H161V63H158V65H157L158 67L161 66V65H159ZM185 64H186V63H185ZM195 64H193V65H195ZM208 64H209V62H208ZM218 64L220 65V63H218ZM218 64L216 63L215 66H214L213 63L211 64L212 66L215 67L216 71H217V70L219 71V69L216 68V66H217ZM231 64H232V63H230V64H228V65L230 66ZM234 64H235V62H234ZM236 64H238V63H236ZM255 64H256V63H255ZM21 65H22V64H21ZM21 65H20V67L18 66L19 69H17V71L21 69ZM39 65H40V64H39ZM44 65H45V64H44ZM44 65H43V66H44ZM49 65H50V64H49ZM62 65H63V62H62ZM81 65H82V64H81ZM93 65H94V64H93ZM95 65H94V67H93V66H92V67L95 68ZM129 65H131V63H130ZM137 65H138L139 67L136 68V69H138V71H139V69H140V65H139V64H137ZM144 65H145V64H144ZM144 65H143V66H144ZM172 65H169V64H168V67H169V66L173 67L174 65H173V66H172ZM191 65H192V63H191ZM204 65H206V64H204ZM209 65H210V64H209ZM209 65H208V67H209ZM225 65L228 66L227 64H225ZM238 65H239V64H238ZM4 66H6V65H4ZM45 66H47V65H45ZM50 66H51V65H50ZM59 66H61V64H60ZM82 66H85V65H82ZM82 66H81V67H82ZM101 66H100V67H101ZM108 66H107V68H108ZM113 66H115V64H114ZM121 66H122V64H121ZM121 66H119L120 70H121ZM133 66H134V65H133ZM143 66H141V67H143ZM163 66H162V67H163ZM199 66H200V65H199ZM202 66H203V65H202ZM206 66H207V65H206ZM206 66H205V67H206ZM212 66H210V67H212ZM221 66H222V65H221ZM231 66H233V65H231ZM255 66H256V65H255ZM259 66H260V65H259ZM9 67H10V66H9ZM18 67H17V68H18ZM47 67H48V66H47ZM72 67H73V66H69L68 69H70V68H72ZM77 67H78V66H77ZM77 67L75 66V69H74V70H76ZM98 67H99V66H98ZM100 67L97 69V66H96V68H95V69L97 70V75H98V76H100L99 73L101 74V72H103L101 75L106 74V72H104V71L98 72V70H99V71H100L101 69L103 70V67H102V68H100ZM122 67H124V66H122ZM126 67H127V65L125 66V68H126ZM129 67H131V66H128V68H129ZM149 67H150V66H146V67L144 68V71H145V69L148 68L147 71H148V73H150V72H149V71H150ZM158 67H157V69H158ZM162 67H160L161 70H162ZM165 67H163L164 69H163L162 71L165 70ZM168 67H167V68H168ZM171 67H169V68H171ZM174 67H175V66H174ZM210 67H209V68H210ZM214 67H213V68H214ZM218 67H219V66H218ZM236 67H238V66L236 65ZM250 67H251V66H250ZM4 68H6V67H4ZM7 68H8V65H7ZM7 68H6V71H7ZM23 68H24V67H22V69H23ZM41 68H42V67H41ZM44 68H45V67H44ZM61 68H62V67H59L58 70L61 69ZM63 68H66V69H63V70H67V66H66V67H63ZM85 68L87 69L86 66H85ZM104 68H105V67H104ZM107 68H106L105 70H107ZM111 68L113 69V67H111V65H110V68H108V69H111ZM115 68H116V67H115ZM125 68H124V69H125ZM128 68H127V69H128ZM150 68H151V67H150ZM167 68H166V69H167ZM169 68H168L167 70H170ZM175 68H176V67H175ZM185 68H186V67L184 66V69H185ZM189 68H190V66H189ZM191 68H192V67H191ZM197 68H198V71H199V67H197ZM201 68L203 69V67H201ZM234 68H235V66L233 67V69H234ZM248 68H249V67H248ZM253 68H254V67H253ZM259 68H261V67H259ZM24 69H25V68H24ZM24 69H23V70H24ZM28 69H29V68H28ZM42 69H43V68H42ZM42 69H40V70H42ZM46 69H48V68H46ZM46 69H44V70H46ZM82 69H83V67H82ZM82 69H81V71H82ZM117 69H118V67H117ZM129 69H131V68H129ZM132 69H133V68H132ZM134 69H135V68H134ZM141 69H142V68H141ZM151 69H152V68H151ZM172 69H173L174 71L176 70V69H174V68H172ZM172 69H171V70H172ZM220 69H221V67H220ZM222 69H223V68H222ZM222 69H221V70H222ZM241 69H242V68H241ZM244 69H245V68L243 67V69L241 70V72H242ZM246 69H247V67H246ZM261 69H262V68H261ZM8 70H9V72H10V69H8ZM23 70H22V71H23ZM25 70H26V69H25ZM44 70H43V71H44ZM71 70H73V69H70V71H69V72L71 73L70 75L73 74ZM96 70H95V72H96ZM120 70H119V71H120ZM142 70H143V69H142ZM142 70H141V71H142ZM155 70H156V69H155ZM155 70H154V71H155ZM171 70L169 71L170 73H171ZM180 70H181V69H180ZM182 70H183V69H182ZM182 70H181L180 72H183ZM213 70H214V69H212V71H213ZM237 70H238V68H236V71H237ZM259 70H260V69H259ZM0 71H1V69H0ZM3 71H4V70H3ZM12 71H14V70H12ZM30 71H31V70H30ZM88 71H89V70H88ZM88 71H85V72L87 73ZM109 71H111V73H113L112 70H109ZM114 71H117V70L114 69ZM119 71L117 72V74H118V73H119V74L122 73V71H121V73H120ZM123 71H124V70H123ZM125 71H126V70H125ZM125 71H124V73H125ZM136 71H137V70H136ZM136 71H131V74H129V75H131V76H130L131 78H128V79H127V77H129V75H127L126 79H127V80L130 79V81H127V82H129V83H126V82H125L126 84H128V85L131 84L132 86L134 85L133 82L131 81V80H132V73H133V77H135V74H134V73H136V75L140 74V73H139L140 71L138 72V74H137ZM152 71H153V70H152ZM152 71H151V72H152ZM154 71H153V72H154ZM158 71H159L160 73L162 72V71H160L159 69H158ZM185 71H186V70H185ZM200 71H201V70H200ZM200 71L198 72L199 74H200ZM205 71H206V70H204V71H202V72L204 73ZM214 71H215V70H214ZM233 71H235V69H234ZM254 71H255V70H254ZM14 72H15V71H14ZM18 72H19V71H18ZM18 72H17V73H14V74H16V76H18V74L20 73V72H19V73H18ZM27 72H29V71H27ZM27 72H26V73H27ZM50 72H51V71H50ZM59 72H60V71H59ZM64 72H65V71H64ZM64 72L62 71V73H64ZM67 72H68V70H67ZM74 72H75V71H74ZM91 72H93V71H91ZM91 72H90V73H91ZM95 72H93V73H95ZM156 72H157V71H156ZM159 72H157V74H158ZM165 72L167 73L168 71H165ZM165 72H162V73H165ZM180 72H179V73H180ZM210 72H211V70H210ZM237 72H238V71H237ZM246 72H247V70H246ZM259 72H260V71H259ZM259 72H258V73H259ZM261 72H262V71H261ZM261 72H260V73H261ZM26 73H25V74H26ZM32 73H33V72H32ZM45 73L47 74L46 71H45ZM53 73H54L55 75H57V72L55 73L54 70H53ZM88 73H89V72H88ZM88 73H87V75H89V76L86 77V80H87V78L89 79L90 76H93V75L96 76V74H93V73H92V75H90V74H88ZM107 73H108V72H107ZM124 73H123V75H124ZM144 73H145V72H144ZM148 73H147V74H148ZM154 73H155V72H154ZM176 73H178V72H176ZM179 73H178V74H179ZM186 73H187V72H186ZM216 73H217V72H216ZM218 73H219V72H218ZM223 73H224V72H223ZM226 73H227V72H226ZM230 73H231V75H232L233 72H231V70H230ZM263 73H264V72H263ZM263 73H261V74H263ZM10 74H11V73H10ZM29 74H30V72H29ZM29 74H28V75H29ZM58 74H60V73H58ZM65 74H66V73H65ZM84 74H85V73H84ZM109 74H110V73H109ZM119 74H118V75H119ZM147 74H146V75H147ZM168 74H169V73H168ZM195 74H196V73H195ZM213 74H214V73H213ZM224 74H225V73H224ZM224 74H223V75H224ZM233 74H234V73H233ZM28 75H26V76H28ZM67 75L70 76L69 73H67V74L65 75V77H68ZM80 75H81V74H80ZM80 75H79V76H80ZM118 75H117V76H118ZM146 75H144V76H146ZM150 75H151V76H149V74H148L146 77H152V74H151V73H150ZM169 75H170V74H169ZM169 75H168V77H169ZM173 75H176V74L174 73ZM210 75H211V74H210ZM210 75H209V76H210ZM227 75H230V74L227 73ZM243 75H244V74H243ZM256 75H257V74H256ZM13 76H14V75H13ZM13 76H9V75H8V77H13ZM16 76H15V77H16ZM49 76L51 77L50 73H49ZM62 76H63V75H62ZM83 76H86V74L83 75ZM83 76H82V77H83ZM107 76H108V75H107ZM111 76H114V75H111ZM121 76H122V75H121ZM142 76H143V75H142ZM144 76H143V78H144ZM164 76H165V75H164ZM176 76H177V75H176ZM179 76H180V74H179ZM182 76H183V75H182ZM185 76H186V75H185ZM205 76H206V75H205ZM221 76H222V75H221ZM244 76H245V75H244ZM247 76H249V75L247 74L246 77H247ZM30 77H32V75H31ZM30 77H29V78H30ZM34 77H35V76H34ZM65 77H64V76L61 77L60 75H58V78H59L58 80H59V82L56 81L58 84H56L55 86L58 87V88H56L55 94L59 93V91H61V90L64 88V85L67 86V84L65 83V80H66ZM76 77H77V76H76ZM76 77H75V79H76ZM82 77H81V78H82ZM100 77H101V76H100ZM146 77H145V78H146ZM162 77H163V76H161L160 78L158 77V78L161 79ZM166 77H167V76H166ZM166 77H165V80L167 79ZM180 77H181V76H180ZM188 77H189V76H188ZM191 77H192V76H191ZM195 77H196V75H195ZM230 77H231V76H230ZM249 77H250V76H249ZM251 77H252V75H251ZM254 77H258V76H254ZM4 78H5V77H4ZM4 78H3V79H4ZM17 78H18V77H17ZM17 78H16V79H17ZM20 78H21V79L23 78V72H22L21 76L19 77V79H20ZM29 78H28V79H29ZM32 78H33V77H32ZM70 78H74V77H69V80H70ZM78 78H79V77H78ZM91 78H92V77H91ZM91 78H90V79H91ZM94 78L97 79V77H93V81H94ZM118 78H119V77H118ZM152 78H153V77H152ZM152 78H151V79H152ZM154 78H157V77L154 76ZM227 78H228V77H227ZM236 78H237V76H236ZM236 78H235V79H236ZM262 78H263V76H262ZM13 79H14V78H12V80H13ZM16 79H15V84H16V82L19 80V79H18V80L16 81ZM28 79H27V80H28ZM33 79H35V78H33ZM39 79H43V78L39 77ZM52 79H53V78H52ZM90 79H89V81H90ZM98 79H100V78L98 77ZM101 79H103V76H102ZM126 79H125V80H126ZM141 79H142V78H141ZM159 79H158V82L161 81V80H159ZM162 79L164 80V78H162ZM174 79H175V77H174ZM178 79H179V78H178ZM182 79H184V77H182ZM185 79H186V78H185ZM187 79L189 80L190 78H187ZM207 79H208V78H207ZM209 79H210V77H209ZM248 79H249V78H248ZM250 79H251V78H250ZM250 79H249V80H250ZM263 79H264V78H263ZM263 79L261 80V82H263ZM25 80H26V79H25ZM29 80H30V79H29ZM36 80H37V79H36ZM36 80H35V81H36ZM53 80H54V79H53ZM72 80H73V79H72ZM78 80H80V78H79ZM86 80H85V81H86ZM104 80H105V79H104ZM104 80L101 81V83H103ZM106 80H107V78H106ZM106 80H105V82H106ZM109 80H110V78H109ZM138 80H139V79H138ZM143 80H145V79H143ZM148 80H149V79H148ZM168 80H169V79H168ZM188 80H187V81H188ZM222 80H223V79H222ZM225 80H227V79H225ZM253 80H258V79L253 78ZM35 81L32 80L31 82L34 83ZM70 81H71V80H70ZM75 81H76V80H75ZM75 81H73L74 84H75ZM82 81H83V80H82ZM110 81H111V80H110ZM114 81H116V80H114ZM123 81H124V80H123ZM123 81H120V82H123ZM134 81H135V80H134ZM136 81H137V80H136ZM187 81H186V82H187ZM199 81H200V80H198V82H199ZM206 81H207V80H206ZM220 81H221V80H220ZM234 81H235V80H233L232 82H234ZM259 81H260V80H259ZM259 81H258V82H259ZM7 82H8V79H7ZM20 82H21V81H20ZM31 82L29 81V83H31ZM38 82H39V81H38ZM66 82H67V81H66ZM68 82H69V81H68ZM76 82H77V81H76ZM78 82H79V81H78ZM130 82H132V83H130ZM143 82H144V81H141L140 83H143ZM162 82L165 83V81H162ZM162 82H160V84H161ZM170 82H173V79H172V81H170ZM174 82H175V81H174ZM181 82H182V81H181ZM190 82H194V81L192 80V81H190ZM209 82H211V81H209ZM216 82H217V81H216ZM218 82H219V81H218ZM218 82L216 83V84H217L216 86H218V88H219V85L222 83V81H221V83H219V84H218ZM248 82L251 83V80L248 81ZM0 83H1V84L3 83L2 80H1ZM12 83H13V82H12ZM12 83H11V85H12ZM29 83H27V84H29ZM35 83H36V82H35ZM35 83H34V84H35ZM51 83H52V82H51ZM53 83H54V82H53ZM81 83H82V82H81ZM81 83L79 84V85H80L79 88L83 85V84H81ZM83 83H84V82H83ZM106 83H107V82H106ZM109 83H111V82H109ZM150 83H151V82H150ZM168 83H169V82H168ZM175 83H176V82H175ZM178 83H179V81H178ZM194 83H195V82H194ZM194 83H192V84L188 83L187 85L190 84V86H189V88H190ZM200 83H201V82H200ZM200 83H199V84H200ZM207 83H208V82H207ZM211 83H212V82H211ZM236 83H237V82H236ZM255 83H256V81L254 82V84H255ZM3 84H4V83H3ZM6 84H8V83H6ZM18 84H19V83H18ZM27 84L24 85L25 88H27V87H26ZM38 84H39V83H37V85H38ZM54 84H55V83H54ZM68 84L71 85V82L68 83ZM77 84H78V83H77ZM98 84H99V83H98ZM111 84H112V83H111ZM143 84H144V83H143ZM151 84H152V83H151ZM156 84H157V83H156ZM166 84H167V83H166ZM173 84H174V83H172V84L169 83V85H173ZM197 84H198V83H197ZM234 84H235V82H234ZM244 84H245V83H244ZM244 84H242V85L244 86ZM251 84H252V83H251ZM251 84H249V86H250ZM11 85H10V86H11ZM37 85H36V87H38ZM39 85H41V84H39ZM72 85H73V84H72ZM75 85H76V84H75ZM101 85H102V84H101ZM101 85L99 84L100 87H101ZM107 85H108V83H107ZM112 85L114 86V84H112ZM112 85H111V86H112ZM145 85H146V83H145ZM157 85H158V84H157ZM164 85H165V84H164ZM183 85H184V84H183ZM195 85H196V84H194L193 86H195ZM202 85H203V84H202ZM213 85H214V84H212V86H213ZM223 85H224V84H223ZM230 85H231V84H230ZM235 85H236V84H235ZM242 85H240V87H241ZM257 85H258V84H257ZM259 85H262V84H259ZM263 85H264V83H263ZM21 86H22V85H20V87H21ZM28 86H29V85H28ZM34 86H35V85H34ZM41 86H42V85H41ZM83 86H84V85H83ZM83 86H82V87H83ZM115 86H117V87L119 88L118 81H117V85H116V83H115ZM129 86H130V85H129ZM141 86H142V84H141ZM141 86L139 85V87L137 86L138 88H136V85H135V86H133V89L135 88V89H137V91L139 92V90H140L139 88H140ZM166 86H168V85H166ZM166 86H164V88H165ZM203 86H204V87L200 88L201 92H202V89L205 88V85H203ZM207 86H208V85H206V87H207ZM210 86H211V84H210ZM216 86H214V87H216ZM225 86H226V84H225ZM231 86H232V85H231ZM233 86H234V85H233ZM233 86H232V88L234 89ZM251 86H252V85H251ZM253 86H254V85H253ZM0 87H1V86H0ZM6 87L8 88V86H6ZM14 87H15V85H14ZM45 87H46V86H45ZM68 87H69V85H68ZM89 87H90V86H89ZM89 87H88V90H89ZM91 87H92V89H93V86H91ZM97 87H98V86H97ZM97 87H96V88H97ZM100 87H99V88H100ZM103 87H104V86L101 87V88H102V91H104V90H103ZM130 87H131V86H130ZM161 87H162V86H161ZM172 87H174V86H172ZM172 87H170V88H172ZM184 87H185V86H184ZM196 87H198V86L196 85ZM200 87H201V85H200ZM227 87H228V85H227ZM229 87H230V86H229ZM229 87H228V90L231 89V87H230V88H229ZM257 87H258V86H257ZM257 87H256V89H257ZM259 87H260V86H259ZM263 87H264V86H263ZM15 88L17 89V87H15ZM15 88H13V89H15ZM21 88H22V87H21ZM30 88H33V86L31 87V85H30ZM30 88H29V89H30ZM34 88H35V87H34ZM66 88H67V87H66ZM76 88H78V87H76ZM76 88H75V90H76ZM101 88H100V89H101ZM113 88H114V87H113ZM118 88H117V89H118ZM150 88H151V85H150ZM207 88H208V87H207ZM212 88H213V87H211L210 90H211ZM216 88H217V87H216ZM216 88H215V91H217ZM245 88H247V87H245ZM250 88H251V87H250ZM261 88H262V87H261ZM2 89H4V86H2L1 90H2ZM16 89H15V90H16ZM18 89H20V88H18ZM22 89H23V88H22ZM44 89H45V88H44ZM44 89H43V90H44ZM46 89H47V88H46ZM46 89H45V90H46ZM67 89H68V88H67ZM70 89H71V88H70ZM90 89H91V88H90ZM92 89H91V92H92ZM115 89H116V88H115ZM115 89H114V92H115L114 94H119V92H118L117 90H115ZM138 89H139V90H138ZM166 89H167V87H166ZM185 89H186V88H185ZM191 89H192V87L190 88V90H191ZM195 89H196V88H195ZM195 89H194V90H195ZM197 89H198V88H197ZM213 89H214V88H213ZM221 89H223V88L221 87ZM224 89H226V88H224ZM233 89H231L230 91H232ZM235 89L238 90V89H239V85L236 86ZM243 89H244V87H243ZM247 89L249 90V87H248ZM247 89L245 90V92L247 91ZM256 89H253V90L256 91ZM26 90H27V89H26ZM30 90H31V89H30ZM30 90H27V91H29V92L31 93L32 90H31V91H30ZM33 90H34V89H33ZM45 90H44V91H45ZM64 90H65V89H64ZM73 90H74V89H73ZM78 90H79V89H78ZM78 90H77V92L79 93ZM81 90H83V89H81ZM81 90H80V91H81ZM94 90H95V89H93V91H94ZM108 90H109V89H108ZM125 90H126V89H125ZM163 90H165V89H162V90H160V91H163ZM167 90H168V89H167ZM172 90H173V88L171 89V91H172ZM183 90H184V89H183ZM183 90H182V91H183ZM188 90H189V89H188ZM200 90H199V92H200ZM210 90H209V91H210ZM218 90H220V89H218ZM257 90L259 91V89H257ZM263 90H264V89H263ZM6 91L8 92V90H6ZM27 91H26V92H23V93H27ZM116 91H117V93H116ZM119 91H121V94L123 93L122 90L119 89ZM133 91H134V93H135V90H132V93H133ZM137 91H136V92H137ZM157 91H158V90H157ZM191 91H192V90H191ZM195 91H196L195 93H196L197 96H198L199 93H197V90H195ZM209 91H208V93H209ZM221 91H222V90H221ZM241 91H242V89H241ZM249 91H250V90H249ZM260 91H262V89H261ZM7 92H6V93H7ZM11 92H12V91H11ZM13 92H14V91H13ZM13 92H12V94H13ZM17 92H20V91H17ZM40 92H41V91H40ZM42 92H43V91H42ZM62 92H63V91H62ZM62 92H61V93H62ZM83 92L86 93L87 90H86V91H83ZM88 92H90V91H88ZM97 92L100 94V92L98 91V89H97ZM104 92H105V91H104ZM110 92H111V94L109 93V94H107V95H108V96L110 95V97H112V96H113V95H112L113 90L111 89ZM140 92H141V90H140ZM167 92H170V91H167ZM177 92H178V91H177ZM180 92H181V91H180ZM180 92H178L179 94H177L176 91H174V92H172V93H175L177 96H179V95H180ZM184 92H186V91L184 90ZM192 92L194 93V91H192ZM210 92H211V91H210ZM218 92H219V91H218ZM243 92H244V91H243ZM243 92H242V93H243ZM245 92H244V93H245ZM256 92H257V91H256ZM0 93H1V91H0ZM9 93H10V92H9ZM32 93H33V92H32ZM49 93H50V92H49ZM63 93H66V92H63ZM81 93H82V92H81ZM124 93H125V92H124ZM124 93H123V95H124ZM127 93H128V92H126L125 95H127ZM142 93H143V92H142ZM142 93H141V94H142ZM162 93H164V92H162ZM188 93H189V92H188ZM193 93H192V94H193ZM206 93H207V91H206ZM213 93H214V92H212V94H213ZM219 93H221V92H219ZM223 93H224V92H223ZM225 93H226L225 95H227V90L225 91ZM263 93H264V92H263ZM263 93H262V95H263ZM104 94H105V93H104ZM165 94H166V93H165ZM165 94H163V95H165ZM175 94H174V95H175ZM202 94H203V93H202ZM202 94H201V95H202ZM210 94H211V93H210ZM235 94H236V93H235ZM255 94H256V93H255ZM14 95H16V92H15ZM39 95L41 96V98L43 97V96H42L43 93H42V95H41V94H39ZM39 95L37 96V98L39 97ZM48 95H49V94H48ZM50 95H51V94H50ZM57 95H58V94H57ZM76 95H77V93H76ZM81 95H82V94H81ZM86 95L88 96L89 94H86ZM86 95H85V96H86ZM102 95H103V94H102ZM111 95H112V96H111ZM134 95H135V94H134ZM138 95H140V94H138ZM166 95H167V94H166ZM194 95H195V94H194ZM201 95L199 94V96H201ZM216 95H217V93H216ZM222 95H223V94H222ZM222 95H221V96H222ZM228 95H229V93H228ZM22 96H28V95H23V94H22ZM44 96H45V94H44ZM46 96H47V95H46ZM70 96H71V95H70ZM73 96H75V94H74ZM83 96H84V95H83ZM87 96H86V97H87ZM89 96L91 97V94H90ZM98 96H99V95H98ZM119 96H120V95H119ZM129 96H131V95H128L127 97L130 98ZM159 96H161V95H159ZM177 96H176V97H177ZM190 96H191V95H190ZM203 96H204V94H203ZM221 96H220V97H221ZM233 96H234V95H233ZM248 96H249V100H250V96H251V95L248 94ZM254 96H256V95H254ZM257 96H258V94H257ZM259 96H260V95H259ZM20 97H21V96H20ZM31 97H33V96L31 95L29 98H31ZM62 97L65 98L64 96H62ZM86 97H85V98L82 97V98L85 99V102L88 101V102L90 103L91 100H90V101L87 100ZM106 97H107V96H106ZM115 97H116V95H115ZM127 97L125 96L124 98L127 99ZM132 97H133V95H132ZM149 97H152V95H149ZM174 97H175V96H174ZM180 97H181V96H180ZM193 97H195V96H193ZM208 97H209V94H208ZM212 97H213V96H212ZM29 98H27V99H29ZM39 98H40V97H39ZM63 98H62V100H63ZM66 98H67V97H66ZM71 98H72V97H71ZM101 98H104V100H106L105 96H104V97H101ZM124 98H123V100L125 101ZM152 98H153V97H152ZM157 98H159V97H157ZM164 98H166V99H165V102H166V100H167V98H169V96H168V97H165V96H164ZM177 98H178V97H177ZM197 98H198V97H197ZM209 98H210V97H209ZM209 98H208V99H209ZM216 98H217V97H216ZM230 98H232V96H231ZM230 98H229V99H230ZM234 98H235V97H234ZM13 99H15V97H13ZM24 99H25V98H24ZM27 99H26V100H27ZM80 99H81V98H80ZM92 99H93V98H92ZM95 99H96V98H95ZM112 99H113V98H112ZM116 99H118V98H116ZM116 99L114 98L113 100L115 101ZM119 99H121V98H119ZM130 99H131V98H130ZM191 99H192V98L190 97V100H191ZM18 100L20 101V99H18ZM21 100H23V99L21 98ZM32 100H33V99H32ZM32 100H31V101H32ZM36 100H37V99H36ZM81 100H82V99H81ZM93 100H94V99H93ZM93 100H92V101H93ZM99 100H102V99H100V97H99L97 101H99ZM113 100H112V101H113ZM123 100L121 99V101H123ZM135 100H137V99H135ZM135 100H134V101H135ZM138 100H140V99H138ZM190 100H188V101H190ZM203 100H204V99H203ZM209 100H211V99H209ZM214 100H215V98L212 100V102H213ZM238 100H239V99H237L236 101L239 102ZM9 101L11 102L10 99H9ZM14 101H16V99H15ZM60 101H61V99H60ZM73 101H74V99H73ZM83 101H84V100H83ZM102 101H103V100H102ZM109 101L111 102L110 99H109ZM109 101H108V102H109ZM121 101H119V102L121 103ZM150 101H151V100H150ZM150 101H149V102H150ZM152 101H153V100H152ZM175 101H176V100H175ZM186 101H187V100H186ZM195 101H196V100H195ZM195 101H193V102H195ZM7 102H8V101H7ZM7 102H6V103H7ZM10 102H9V105L11 104ZM17 102H18V101H17ZM20 102H21V101H20ZM23 102H24V101H23ZM25 102H26V101H25ZM42 102H44V101H42ZM42 102H41V103H42ZM47 102H50L49 99H48V101H46V105H45V106H43L44 103L39 104V105H42V106H39L37 102L35 103V104L38 105V106H36V107L34 106V108H36V111L38 110V112L34 113V114H36L35 118L37 117V114H38V113H41L44 109H46L47 106H49V109H51V108H50V107H51V106H50V103L47 104ZM61 102H64V101H61ZM70 102H71V101H70ZM79 102H80V101H79ZM108 102L105 101L104 103H108ZM149 102H147V104H148ZM154 102H155V101H154ZM168 102H169V100H168ZM168 102H167V103H168ZM172 102H173V101H172ZM210 102H211V101H210ZM212 102H211V103H212ZM216 102L218 103L219 101H215V103H216ZM226 102H229V100L226 101ZM240 102H241V99H240ZM240 102H239V103H240ZM252 102H253V101H252ZM252 102L250 103L251 106H253V105H252ZM14 103H15V104H19V102L16 103V102H13V101H12V104H14ZM27 103H28V102H27ZM27 103H26V104H27ZM30 103H31V102H30ZM30 103H29V105H30ZM80 103H81V102H80ZM89 103H87L86 105H88ZM92 103H93V102H92ZM92 103H90V104H92ZM100 103H101V102H100ZM102 103H103V102H102ZM114 103L116 104V103H117V100H116V102H114ZM134 103H135V102H134ZM134 103H133V104H134ZM136 103H137V105H138V102H137V101H136ZM150 103H151V102H150ZM150 103H149V104H150ZM152 103H153V102H152ZM152 103H151V104H152ZM161 103H164V102H161ZM181 103H182V102H181ZM206 103H208L207 105L210 104L209 101H207ZM222 103H223V102H222ZM229 103H230V102H229ZM239 103H238V104H239ZM241 103H242V102H241ZM243 103H244V102H243ZM248 103H249V102H248ZM7 104H8V103H7ZM15 104H14V105H15ZM33 104H34V103H33ZM35 104H34V105H35ZM62 104H63V103H62ZM72 104H73V102H71V105H72ZM117 104H119V103H117ZM139 104H140V103H139ZM142 104H144V103L142 102ZM149 104H148V105H149ZM151 104H150V105H151ZM154 104H155V103H154ZM182 104H183V106H184V103H182ZM186 104H187V103H186ZM189 104H190V103H189ZM192 104H194V103H191V105H192ZM195 104L197 105V103H195ZM200 104H201V103H200ZM200 104H198L199 107H200ZM202 104H203V103H202ZM219 104H220V102H219ZM230 104H231V103H230ZM244 104H245V103H244ZM250 104H249V105H250ZM5 105H6V104H5ZM14 105H12L11 107H9V109L12 110L11 108H12ZM21 105H22V102H21ZM21 105H20V106H21ZM66 105H67V103L65 104V106H66ZM69 105H70V104H69ZM94 105H95V102H94ZM109 105H112V104L110 103ZM148 105L145 104L144 106H148ZM155 105H156V104H155ZM157 105H160V104H157ZM171 105H172V103H171ZM179 105H180V103H179ZM187 105H188V104H187ZM217 105H218V104H217ZM220 105H221V104H220ZM222 105H223V104H222ZM241 105H242V104H241ZM257 105H258V104H257ZM23 106H24V105H23ZM67 106H68V105H67ZM77 106H78V105H77ZM82 106H83V103H82V105H80V106H78V107L80 108V107H82ZM92 106H93V105H92ZM95 106H97V104H96ZM95 106H93V108H95ZM100 106H103V104H100ZM123 106H124V105H123ZM123 106H122V107H123ZM134 106H135V105H134ZM183 106H182L181 108H184ZM193 106H194V105H193ZM213 106H214V104H213ZM213 106H212L211 108H214ZM236 106H237V105H236ZM236 106H235V107H236ZM242 106H243V105H242ZM245 106H246V105H245ZM255 106H256V105H255V102H254V108H256ZM258 106H259V105H258ZM31 107H32V105H31ZM31 107H30V109H31ZM75 107H76V106H75ZM86 107H89V106H86ZM107 107H108V106H107ZM117 107H118V106H117ZM120 107H121V106H120ZM122 107H121V108H122ZM142 107H143V105H142ZM157 107H158V106H157ZM185 107H186V105H185ZM188 107H189V106H187V108H188ZM197 107H198V106H197ZM203 107H204V104H203ZM215 107H216V106H215ZM0 108H1V107H0ZM2 108H3V107H2ZM4 108H5V107H4ZM6 108H7V107H6ZM13 108H15V106H14ZM16 108H18V106H16ZM16 108H15V109H16ZM54 108H58V107H54ZM71 108H72V107H71ZM79 108H78V111H80ZM111 108L114 109V107H112V106H111ZM124 108H125V106H124ZM126 108L128 109L127 106H126ZM130 108H132V111H133V109H135L133 106H132V107L129 106V109H128V110H130ZM137 108H138V107H137ZM137 108H136V110H137ZM152 108H153V107H152ZM167 108H168V107H167ZM167 108H166V109H167ZM190 108H191V106H190ZM194 108H195V106L193 107V109H194ZM205 108H206V105H205ZM205 108H204L203 110H205ZM209 108H210V107H209ZM223 108H224V106H223ZM239 108H240V107H239ZM254 108H253V109H254ZM257 108H258V107H257ZM9 109H8V110H9ZM19 109H20V108H19ZM49 109L47 108V110H49ZM68 109H69V111H70V108H68ZM72 109H73V108H72ZM76 109H77V108H76ZM76 109H73V110L76 111ZM82 109L84 110V108H82ZM102 109H104V108H102ZM106 109H107V108H106ZM109 109H110V108H108V110H109ZM112 109H111L110 111H113ZM118 109H119V108H118ZM127 109H125L124 111H126ZM144 109H145V108H144ZM174 109L177 110V108H175V107H174ZM191 109H192V108H191ZM243 109H245V110L247 111V109H246L245 107H244ZM251 109H252V107H251ZM5 110H6V112L8 111L7 109H5ZM13 110H14V109H13ZM13 110H12V111H13ZM53 110H54V109H53V107H52V112H54V111L56 112V111H57V110H54V111H53ZM58 110H59V109H58ZM83 110H82V111H83ZM87 110H88V109H87ZM99 110H101V109H99ZM99 110H98V108H97V112H98ZM114 110H117V108H115ZM119 110L121 111L122 109H119ZM136 110H135V111H136ZM152 110H154V109H152ZM152 110H150V111L152 112ZM179 110H180V109H179ZM188 110L190 111V109H188ZM198 110H199V109H198ZM224 110H225V109H224ZM232 110H233V109H231L230 111H232ZM256 110H257V109H256ZM259 110H260V109H258V112H259ZM262 110H263V109H262ZM1 111L3 112V110H1ZM1 111H0V112H1ZM12 111H10V113H8V112H7V113H8V114H11ZM14 111H15V110H14ZM17 111H18V110H17ZM30 111H31V110H30ZM44 111H45V113H46V110H44ZM61 111H62V110H61ZM85 111H86V108H85ZM93 111H94V109H93ZM122 111H123V110H122ZM140 111H141V109H140ZM140 111H137V112H140ZM142 111H143V110H142ZM154 111H155V110H154ZM181 111H182V110H181ZM194 111H196V110L194 109ZM194 111H193V112H194ZM206 111L208 112L207 109H206ZM225 111H226V110H225ZM230 111H226L225 114L229 113ZM237 111H238V110H237ZM242 111H243V110H242ZM248 111H249V110H248ZM71 112H72V110H71ZM88 112H90V115H92V113H93V112H92V107H90V111H87V113H88ZM91 112H92V113H91ZM99 112H100V111H99ZM117 112H118V110H117ZM127 112H128V111H127ZM127 112H126V113H127ZM137 112H136V114H133L134 116L136 115V117H137L138 115H139V116L141 115V114H138ZM143 112L146 113L147 115L144 114ZM143 112H142V113H143L142 118L144 117V115H146L145 117L148 116V117H149L148 119H153V115H151V114H153V113L149 112V113H150V114H149L147 111L145 112V110H144ZM155 112H156V111H155ZM155 112H154V113H155ZM168 112H170V111H168ZM177 112H178V111H177ZM179 112H180V111H179ZM182 112H183V111H182ZM197 112H198V111H197ZM200 112H201V111H200ZM210 112H211V111H210ZM239 112H241V111H239ZM243 112H244V111H243ZM253 112H254V111H253ZM258 112H257V113H258ZM262 112H263V111H262ZM25 113H26V112H25ZM30 113H32V112H30ZM30 113H29V114H30ZM47 113H48V111H47ZM79 113H80V112H79ZM94 113H95V111H94ZM115 113H116V112H115ZM115 113H114V114H115ZM119 113H120V112H119ZM121 113H123V112H121ZM132 113H133V112H132ZM173 113H175V112H173ZM180 113H181V112H180ZM180 113H178L179 116H180ZM184 113H185V112H184ZM194 113H195V112H194ZM203 113H205V112H203ZM208 113H209V112H208ZM208 113H207V114H208ZM212 113H213V112H211V114H212ZM217 113H218V112H215V115H217ZM223 113H224V112H223ZM235 113H236V111L234 110V113H233L234 116L236 115ZM251 113H252V110H251ZM15 114L18 115L17 112H16ZM23 114H24V113H23ZM26 114H27V113H26ZM43 114H44V113H43ZM43 114H41V115H43ZM50 114H51V113H50ZM99 114H100V113H99ZM112 114H113V113H112ZM127 114H129V117L132 116V115H130L131 112H130V113H127ZM148 114H149L150 116H149ZM178 114H176V115H178ZM189 114L192 115L191 112H190ZM197 114H198V113H197ZM209 114H210V113H209ZM211 114L209 115L210 117H211ZM213 114H214V113H213ZM218 114H220V113H218ZM249 114H250V113H249ZM259 114H261V113H259ZM6 115H7V114H6ZM12 115H13V113H12ZM39 115H40V114H39ZM44 115L47 116L46 114H44ZM61 115H62V114H61ZM61 115H59V116L61 117ZM80 115H83V113H82V114L80 113L78 116H80ZM87 115H88V114H87ZM87 115H86V116L84 115L85 118L87 117ZM93 115H94V114H93ZM165 115H166V114H165ZM169 115L172 116L171 114H169ZM181 115H183V114H181ZM193 115H194V114H193ZM220 115L222 116V114H220ZM229 115H230V114H229ZM231 115H232V114H231ZM253 115H254V114H253ZM262 115L264 116V113H263ZM10 116H11V115H10ZM18 116L20 117L21 115H18ZM26 116H28V115H26ZM26 116H25V117H26ZM49 116H50V115H49ZM59 116H58V117H59ZM75 116H76V118H77V113L75 114ZM151 116H152V117H151ZM156 116H157V114H156ZM156 116H154V117H156ZM159 116H160V115H159ZM170 116H169V118H170ZM187 116H188V114H187ZM195 116H196V115H195ZM198 116H199V115H198ZM221 116H220V117H221ZM224 116H226V115H224ZM224 116H223V117H224ZM234 116H233V118H234ZM254 116H255V115H254ZM263 116H262V119L264 118ZM5 117H6V116H5ZM7 117H9V116H7ZM12 117H14V115H13ZM12 117H11V119H12ZM38 117H39V116H38ZM38 117H37V120H36V121H38ZM42 117H43V116H42ZM42 117H41V118H42ZM58 117H55V121H56V120H57V121L60 120V121L62 122V120H64V119H63L64 116H62L63 118L61 117L62 120L59 119ZM115 117H116V116H115ZM150 117H151V118H150ZM161 117H162V116H160L159 118L157 117L158 120H159V119L161 120ZM163 117H164V115H163ZM165 117H166V116H165ZM175 117H176V116H175V114H174L172 120L175 119ZM180 117H181V116H180ZM201 117H202V116H201ZM216 117H217V116H216ZM227 117H228V116H227ZM249 117H250V116H249ZM16 118H17V117H16ZM23 118H24V115H23ZM23 118H22V119H23ZM44 118H45V117H43V119H44ZM56 118H57V119H56ZM78 118H79V117H78ZM82 118H83V117H82ZM88 118H90V117H87V119H88ZM111 118H112V117H111ZM119 118H120V116H119ZM137 118H138V117H137ZM140 118H141V116H140ZM157 118H156V119H157ZM167 118H168V117H167ZM177 118H178V117H177ZM184 118H185V117H184ZM197 118H199V117H197ZM197 118H196V119H197ZM217 118H219V117H217ZM217 118H216V119H217ZM224 118H225V117H224ZM231 118H232V117H231ZM231 118H229V119H231ZM256 118H257V117H256ZM260 118H261V116H260ZM3 119H4V118H3ZM7 119H8V118H7ZM11 119H10V120H11ZM17 119H18V118H17ZM30 119L32 120V118H30ZM47 119H48V117H47ZM83 119H84V118H83ZM115 119H117V118H115ZM131 119H132V117H131ZM133 119H134V121L136 120V122H137V119H136V118H133ZM148 119L146 118V120H148ZM156 119H154V120H156ZM165 119H166V118H165ZM181 119H183V118H181ZM181 119H180L179 121H181ZM187 119H188V118H186L185 120L187 121ZM190 119H191V118H189V120H190ZM221 119H223V118L221 117ZM234 119L236 120V116H235ZM253 119H254V118H253ZM262 119H261V120H262ZM1 120H2V119H1ZM13 120H14V119H13ZM19 120H20L19 123H21V124L24 123L23 121H21V119H19ZM19 120H18V121H19ZM65 120H66V119H65ZM65 120H64V121H65ZM75 120H76V122H77V119H75ZM75 120H74V122H75ZM90 120H91V119H90ZM112 120H114V119H112ZM112 120H111V122H112ZM124 120H125V119H124ZM138 120H139V119H138ZM160 120H159V121H160ZM168 120H170V119H168ZM168 120H167V121H168ZM177 120H178V119H177ZM183 120H184V119H183ZM183 120H182V121H183ZM201 120H203V118L200 119V121H201ZM235 120H234V121H235ZM32 121H33V120H32ZM40 121H41V119H40ZM45 121H46V120H45ZM78 121H79V120H78ZM83 121H84V120H83ZM109 121H110V120H109ZM173 121H174V120H173ZM182 121H181V123H182ZM194 121H195V120H194ZM206 121H207V120H206ZM206 121H205V122H206ZM208 121H209V120H208ZM217 121H218V120H217ZM217 121H216V122H217ZM219 121H220V120H219ZM219 121H218V122H219ZM224 121H225V120H224ZM224 121H222V122H224ZM228 121H229V120H228ZM263 121H264V120H263ZM263 121H262V122H263ZM2 122H3V120H2ZM22 122H23V123H22ZM27 122H28V121H27ZM34 122H35V120H34ZM34 122H32V123H34ZM42 122H44V121H41V124H42ZM58 122H59V121H58ZM61 122H60V123H61ZM76 122H75V123H76ZM79 122H80V121H79ZM90 122H91V121H90ZM111 122H110V124H111ZM113 122H115V121H113ZM118 122L121 123V121H117L116 123H118ZM122 122H123V121H122ZM128 122H130V121H128ZM131 122H133V121H131ZM148 122H149V121H148ZM148 122H147V124H148ZM164 122H165V121H164ZM174 122H175V121H174ZM201 122H204V121H201ZM201 122H200V123H201ZM214 122H215V121H214ZM225 122H227V120H226ZM235 122H238V121L236 120ZM245 122H246V121H245ZM247 122H248V121H247ZM255 122H256V121H255ZM6 123H7V122H6ZM6 123H5V124H6ZM9 123H10V122H9ZM13 123H14V122H13ZM47 123H48V122H47ZM47 123L45 122L46 125H47ZM50 123H51V122H50ZM52 123H54V118L52 119ZM77 123H78V122H77ZM77 123H76V125H77ZM83 123H85V122H83ZM91 123H95V122H91ZM108 123H109V122H108ZM119 123H118V124H119ZM125 123H126V122H125ZM133 123H134V122H133ZM137 123H138V122H137ZM137 123H136V125H137ZM150 123H151V120H150ZM156 123H158V122H156ZM156 123L154 122V123H152V124H156ZM168 123H169V122H168ZM171 123H172V122H171ZM177 123H178V122H177ZM195 123H196V122H195ZM230 123H233V122H232V119H231ZM230 123H228V125H229ZM16 124H17V123H16ZM29 124H30V123H29ZM35 124H36V123H35ZM35 124H34V126H35ZM38 124H39V123H38ZM38 124H37V125H38ZM100 124H102V123H100ZM138 124H139V123H138ZM178 124H179V123H178ZM185 124H186V122H185ZM187 124H189V123H187ZM192 124H193V123H192ZM221 124H222V123H220L219 125H221ZM226 124H227V123H226ZM243 124L245 125L246 123H243ZM260 124H261V123H260ZM260 124H259V125H260ZM2 125H4V124H2ZM54 125H55V124H54ZM59 125H60V124H59ZM59 125L56 124V126H59ZM65 125H67V124H65ZM81 125H82V124H81ZM86 125H87V124H86ZM94 125L96 126V124H94ZM98 125H99V123H98ZM104 125H107V122H106V124H104ZM104 125H103V126H104ZM133 125H134V124H133ZM133 125H132V127H133ZM139 125H140V124H139ZM161 125H162V123H161ZM183 125H184V124H183ZM189 125H190V124H189ZM196 125H197V124H196ZM200 125H201V124H200ZM215 125H216V124H215ZM224 125H225V124H224ZM230 125H231V124H230ZM232 125H233V124H232ZM4 126H5V125H4ZM4 126H3V128H4ZM6 126H7V125H6ZM21 126H22V125L19 124V131H20V129H21ZM77 126H78V125H77ZM87 126H88V125H87ZM92 126H93V125H92ZM101 126H102V125H101ZM108 126H109V125H108ZM125 126H126V124H125ZM150 126H151V125H149V127H150ZM158 126H159V129H160V124H159ZM169 126H171V124H169ZM186 126H187V125H186ZM201 126H202V125H201ZM222 126H223V125H222ZM260 126H261V125H260ZM39 127H40V129H41V125L38 126V128H39ZM67 127H68V126H67ZM72 127H73V126H72ZM81 127H83V125H82ZM85 127H86V126H85ZM85 127L83 128L84 131H82L83 134L85 133V131L87 132V130H89V129H87V127H86V130H85ZM99 127H100V126H99ZM104 127H105V126H104ZM104 127L99 128V130H100V129H101V130H104V129H103ZM112 127H113V126H110V128H112ZM115 127L117 128L118 126L115 125L114 128H115ZM121 127H122V126H121ZM147 127H148V126H146V128H147ZM151 127H153V125H152ZM156 127H157V124H156ZM156 127H155V129H157ZM172 127H173V125L171 126V128H172ZM174 127H175V125H174ZM179 127H181V126H179ZM184 127H185V126H184ZM187 127H189V126H187ZM190 127H191V126H190ZM197 127H198V126H197ZM202 127H203V126H202ZM223 127H224V126H223ZM239 127H240V126H239ZM242 127H243V126H242ZM247 127H248V126H247ZM247 127H246V128H247ZM257 127H258V126H257ZM46 128H47V127H46ZM57 128H59V127H57ZM76 128H77V127H76ZM118 128H120V127H118ZM169 128H170V127H169ZM177 128H178V127H176V129H177ZM182 128H183V127H182ZM194 128H195V127H194ZM198 128H199V127H198ZM198 128H195V129H198ZM203 128H204V127H203ZM203 128H202V129H203ZM221 128H222V127H221ZM230 128H231V127H230ZM235 128H236V127H235ZM243 128H245V127H243ZM248 128H250V126H249ZM248 128H247V129H248ZM24 129H25V127H24ZM27 129L30 130L29 127L26 128L25 130H27ZM53 129H54V128H52V129H50V130H53ZM83 129H82V130H83ZM106 129H107V128H105V130H106ZM137 129H138V128H137ZM144 129H145V128H144ZM144 129H143V130H144ZM149 129H150V128H149ZM153 129H154V128H153ZM153 129H152V130H153ZM176 129L174 130V128H173L172 130L176 131ZM185 129H186V128H185ZM191 129H192V128H191ZM195 129H194V130H195ZM200 129H201V128H200ZM202 129H201V130H202ZM222 129H223V128H222ZM224 129H225V128H224ZM231 129H232V128H231ZM231 129H229V130H231ZM247 129H244V130H247ZM259 129H260V127H259ZM1 130H2V126H0V131H1ZM6 130H7V129H6ZM16 130H18V128H17ZM31 130L34 131V128L31 127ZM60 130H62V129H60ZM70 130H71V129H70ZM70 130H69V131H70ZM97 130H98V127H97L96 131H97ZM107 130H109V129H107ZM110 130H111V129H110ZM110 130H109V133H111ZM116 130H117V129H116ZM120 130H121V129H119V132H120ZM134 130H135V128H134ZM147 130H148V129H147ZM147 130L145 131V134L143 133L144 136H145V137L143 136V138H146V137H147L146 135H147V134H150V131H148L149 133H147ZM150 130H151V129H150ZM164 130H165V128H164ZM164 130H163V131H164ZM178 130H179V129H178ZM192 130H193V129H192ZM194 130H193V131H194ZM198 130H199V129H198ZM219 130H221V129H219ZM229 130H228V131H229ZM240 130H241V129H239V131H240ZM250 130H252V129H250ZM254 130H255V129H254ZM261 130H262V129H261ZM2 131H3V130H2ZM4 131H5V129H4ZM9 131H10V130H9ZM9 131H7V132L9 133ZM32 131H30V133H31ZM42 131L44 132V131H47V130L44 129V130H42ZM54 131H55V130H54ZM54 131H50L49 133H50V134H51V132L55 133ZM56 131H57V130H56ZM96 131H95L94 133H98V132H96ZM135 131H136V130H135ZM135 131H134V132H135ZM154 131H155V130H154ZM154 131H151V132H154ZM156 131H157V130H156ZM166 131H167V130H166ZM187 131H188V132H187ZM187 131H186V132L190 134L189 136H192V135L194 134L193 131H191L193 134L190 133L189 130H187ZM210 131L212 132V130H210ZM216 131H217V130H216ZM222 131H223V130H222ZM5 132H6V131H5ZM23 132H24V131H23ZM36 132H38V131H36ZM40 132H41V131H40ZM40 132H38V133H40ZM43 132H41V133H43ZM57 132H58V133H56V134L60 135L59 131H57ZM79 132H80V131H79ZM82 132H80V133H82ZM100 132H101V131H100ZM107 132H108V131H107ZM117 132H118V130L116 131V134H117ZM119 132H118V134H119ZM134 132H133V133H134ZM169 132H170V131L168 130V133H169ZM177 132H178V131H177ZM197 132H198V131H197ZM211 132H210V133H211ZM214 132H215V131H213V133H214ZM219 132H220V131H219ZM219 132H218V133H219ZM233 132H235V130H234ZM259 132H261V131H259ZM30 133L28 132V133H27V136H28V134H30ZM46 133L49 134L48 131H47ZM46 133H45V134H46ZM53 133H52L51 135H53ZM104 133H106V131H104ZM113 133H114V132H113V130H112V134H113ZM125 133H127V132H125ZM130 133H131V132H130ZM156 133H157V134H158V133L160 134L161 132L157 131ZM163 133H164V132H163ZM165 133H167V132H165ZM199 133H200V132H199ZM220 133H221V132H220ZM223 133H226V135H228L227 132H225V130H224ZM231 133H232V132H231ZM240 133H241V132H240ZM243 133H244V132H243ZM251 133H253V132H251ZM256 133H257V132H256ZM263 133H264V131H263ZM1 134H4V133L1 132ZM13 134H14V133H13ZM21 134H22V133H21ZM47 134H46V135H47ZM70 134H71V133H70ZM83 134H82V135H83ZM88 134H89V133H86V135H88ZM99 134H102V132L99 133ZM127 134H128V133H127ZM154 134H155V133H154ZM154 134L151 133L150 135L153 136ZM171 134H172V133H171ZM180 134H181V136H182V135H185V134H183V133H180ZM191 134H192V135H191ZM195 134L197 135V133H195ZM203 134H204V133H203ZM214 134H215V133H214ZM229 134H230V131H229ZM234 134H235V138L237 139L236 132H235ZM245 134H246V133H245ZM5 135H6V133H5ZM5 135H4V137H5ZM46 135H45V136H46ZM51 135H50V136H51ZM54 135H55V134H54ZM64 135H66V134H64ZM68 135H69V133H68ZM73 135H74V134H73ZM73 135H72V136H73ZM86 135H85V136H86ZM91 135H93V134H91ZM91 135H90V136H91ZM125 135H126V134H124V136H125ZM128 135H129V134H128ZM128 135H127V136H128ZM131 135H132V133H131ZM131 135H130V136H131ZM134 135H135V133H134ZM141 135H142V134H141ZM160 135H162V134H160ZM160 135H159V137H160ZM165 135H166V134H165ZM167 135H168V134H167ZM169 135H170V134H169ZM174 135H175V134H174ZM208 135H209V133H208ZM224 135H225V134H224ZM224 135H223V136H224ZM226 135H225V136H226ZM232 135H233V134H232ZM259 135H260V134H259ZM25 136H26V135H25ZM30 136H33V135L30 134ZM34 136H35V135H34ZM39 136H41V135L39 134ZM43 136H44V135H42L41 138H43ZM55 136H56L57 138H59L57 135H55ZM55 136H54V137H55ZM60 136L62 137L63 135H60ZM70 136H71V135H70ZM70 136H69V137H70ZM72 136H71V137H72ZM75 136H76V135H75ZM97 136L99 137L100 135H97ZM116 136H117V135H116ZM122 136H123V135H122ZM122 136H120V139H121ZM139 136H140V135H139ZM163 136H164V134H163ZM163 136H162V137H163ZM177 136H179V135H177ZM177 136H176V137H177ZM194 136H195V135H193V137H194ZM202 136H203V135H202ZM204 136H205V135H204ZM216 136H217V135H216ZM216 136H215V137H216ZM219 136H222V134L219 135ZM219 136H218V138H219ZM225 136H224V137H225ZM233 136H234V135H233ZM0 137H1V136H0ZM13 137H14V136H13ZM17 137H18V136H17ZM71 137H70V138H71ZM77 137L80 138L81 136H80V137L77 136ZM88 137H89V136H88ZM111 137H112V136H111ZM117 137H118V136H117ZM148 137H149V136H148ZM153 137H154V136H153ZM153 137H152V138H153ZM155 137H158V136H155ZM159 137H158V138H159ZM164 137H165V136H164ZM170 137H171V135H170ZM209 137H210V136H209ZM213 137H214V136H212V138H213ZM224 137H222V139H223ZM226 137H227V136H226ZM228 137H230V136L228 135ZM228 137H227L226 140H229ZM231 137H232V136H231ZM257 137L260 138V136H258V135H257ZM262 137H263V136H262ZM7 138H9V137H7ZM7 138H6V139H7ZM18 138H19V137H18ZM32 138H34V137H32ZM44 138H45V137H44ZM57 138H56V139H57ZM82 138H83V137H81V139H82ZM86 138H87V137H86ZM86 138H85V139L83 138L84 143H85ZM89 138H90V137H89ZM89 138H87V140H90ZM101 138H102L104 141L107 140L104 136H102ZM101 138H100V139H101ZM108 138H109V137H108ZM122 138H123V137H122ZM128 138H129V137H128ZM137 138L141 139V137H137ZM143 138H142V139H143ZM173 138H174V137H173ZM183 138H184V137H183ZM183 138H182V139H183ZM195 138L198 139V137H195ZM199 138H200V137H199ZM212 138H211V139H212ZM232 138H233V137H232ZM238 138H239V137H238ZM241 138H242V137H241ZM241 138L238 139V142H239V140H241V143H243L242 140H244V139H241ZM249 138H250V137H249ZM249 138L247 137V139H248L249 142H250V139H249ZM1 139L3 140L4 138L2 137ZM6 139H5V140H6ZM14 139H17V138H14ZM14 139H13V140H14ZM35 139H36V138H35ZM53 139H54V138H53ZM56 139H55V140H56ZM63 139H65V138L63 137V138H62V141H63ZM75 139H76V138H75ZM81 139H80V140H81ZM93 139H94V138H93ZM110 139H111V138H110ZM114 139H115V136H114L113 140H114ZM117 139H118V138H117ZM126 139H127V138H126ZM126 139H123V141H125ZM130 139H132V138H129L128 140H130ZM148 139H149V138H147L146 140H148ZM153 139H154V138H153ZM153 139H150V140H148L147 142L152 141ZM164 139H166V138H164ZM170 139H172V138H170ZM174 139H176V138H174ZM182 139L180 138L179 141H182ZM191 139L193 140L192 137H191ZM196 139H194L193 141H195ZM200 139H201V138H200ZM220 139H221V138H220ZM220 139H219V142H220ZM257 139H258V138H257ZM18 140H20V139H18ZM18 140H16V141L14 140L15 143H16V142L18 143ZM28 140L31 141V140H34V139H28ZM36 140H37V139H36ZM40 140H41V139H40ZM42 140H43V139H42ZM57 140H61V139H57ZM80 140H79V141H80ZM103 140H100L97 144L95 143V144L98 146V148H99V149H97L96 147L94 148V150L96 151V153H94L95 156L91 153V152H93V151L90 152V153H91V156L93 155V157H96V161H95V159H94V160H91L89 163H86V162H87V160H86V162H84V163H85V164H84V163H80V162H79V161H80L79 159H81V158H79V159H78L79 161H76V162H74L73 160H72V161L70 160V162H73L74 165L77 164L76 166H78V167H79V170H81V172L78 171L79 173H85L86 171H93V168H98V169H99V166H100V169H101V165H103V164H102L103 161L101 162L100 157L103 156L104 158H106V157L108 156V153H109L108 150H106L108 143H106V141L104 142ZM115 140H116V139H115ZM128 140H126L125 142L127 143ZM133 140H134V139H133ZM133 140H132V141H133ZM172 140H173V139H172ZM172 140H171V141H172ZM177 140H178V138H177ZM189 140H190V139H189ZM203 140H205V139H203ZM217 140H218V139H217ZM233 140H234V139H233ZM245 140H246V139H245ZM262 140H263V139H262ZM262 140H261V141H262ZM20 141H21V140H20ZM23 141H24V140H23ZM25 141H26V140H25ZM62 141H61V142H62ZM69 141H70V139H69ZM91 141H92V140H91ZM116 141H117V142H116ZM116 141L114 142V145H115V143H117V147H118V144H120V141H122V140H116ZM118 141H119V142H118ZM123 141H122L121 144H123ZM141 141H142V140H141ZM166 141H167V140H166ZM168 141H169V139H168ZM210 141H211V140H210ZM259 141H260V140H257V141H255V142L258 143ZM261 141H260V142H261ZM263 141H264V140H263ZM263 141L261 142L262 144H263ZM8 142H9V141H8ZM31 142H33V141H31ZM34 142H37V141L34 140ZM45 142H46V139H44V141H39V140H38V143H41V144H45ZM48 142H50V141H48ZM48 142H47V143H48ZM53 142H54V141H53ZM70 142H71V141H70ZM72 142H73V141H72ZM72 142H71V143H72ZM77 142H78V141H77ZM87 142H89V141H87ZM130 142H131V141H130ZM137 142H138V141L135 140L134 143H137ZM139 142H140V140H139ZM139 142H138V144H139ZM147 142H146V143H147ZM160 142H163V140L160 141ZM173 142H174V144H175V142H178V141H174V140H173L171 143H173ZM187 142H188V139L186 138V142L184 141L185 145H187ZM190 142H191V141H190ZM219 142H218V143H219ZM236 142H237V140H236ZM236 142L233 141V144L236 143ZM249 142H248V143H249ZM252 142H254V141L251 140V144H252ZM12 143H14V142H12ZM19 143H20V142H19ZM23 143H24V142H22V144H23ZM27 143H28V142H27ZM74 143H75V141H74ZM78 143H79V142H78ZM78 143H75V144H78ZM89 143H90V142H89ZM93 143H94V141H93ZM126 143H125V147H126V145H127V147H128L129 143H127V144H126ZM132 143H133V142H132ZM134 143H133V144H134ZM158 143H159V142H158ZM163 143H164V142H163ZM168 143H169V142H168ZM171 143H170V144H171ZM178 143H179V142H178ZM178 143H176V144H178ZM180 143H181V142H180ZM182 143H183V141H182ZM182 143H181V146H182ZM220 143H222V142H220ZM223 143H224V142H223ZM229 143H230V140H229ZM244 143H246V141H244ZM20 144H21V143H20ZM34 144H35V143H34ZM49 144H50V143H49ZM95 144H94V146H95ZM149 144H150V142H149ZM149 144L147 145V147H148V148L150 147V149H151V145H152V144H151V145H149ZM155 144H156V143H155ZM170 144L168 145L169 147H170ZM188 144H189V143H188ZM200 144H201V143H200ZM200 144H199V145H200ZM215 144H217V143H215ZM17 145H18V144H17ZM17 145H16V146H17ZM36 145H37V144H36ZM38 145H39V144H38ZM38 145H37V146H38ZM56 145H57V143H56ZM56 145H54L56 148L59 147L58 145H57V146H56ZM71 145H73V144H71ZM71 145H70V143H69L68 146H71ZM91 145H92V144H91ZM109 145H110L109 148H111L112 145L110 144V142H109ZM109 145H108V146H109ZM143 145L145 146L146 144H143ZM153 145H154V144H153ZM162 145H163V144H162ZM164 145H165V143H164ZM171 145H172V144H171ZM196 145L199 146L198 144H196ZM220 145H221V144H220ZM236 145H238V144L236 143ZM243 145H245V144H243ZM243 145H242V147H243ZM248 145H249V144H248ZM248 145H246V148H249V147H247ZM7 146H9V145H7ZM19 146H20V145H19ZM28 146H30V144H27V147H28ZM40 146H41V145H40ZM40 146H39V147H40ZM49 146H50V145H49ZM49 146H48V147H49ZM51 146H52V145H51ZM54 146H52L51 148H53ZM77 146H78V145H77ZM83 146H86V145H83ZM87 146H88V144H87ZM115 146H116V145H115ZM115 146H114V147H115ZM155 146H157V145H155ZM188 146H189V145H188ZM197 146H196V147H197ZM201 146H202V144H201ZM221 146H222V145H221ZM226 146H228V144H226ZM249 146H250V145H249ZM263 146H264V145H263ZM1 147H2V145H1ZM1 147H0V148H1ZM4 147H5V146H4ZM4 147H3V148H4ZM24 147H26V146H24ZM24 147H23V148H24ZM32 147H33V145H32ZM44 147H45V146H44ZM46 147H47V145H46ZM46 147H45V148H46ZM62 147H63V146H62ZM65 147H67V145H66ZM92 147H93V146H92ZM92 147H91V150H92ZM114 147H113V148H114ZM121 147H122V146H121ZM121 147H120V150L123 149V147H122V149H121ZM132 147H134V146H132ZM140 147H142V146H140ZM177 147H178V146H177ZM222 147H223V146H222ZM242 147H241V148H242ZM45 148H44V149H45ZM59 148L61 149V147H59ZM72 148H75V147H72ZM78 148H81V147H78ZM152 148H153V146H152ZM165 148L167 149V145H166ZM174 148H176V147H174ZM198 148H199V147H198ZM203 148H204V147H203ZM215 148H217V147H215ZM225 148H226V147H225ZM225 148L222 149V151L224 150L225 152H227V151L225 150ZM246 148H245V149H246ZM258 148H259V147H258ZM28 149H29V148H28ZM41 149H42V148H41ZM41 149H40V151H41ZM63 149H64V148H63ZM75 149H76V150H75ZM75 149H74V152H75V151L77 152V147H76ZM146 149H147V148H146ZM183 149H184V148H183ZM183 149H181L182 152H185L186 150L190 151L189 149H185V151H183ZM200 149H202V147H200ZM206 149H207V148H206ZM218 149H219V147L217 148V150H218ZM227 149H228V148H227ZM245 149L242 148L243 151H245ZM249 149H250V148H249ZM261 149H262V148H261ZM4 150H5V149H4ZM10 150H11V149H10ZM20 150H21V149H20ZM24 150H25V149H24ZM38 150H39V149H38ZM42 150H43V149H42ZM45 150H46V149H45ZM47 150H48V149H47ZM49 150H50V149H49ZM52 150H53V149H52ZM58 150H59V149H58ZM111 150H112V149H111ZM116 150H118V149L116 148ZM153 150H155V149H153ZM157 150H159V149H157ZM157 150H155V151H157ZM167 150H168V149H167ZM172 150H173V149H171L170 151H172ZM174 150H176V149H174ZM178 150H180V148H179ZM178 150H177V151H178ZM193 150H194V148H193ZM196 150H197V148H196ZM7 151H8V150H7ZM25 151H27V148H26ZM25 151H23V152H25ZM29 151H31V149L28 150V152H29ZM33 151H34V150H33ZM40 151H36V153H38V152L40 153ZM50 151H51V150H50ZM59 151H60V150H59ZM61 151H62V150H61ZM63 151H64V150H63ZM112 151H114V150H112ZM112 151H110V152H112ZM147 151H148V152H150V151L152 152V149H151L150 151L147 149ZM147 151H146V152H147ZM155 151H154V153H155ZM159 151H160V150H159ZM229 151H230V150H229ZM243 151H242V152H243ZM4 152H5V151H4ZM8 152H9V151H8ZM34 152H35V151H34ZM47 152H48V151H47ZM51 152H52V151H51ZM54 152H57V151H54ZM54 152H53V153H54ZM78 152H80V151H78ZM118 152H119V151H117V153H118ZM151 152H150V153H151ZM179 152H180V151H179ZM195 152H196V151H195ZM195 152H194V151L192 152L193 155L195 154ZM214 152H215V151H214ZM230 152H231V151H230ZM242 152H241V153H242ZM245 152H246V151H245ZM254 152H255V151H254ZM254 152H253V153H254ZM262 152H263V151H262ZM26 153H27V152H26ZM30 153H31V152H29V154H30ZM36 153H34V154H36ZM39 153H38V154H39ZM43 153H44V152H43ZM66 153H69V151L66 152ZM140 153H142V151H141ZM144 153H145V152H144ZM165 153H166V152H165ZM192 153H189L190 155H188V156H191ZM227 153H228V152H227ZM241 153H240V154H241ZM249 153H250V151H249ZM253 153L249 154V155H250L249 157H251V155H253ZM8 154H9V153H8ZM11 154H12V153H10V155H11ZM49 154H52V153H49ZM56 154H58V153H56ZM62 154H65V153L63 152ZM69 154H70V153H69ZM71 154H72V153H71ZM113 154H114V153H113ZM146 154H147V153H146ZM152 154H153V152H152ZM158 154H159V153H158ZM158 154H157V155H158ZM167 154H168V153H167ZM176 154H177V153H176ZM198 154H199V153H198ZM225 154H226V153H224V155H225ZM231 154H232V153H231ZM243 154H244V152H243ZM254 154H255V153H254ZM257 154H258V153H257ZM257 154H256V155H257ZM259 154H260V155H257V156H261V157H262L263 154H261V153H259ZM10 155H9V156H10ZM31 155H32V154H31ZM40 155H41V154H40ZM40 155H39L38 157H40ZM44 155H45V154H44ZM46 155H47V154H46ZM59 155H60V154H59ZM80 155H81V154H80ZM80 155H79V156H80ZM83 155H84V154H83ZM114 155H117V154H114ZM114 155H113V156H114ZM118 155H120V153H119ZM185 155H187V154L185 153L184 156H185ZM217 155H219V154H217ZM244 155H245V156H244ZM244 155H243V156L246 157V154H244ZM256 155H254V156H256ZM15 156H16V155H15ZM17 156H18V155H17ZM34 156H35V155H34ZM63 156H64V155H63ZM63 156H62V157H63ZM65 156H67V154H66ZM72 156H73V154H72ZM72 156H70V157H72ZM79 156H78V157H79ZM89 156H90V155H89ZM110 156H112V154H110ZM110 156H109V157H110ZM113 156H112V157H113ZM128 156H129V155H128ZM128 156H127V159H125L126 161H128V159L130 158V157H128ZM134 156H135V155H134ZM167 156H168V155H167ZM182 156H183V155H182ZM194 156H195V155H194ZM233 156H234V155H233ZM241 156H242V155H241ZM10 157H12V156H10ZM28 157H29V156H28ZM45 157H46V156H45ZM48 157H49V156H48ZM50 157H51V156H50ZM67 157H68V156H67ZM114 157H117V156H114ZM114 157H113V158H114ZM118 157H119V156H118ZM124 157H125V156H124ZM124 157H123L122 159H124ZM151 157H152V155H151ZM155 157H157V159H158V156L155 155ZM155 157H153V160H154ZM160 157H161V155H160ZM178 157H179V156H178ZM200 157H201V156H200ZM202 157H203V156H202ZM219 157H220V156H219ZM222 157H223V156H222ZM226 157H228V155H227V156L225 155V158H226ZM0 158H1V156H0ZM7 158H8V157H7ZM18 158H20V157L18 156ZM18 158H17V159H18ZM25 158H27V157H25ZM51 158H52V157H51ZM54 158H55V157H54ZM54 158H52V159L54 160ZM76 158H77V155H76ZM76 158H75V156L73 157V159H75V160H76ZM107 158H108V157H107ZM170 158H172V157H170ZM180 158H181V157H180ZM231 158H233V157H231ZM252 158H253V157H252ZM255 158H258V157H255ZM11 159H12V158H11ZM15 159H16V158H15ZM30 159H31V158H30ZM33 159H34V158H33ZM58 159H59V161H58ZM64 159H65V157H64ZM108 159H109V158H108ZM116 159H118V158H116ZM116 159H115V160H116ZM143 159H144V158H143ZM161 159H162V158H161ZM198 159H199V158H198ZM208 159H209V158H208ZM222 159H223V158H222ZM222 159H220L221 162H223ZM226 159H227V158H226ZM228 159H229V158H228ZM253 159H254V158H253ZM258 159H260V158H258ZM0 160H1V159H0ZM6 160H7V159H6ZM18 160H19V159H18ZM22 160H23V159H22ZM22 160H20V163L22 162ZM28 160H29V158H28ZM38 160H40V159L38 158ZM50 160H51V159H50ZM50 160H49L48 162H50ZM60 160H61V161H60ZM119 160H120V159H119ZM119 160H116L115 162H117V161H119ZM171 160H172V159H171ZM171 160H170V161H171ZM178 160H179V159H178ZM202 160H203V158H202ZM244 160H245V159H244ZM262 160H263V158H262ZM13 161H14V160H13ZM31 161H32V160H31ZM42 161H43V158H42ZM62 161H63V159H62L61 157H59V156H57V159L54 160L53 162L51 161L52 164L58 168V169H56V168L54 167L55 170H57V171L59 172L58 176H59V177H61V176H65V174H66L67 172H68V176H71L70 174H72L73 171H67V168H68V167H66L67 165H64ZM64 161H67V159L64 160ZM92 161H93V162H92ZM121 161H122V160H121ZM126 161H125V162H126ZM135 161H136V160H135ZM137 161H138V160H137ZM137 161H136V162H137ZM145 161H147V160H144V163H145ZM160 161H161V160H160ZM226 161H227V160H226ZM258 161H259V160H258ZM263 161H264V160H263ZM23 162H24V161H23ZM23 162H22V163H23ZM44 162H45V160H44ZM81 162H83V159H82ZM112 162H113V160H112ZM112 162H111V164H112ZM115 162H113V164H114ZM125 162L123 161V163H125ZM132 162H133V161H132ZM150 162H151V160H150ZM163 162H164V161H163ZM171 162H172V161H171ZM174 162H175V161H174ZM176 162H177V160H176ZM198 162H199V161H198ZM230 162H231V161H230ZM232 162H233V161H232ZM250 162H251V161H250ZM252 162H256V161H252ZM259 162H260V161H259ZM22 163H21V164H22ZM45 163H46V162H45ZM64 163H65V162H64ZM126 163H127V162H126ZM126 163H125V164H126ZM129 163L131 164V162H129ZM140 163H141V162H140ZM144 163H143V164H144ZM159 163H160V162H159ZM164 163H165V162H164ZM172 163H173V162H172ZM179 163H181V162H179ZM183 163H184V162H183ZM226 163H227V162H226ZM228 163H229V162H228ZM240 163H241V162H240ZM243 163H244V162H243ZM243 163H242V164H243ZM256 163H257V162H256ZM0 164H1V162H0ZM5 164H7V162H6ZM21 164H19V165H21ZM40 164H41V162H40ZM71 164H72V163H70V165H71ZM127 164H128V163H127ZM132 164H133V163H132ZM132 164H131V165H132ZM137 164H138V162H137ZM146 164H148V161H147ZM173 164H174V163H173ZM196 164H197V163H195V165H196ZM244 164H245V163H244ZM252 164H253V163H252ZM263 164H264V162H263ZM7 165H8V164H7ZM24 165H25V164H24ZM29 165H30V164H29ZM29 165H28V166H29ZM41 165H42V164H41ZM41 165H39V166L41 167ZM44 165H45V164H44ZM46 165H48V164H46ZM105 165H106V164H105ZM121 165H123V164H121ZM135 165H136V163H135ZM135 165H134V166H135ZM158 165H159V164H158ZM195 165H194V166H195ZM211 165H212V164H211ZM215 165L217 166V164H215ZM229 165H230V163H229ZM249 165H250V164H249ZM249 165L246 164V165H245V169H246L247 166H249ZM9 166H11V165H9ZM14 166H15V165H14ZM92 166H94V167H92ZM113 166H114V165H113ZM144 166H145V164H144ZM170 166H171V165H170ZM190 166H191V165H190ZM192 166H193V165H192ZM233 166H234V165H233ZM243 166H244V165H243ZM258 166H259V165H258ZM1 167H2V166H1ZM20 167H21V166H20ZM31 167H33V165H31ZM37 167H38V166H37ZM40 167H39V170H41ZM72 167H73V166H72ZM111 167H112V166H111ZM136 167H137V166H136ZM147 167H148V165H146V168H147ZM161 167H162V166H161ZM172 167H175V165H173ZM176 167H178V166H176ZM181 167H182V166H181ZM188 167H189V166H188ZM197 167H198V166H197ZM201 167H202V166H201ZM209 167H210V164H209ZM217 167H218V166H217ZM217 167H215V168L218 169ZM249 167H250V166H249ZM252 167H253V165H252ZM262 167H263V166H262ZM262 167L260 166V171H261ZM5 168H6V166H5ZM5 168H4V169H5ZM8 168H9V167H8ZM8 168H6V169H8ZM10 168H11V167H10ZM13 168H15V167H13ZM17 168H18V167H17ZM21 168L23 169V168H25V166H23V164H22V167H21ZM33 168H34V167H33ZM43 168H44V167H43ZM46 168H47V166H46ZM52 168H53V167H52ZM73 168H75V166H74ZM73 168H72V169H73ZM121 168L123 169V167H121ZM126 168H127V167H126ZM148 168H149V167H148ZM165 168H167V167H165ZM179 168H180V166H179ZM182 168H183V167H182ZM184 168H185V167H184ZM186 168H187V167H186ZM195 168H196V167H194L193 169H195ZM212 168H213V167H212ZM254 168H256V167H254ZM254 168H253V170H252L253 172L250 170V171L252 172V173H250V176L254 174V171H255ZM263 168H264V167H263ZM4 169H3L2 171H4ZM6 169H5V170H6ZM27 169H28V168H27ZM27 169H25V170H27ZM65 169H66V170H65ZM68 169H70V168H68ZM77 169H78V168H77ZM98 169H96V170H98ZM112 169H113V167H112ZM142 169H143V168H142ZM167 169H168V168H167ZM198 169H199V167H198ZM206 169H208V167H206ZM245 169H244V170H245ZM248 169H250V168H248ZM256 169H257V168H256ZM10 170H12V169H10ZM13 170H15V169H13ZM29 170H30V167H29ZM29 170H28V171H29ZM31 170H32V169H31ZM37 170H38V169H37ZM47 170H48V169H47ZM94 170H95V169H94ZM96 170H95V172H96ZM103 170H104V169H103V166H102V170H101V171H103ZM105 170H107V169L105 168ZM116 170H117V169H116ZM140 170H141V169H140ZM140 170H139L136 174L134 173V175H138L139 172H140ZM147 170H148V169H147ZM160 170H162V168H160ZM209 170H210V169H209ZM209 170H208V172H209ZM218 170H219V169H218ZM227 170H228V169H227ZM239 170H240V169H239ZM263 170H264V169H262L261 174L263 173ZM8 171H9V170H8ZM8 171H5L6 174H7ZM20 171H21V170H20ZM23 171H24V170H23ZM51 171H53V170H51ZM51 171H50V172H51ZM75 171H77V170H75ZM75 171H74V174H75ZM117 171L120 172V173H124V172H125L124 169H123L124 172H123L122 170L120 171V169L117 170ZM142 171L144 172L145 169L142 170ZM148 171H150V172L145 171L146 173H145V172H144V173H145V174H147V173L150 174V173H151V170H148ZM176 171H177V170H176ZM205 171H207V170H205ZM221 171H222V170H220V172H221ZM228 171H229V170H228ZM248 171H249V170H248ZM250 171H249V172H250ZM258 171H259V169H258ZM0 172H1V170H0ZM11 172H12V171H11ZM35 172H36V171H35ZM39 172H40V171H39ZM45 172H46V171H45ZM53 172H54V171H53ZM70 172H71V173H70ZM103 172H104V171H103ZM106 172H107V171H106ZM106 172H104V173L106 174ZM108 172H109V171H108ZM126 172H127V171H126ZM155 172H156V170H155ZM157 172L160 173V174L164 173L163 170L160 172V171H159V168H158V171H157ZM189 172H190V171H189ZM198 172H199V171H197V173H198ZM201 172H202V171H201ZM224 172H225V171H224ZM231 172H234V171L232 170ZM236 172H237V171H236ZM243 172H246V170L243 171ZM249 172H247V173L249 174ZM23 173H24V172H23ZM69 173H70V174H69ZM141 173H142V172H141ZM144 173H143V174H144ZM152 173H153V171H152ZM180 173H181V172H180ZM183 173H184V172H183ZM183 173H182V174H183ZM190 173H191V172H190ZM193 173H194V171L192 172V176H194ZM206 173H207V172H206ZM206 173H205V172L203 173V174H205V178L207 177V174H206ZM211 173H212V172H211ZM211 173H210V174H211ZM214 173H215V174H218V173H216V172H214ZM214 173H213V175H214ZM225 173H226V172H225ZM247 173H246V174H247ZM255 173H257V172L255 171ZM6 174H5V175H6ZM21 174H22V173H21ZM39 174H40V173H39ZM41 174H42V173H41ZM45 174L48 175L47 173H45ZM53 174H54V173H53ZM74 174H72V175H74ZM76 174H77V173H76ZM105 174H104V176H105ZM109 174H110V172H109ZM124 174H125V173H124ZM178 174H179V173H178ZM188 174H189V173H188ZM228 174H229V173H228ZM237 174H238V173H237ZM237 174H233V175L237 176ZM261 174H259V175H261ZM263 174H264V173H263ZM1 175L3 176L4 174H1ZM22 175H23V174H22ZM29 175L32 176L33 174H32V173H31V174L29 173ZM36 175H37V174H36ZM36 175H35V177H37ZM42 175H44V174H42ZM51 175H52V173H51ZM55 175H57V174H55ZM116 175H118V174H116ZM134 175H131V176H133V178H134V177H135ZM139 175H140V174H139ZM139 175H138V176H139ZM147 175H148V174H147ZM179 175H180V174H179ZM208 175H209V174H208ZM211 175H212V174H211ZM213 175H212V176H213ZM218 175H219V174H218ZM220 175H221V173H220ZM222 175H224V173H223ZM225 175H227V174H225ZM225 175H224V176H225ZM233 175H232V177H233ZM257 175H258V174H257ZM259 175H258V176H259ZM13 176H14V175H13ZM13 176H12V177H13ZM25 176L27 177V175H25ZM30 176H29V177H30ZM38 176H39V175H38ZM40 176H41V175H40ZM49 176H50V174H49ZM58 176L53 177V178H55L54 180H53V178H52V179H49L48 177H47V178H48L49 180H48V179L45 180V179L42 177V178H43L42 181H43V180H45V181L42 183V187H41V189H40L37 193L42 192V191H43L45 188H47V187H48V188H51V187L53 188V186L55 185V184L53 185V181L55 182V180L57 179ZM68 176H66V177H68ZM83 176H84V175H83ZM86 176H87V175H86ZM86 176H85V177H86ZM89 176H90V177H88V176H87V177H88V178H92V175L89 174ZM100 176H101V175H100ZM100 176H99V178H100ZM106 176H109V175L106 174ZM106 176H105V178H107ZM110 176H111V175H110ZM110 176H109V179H110ZM119 176H120V175H119ZM131 176H129V177L131 178ZM190 176H191V175H190ZM230 176H231V175H229V176L227 177V179H229ZM239 176H242V175L239 174ZM239 176H237V178H239ZM254 176H255V175H254ZM261 176H262V175H261ZM9 177H10V176H9ZM9 177H8V178H9ZM29 177H28V178H29ZM75 177H76V176H75ZM93 177H94V176H93ZM97 177H98V176H97ZM97 177H96V178H97ZM117 177H118V176H117ZM121 177H122V176H121ZM121 177H120V178H121ZM123 177H124V176H123ZM129 177H128V178H129ZM149 177H150V176H149ZM152 177H153V175H152ZM182 177H183V176H182ZM184 177H185V175H184ZM195 177H196V176H195ZM195 177H194V179H196V180L199 179V178L197 179V178H195ZM198 177H199V176H198ZM201 177L204 179V181L206 180V179L204 178V176H201ZM208 177H211V176H208ZM222 177H223V176H222ZM232 177H231V178H232ZM244 177H245V176H244ZM246 177H247V176H246ZM1 178H2V177H1ZM40 178H41V177H40ZM50 178H51V177H50ZM72 178H73V180L76 179V178H74V177H72ZM77 178H78V177H77ZM81 178H82V177H81ZM81 178L79 177V179H81ZM83 178H84V177H83ZM125 178H126V176H125ZM130 178H129V180H130ZM136 178L138 179V177H136ZM139 178H140V177H139ZM143 178H144V177H143ZM153 178H154V177H153ZM153 178H152V179H153ZM155 178H156V177H155ZM166 178H169V179H167V180H170V181H171L170 177L166 176ZM166 178H165V179H166ZM177 178H178V177H177ZM177 178H175V179L178 180ZM179 178H180V177H179ZM187 178H188V177H186V179H185L186 183H187ZM237 178H236V179H237ZM250 178H251V177H250ZM2 179H3V178H2ZM36 179H39V178H36ZM64 179H65V178H64ZM64 179L62 178V181H64V183H65V181H66L67 179H65V180H64ZM68 179H69V178H68ZM92 179L94 180L95 178H92ZM92 179H90V180H92ZM115 179H116V178H115ZM121 179H122V178H121ZM121 179H120V180H121ZM137 179H136V180H137ZM144 179H145V178H144ZM147 179H148V181H149V178H148V177H147ZM147 179H146V180H147ZM150 179H151V177H150ZM152 179H151V180H152ZM183 179H184V178H182L181 180H183ZM211 179H212V178H211ZM211 179H210V180H211ZM220 179H221V178H220ZM3 180H5V179H3ZM24 180H25V179H24ZM59 180L61 181V179H59ZM83 180H85V178H84ZM138 180H139V179H138ZM146 180H145V181H146ZM151 180H150V181H151ZM154 180H155V179H154ZM190 180H191V179H190ZM190 180H189V181H190ZM238 180L240 181V178H239ZM246 180H247V178H246ZM248 180H250V179H248ZM259 180H260V179H259ZM6 181H7V180H6ZM12 181H14V179H13ZM12 181L10 180L11 183H12ZM17 181H18V180H17ZM20 181H21V180H20ZM33 181H34V180H33ZM38 181H39V180H38ZM60 181H59V182H60ZM62 181L60 182V184H62ZM69 181H70V179H69ZM69 181L67 180L66 183H68ZM86 181H87V180H86ZM97 181H98V180H96L95 182H97ZM110 181L112 182L111 179H110ZM110 181H109V182H110ZM113 181H114V180H113ZM117 181H118V180H117ZM123 181H125V180H123ZM145 181H144V182H145ZM183 181H184V180H183ZM206 181H207V180H206ZM218 181H220V180L218 179ZM222 181H223V179H222ZM222 181H221V182H222ZM242 181H243V179H242ZM244 181H245V180H244ZM8 182H9V181H8ZM71 182H74V181H71ZM77 182H78V181H77ZM77 182H76V183H77ZM88 182H89V181H88ZM95 182H94V185H95ZM100 182H101V181H100ZM104 182H105V181H104ZM109 182H108V183H109ZM111 182H110V183H111ZM115 182H116V181H115ZM118 182H119V181H118ZM130 182H132V181H130ZM139 182H141V184H142V180L139 181ZM165 182H166V180H165ZM174 182H175V181H174ZM179 182H181V181H179ZM194 182H195V181H194ZM225 182H226V180H225ZM228 182H229V181H228ZM228 182H226V183L229 184ZM230 182H232V180H231ZM245 182H246V181H245ZM247 182H248V181H247ZM247 182H246V183H247ZM260 182H261V181H260ZM260 182H259V183H260ZM15 183H16V182H15ZM20 183H21V182H19V184H20ZM22 183H25V182H23V180H22ZM36 183H38V182H36ZM36 183H35V184H36ZM40 183H41V182H40ZM57 183H58V182H57ZM57 183H56V186H57V188H58V187H60L61 185H59V183H58V184H57ZM74 183H75V182H74ZM79 183H80V182H79ZM110 183H109V184H110ZM162 183H163V182H162ZM169 183H170V182H169ZM169 183H168V184H169ZM175 183H176V182H175ZM181 183H182V182H181ZM211 183H212V182H211ZM214 183H215V182H214ZM222 183H223V182H222ZM222 183L219 184V186H221ZM234 183H236V182H234ZM237 183H238V182H237ZM241 183H242V182H241ZM257 183H258V182H257ZM9 184H10V183H9ZM13 184H14V183H13ZM13 184H11V186H12ZM29 184H31V183H29ZM81 184H82V183H81ZM90 184H92V183H90ZM97 184H98V185H101L100 183H97ZM118 184H119V183H117V184L114 183V184H111V185H115V187L118 188V187H119V186H117ZM122 184L124 185V182H123ZM134 184H135V182H134ZM134 184H133L132 186H134ZM138 184H139V183H138ZM171 184H172V183H171ZM188 184H190V183L188 182ZM212 184H213V183H212ZM212 184H211V188H213V187H212ZM238 184H239V183H238ZM244 184H245V183H244ZM252 184H253V183H252ZM255 184H256V182H255ZM263 184H264V183H263ZM263 184H262V185H263ZM5 185H6V184H5ZM7 185H8V183H7ZM20 185H21V184H20ZM20 185H19V187L22 186V185H21V186H20ZM25 185H26V184H25ZM27 185H28V184H27ZM58 185H59V186H58ZM98 185H96V187H97ZM106 185H107V184H106ZM119 185H120V184H119ZM123 185H121V186L123 187ZM135 185H136V184H135ZM143 185H144V184H143ZM149 185L151 186V184H149ZM152 185H153V184H152ZM158 185H160V184H158ZM172 185H173V184H172ZM215 185H216V184H214V186H215ZM229 185H230V184H229ZM240 185H241V184H240ZM247 185H248V183H247ZM17 186H18V184H17ZM76 186L80 188V186L78 185V183H77ZM82 186H83V184H82ZM82 186H81V187H82ZM84 186H85V185H84ZM125 186H126V185H125ZM128 186H130V185H128ZM132 186H131V187H132ZM154 186H155V185H154ZM162 186H163V185H162ZM174 186H175V185H174ZM226 186H227V185H226ZM226 186L223 185V188L226 187ZM249 186H250V184H249ZM249 186H248V187H249ZM7 187H9V186H7ZM138 187H140V186H138ZM152 187H153V186H152ZM170 187H171V186H170ZM172 187H173V186H172ZM179 187H180V186H179ZM183 187H184V186H183ZM186 187H187V186H186ZM189 187H190V186H188V188H189ZM206 187H207V186H206ZM208 187H209V186H208ZM208 187H207V188H208ZM231 187H232V185H231ZM244 187H246V186H244ZM251 187H252V185H251ZM9 188H10V187H9ZM12 188H13V187H12ZM14 188H15V187H14ZM52 188H51V189H52ZM57 188H56V189H57ZM82 188H84V187H82ZM113 188H114V187H113ZM129 188H130V187H129ZM142 188H144V187H142ZM145 188H146V187H145ZM153 188H155V187H153ZM156 188H157V187H156ZM158 188H159V187H158ZM180 188H181V187H180ZM188 188H187V189H188ZM207 188H206V189H207ZM211 188H210V189H211ZM215 188H216V187H214V189H215ZM228 188H230V187H228ZM252 188H253V190H256L254 187H252ZM5 189H7V188H5ZM10 189H11V188H10ZM10 189H9V190H10ZM26 189H28V187H27ZM32 189H33V187H32ZM51 189H50V190H51ZM54 189H55V188H54ZM56 189H55L56 192H57V190H63V189H57V190H56ZM64 189H66V187H65ZM120 189H121V187H120ZM159 189H160V188H159ZM168 189H169V188H168ZM172 189H173V188H172ZM176 189L178 190V187H176ZM198 189H199V188H198ZM208 189H209V188H208ZM210 189H209V190H210ZM232 189H233V188H231L230 190H232ZM234 189H235V185H234ZM243 189H244V188H243ZM262 189H263V188H262ZM14 190H15V189H14ZM29 190H30V189H29ZM29 190H28V191H29ZM35 190H36V189H35ZM46 190H48V189H46ZM52 190H53V189H52ZM66 190H68V189H66ZM75 190H76V189H75ZM84 190H85V189H84ZM84 190H82V191H84ZM108 190H110V189H108ZM118 190H119V189H118ZM137 190H138V189H137ZM141 190H142V189H141ZM155 190H156V189H155ZM182 190H183V189H182ZM190 190H191V188H190ZM227 190H228V189H227ZM258 190H260V189H258ZM258 190H257V191H258ZM20 191H22L21 188H20ZM25 191H26V190H25ZM78 191H79V190H78ZM85 191H86V190H85ZM85 191H84V192H85ZM87 191H88V190H87ZM97 191H98V188H97ZM100 191H101V190H100ZM100 191H98V192H100ZM116 191H117V189H116ZM129 191H130V190H129ZM161 191H162V190H160V195H161L162 193H164V192L161 193ZM168 191L170 192V190H168ZM174 191L176 192V190H174ZM206 191H207V190H206ZM221 191H222V192H221ZM223 191H224V190H220L219 192L223 193ZM233 191H234V190H233ZM251 191H252V190H251ZM251 191H249L250 194L252 193ZM262 191H264V189H263ZM5 192H6V190H5ZM7 192H8V191H7ZM11 192H12V189H11ZM11 192H10V193H11ZM52 192H53V191H52ZM56 192H53V193H56ZM65 192H66V191H65ZM69 192L72 193V191H68L67 194H69ZM75 192H77V191H75ZM89 192H91V191H89ZM110 192H111V191H110ZM112 192H113V191H112ZM117 192H118V191H117ZM117 192H116V193H117ZM134 192H135V191H134ZM136 192H137V191H136ZM136 192H135V193H136ZM143 192H144V191H143ZM156 192L158 193L159 191L156 190ZM187 192H188V190H187ZM187 192H186V193H187ZM198 192H199V191H198ZM228 192H229V191H228ZM236 192H237V191H236ZM236 192H234V193H230V195L232 194L233 196H235V193H236ZM10 193L7 194V196H10ZM17 193H18V192H17ZM26 193H28V192H26ZM42 193H43V192H42ZM42 193H39L36 197H38V196H39L40 194H42ZM44 193H45V192H44ZM44 193H43V194H44ZM48 193H51V191L48 192ZM59 193H60V195H61V191H60ZM73 193H74V192H73ZM77 193H78V192H77ZM107 193H108V192H107ZM113 193H114V192H113ZM113 193H112V194H113ZM122 193H123V191H122ZM122 193H121V194H122ZM139 193H140V192H139ZM147 193H148V192H147ZM149 193H151V191H149ZM152 193L155 194V193H154V190H153ZM165 193H166V192H165ZM170 193H171V192H170ZM178 193H179V191H178ZM181 193H182V191H181ZM183 193H184V192H183ZM188 193H189V192H188ZM188 193H187V194H188ZM203 193H204V192H203ZM214 193H215V192H213V195H215ZM221 193H220V194H221ZM239 193H240V192H239ZM254 193H256V192H254ZM259 193L262 194V193H264V192H259ZM1 194H2V193H1ZM3 194H4V193H3ZM12 194H13V193H12ZM19 194H20V193H19ZM21 194H22V193H21ZM24 194H25V193H24ZM24 194H23V195H24ZM31 194L33 195V193H31ZM35 194H36V193H35ZM45 194H46V193H45ZM56 194H57V193H56ZM78 194H81V193H78ZM86 194H87V192H86ZM108 194H109V193H108ZM112 194H110V195H112ZM114 194H115V193H114ZM114 194H113V195H114ZM123 194H124V193H123ZM123 194H122V195H123ZM140 194H142V193H140ZM153 194H152V195H153ZM189 194H190V197H192L193 193H192L191 191H190ZM241 194H242V193H241ZM252 194H253V193H252ZM257 194H258V193H257ZM257 194H256V195H257ZM261 194H260V195H261ZM13 195H14V194H13ZM28 195H29V193H28ZM28 195H27V196H28ZM62 195H63V194H62ZM62 195H61V196H62ZM72 195H73V194H72ZM76 195H77V194H76ZM100 195H101V194H100ZM110 195H109V196H110ZM122 195H121V196H122ZM131 195H132V194H131ZM143 195H145V193H144ZM152 195H150V196H152ZM156 195H157V194H156ZM160 195L158 194V196H160ZM163 195H164V194H163ZM183 195H184V197L186 196L185 193H184ZM208 195H209V193H208ZM208 195H207V196H208ZM211 195H212V193H211ZM226 195H227V194H226ZM248 195H249V194H248ZM2 196H6V195H2ZM7 196H6V197H7ZM14 196H15V195H14ZM16 196H17V194H16ZM16 196H15V200H16V202H17V199H16L17 197H16ZM51 196H56V197H57V195H50V197H48V201L50 200ZM66 196H67V195H66ZM66 196H64V197H66ZM97 196H98V194H97ZM121 196L119 195L120 198H121ZM125 196H126V195H125ZM150 196L148 195L149 198H150ZM158 196H157V198H160V197H161V196H160V197H158ZM179 196H182V195L180 194ZM200 196H201V195H199L198 197H200ZM205 196H206V195H204V197H205ZM218 196H219V199H221V198H220V195H218ZM223 196H225V194H224ZM228 196H229V194H228ZM233 196H232V197H233ZM237 196H238V195H237ZM242 196H243V195H242ZM242 196H241V198H242ZM252 196H253V195H252ZM20 197H21V196H20ZM24 197H25V196H24ZM30 197H31V196H30ZM59 197H60V196H58L57 198H59ZM74 197H76V196H74ZM82 197H85V194H83ZM91 197H92V196H91ZM94 197H96V196H94ZM104 197H105V196H104ZM104 197H103V198H104ZM106 197H107V195H106ZM117 197H118V196H117ZM127 197H128V194H127ZM127 197H126V198H127ZM129 197H132V196H129ZM136 197L138 198L139 196H136ZM148 197H147V198H148ZM153 197H154V196H153ZM165 197H166V195H165ZM175 197H176V195H175ZM175 197H174V199H175ZM177 197H178V196H177ZM182 197H183V196H182ZM182 197H180L179 199H182ZM193 197H194V196H193ZM201 197H202V196H201ZM211 197H213V196H211ZM211 197H210V199H211ZM216 197H217V196H216ZM225 197H227V196H225ZM238 197H240V196H238ZM245 197H246V196H245ZM250 197H251V196H250ZM253 197H254V196H253ZM262 197H263V196H262ZM2 198H5V197H2ZM10 198H11V197H10ZM46 198H47V197H46ZM62 198H63V196H62ZM76 198H77V197H76ZM100 198H101V197H100ZM100 198H97V199H100ZM103 198H102V199H103ZM108 198H109V197H108ZM120 198H117L118 202H119V199H120ZM123 198H124V197H123ZM151 198H152V197H151ZM154 198H156V197H154ZM162 198H163V196H162ZM166 198H167V197H166ZM188 198H189V197H188ZM195 198H196V197H195ZM206 198H207V197H206ZM236 198H237V197H236ZM251 198H252V197H251ZM251 198H250V199H251ZM256 198H257V197H255L254 199L256 200ZM6 199H7V198H6ZM12 199H13V198H11V200H12ZM19 199H20V198H19ZM34 199H35V197H34ZM53 199H54V198L52 197V200H53ZM60 199H61V198H60ZM82 199H83V198H82ZM82 199H81V201H82ZM92 199H93V198H92ZM133 199H134V198H133ZM139 199H140V198H139ZM169 199H170L171 201L174 200L173 198H169ZM179 199H178V201H179ZM189 199H190V198H189ZM200 199H201V198H200ZM238 199H239V201H240V198H238ZM243 199H244V196H243ZM8 200L10 201L9 198H8ZM15 200H14V201H15ZM28 200H30V199H28ZM74 200H75V199H74ZM74 200H72V201L75 202ZM76 200H77V199H76ZM78 200H79V198H78ZM78 200H77V203H78ZM108 200H110V199H108ZM112 200H113V199H112ZM114 200H115V199H114ZM121 200H122V199H121ZM123 200H124V199H123ZM143 200H145V198H144ZM143 200H142V201H143ZM147 200H148V199H147ZM147 200H145V201L148 202ZM150 200H151V199H150ZM165 200H166V199H165ZM165 200L162 202V205L164 204ZM184 200H186V199L184 198ZM198 200H199V199H198ZM246 200H247V197H246ZM255 200H254V201H255ZM258 200L261 201L259 198L257 199V201H258ZM14 201H13V202H14ZM20 201H22V199H20ZM20 201H19V202H20ZM26 201H27V200H26ZM61 201H62V200H61ZM64 201H65V200H64ZM79 201H80V200H79ZM88 201H89V200H88ZM88 201H87V202H88ZM99 201H100V200H99ZM106 201H107V199H106ZM110 201H111V200H110ZM126 201H127V200H126ZM129 201H130V198H129ZM151 201H152V200H151ZM182 201H183V200H182ZM204 201H205V198H204ZM204 201L202 200L200 203H203ZM206 201H207V200H206ZM216 201H217V200H216ZM219 201H220V200H219ZM234 201H235V199H234ZM251 201H253V200H251ZM251 201H249V202H251ZM259 201H258V202H259ZM24 202H25V200H24ZM24 202H23V203H24ZM30 202H31V201H30ZM39 202H40V200L38 201V203H39ZM43 202H46V199H45V201H43ZM43 202H42V203H43ZM70 202H71V201H70ZM87 202L84 203V204H86L85 206H87V204H88ZM89 202H90V201H89ZM91 202H92V200H91ZM91 202H90V203H91ZM101 202L103 203V200H102ZM121 202H122V201H121ZM158 202L161 203L160 199H159ZM167 202H168V201H166V203H167ZM174 202H175V200H174ZM191 202H192V201H191ZM208 202H209V201H208ZM212 202H213V201H212ZM217 202H218V201H217ZM222 202H223V201H222ZM227 202H228V201H227ZM235 202H236V201H235ZM240 202H241V201H240ZM261 202H262V201H261ZM10 203H11V201H10ZM14 203H15V202H14ZM17 203H18V202H17ZM20 203H22V202H20ZM27 203H29V202H27ZM33 203H34V202H33ZM38 203L36 202V206H39ZM46 203H47V202H46ZM48 203H49V202H48ZM62 203H63V202H62ZM77 203H76L75 205H77ZM96 203H98V202H96ZM106 203H107V202H106ZM130 203L133 204V202H130ZM140 203H141V200H140ZM160 203H159V204H160ZM189 203H190V202H189ZM193 203H194V202H192V204H193ZM219 203H221V202H219ZM246 203H247V201H246ZM262 203H263V202H262ZM29 204H32V203H29ZM58 204H59V203H58ZM69 204H70V203H69ZM72 204H74V203H72ZM79 204L82 206V203H79ZM91 204H92V203H91ZM108 204H109V203H108ZM111 204H113V202H112ZM111 204H110V205H111ZM119 204H120V203H119ZM126 204H127V203H126ZM126 204H124V205L126 206ZM135 204H137V203H135ZM142 204H143V203H141V205H142ZM159 204H157V205H159ZM170 204H172V203L170 202ZM179 204H180V202H179ZM179 204H177L176 206L179 207V206L181 205V204H180V205H179ZM183 204H184V203H183ZM194 204H198V202H197V203H194ZM194 204H193V205H194ZM204 204H205V203H204ZM230 204L232 205L231 202H230ZM234 204H235V203H233V205H234ZM238 204H239V203H236V206H237ZM244 204H245V201H244ZM250 204H253V203H250ZM250 204H249V205H250ZM15 205H16V203H15ZM41 205H42V207H43V204H41ZM44 205H45V204H44ZM49 205H51V204H49ZM89 205H90V204H89ZM138 205L140 206L139 203H138ZM144 205H145V204H144ZM157 205H156V206H157ZM168 205H169V203H168ZM168 205H166V206H168ZM184 205H185V204H184ZM190 205H191V204H190ZM205 205H206V204H205ZM215 205H216V204H215ZM215 205H214V206H210V207H215V210H216V209H217V206H215ZM219 205H220V204H219ZM219 205H218V206H219ZM223 205H224V202H223ZM254 205H255V204H254ZM0 206H1V205H0ZM11 206H12V205H11ZM22 206H23V205H22ZM34 206H35V205H34ZM45 206H46V205H45ZM60 206H61V205H60ZM66 206H67V205H66ZM71 206H72V205H70V207H71ZM94 206H95V205H94ZM100 206H101V203H100ZM120 206H121V204H120ZM142 206H143V205H142ZM142 206H141V207H142ZM166 206H165V204H164V207H166ZM171 206H172V205H171ZM186 206H187V205H186ZM188 206H189V205H188ZM202 206H204V205H202ZM202 206L198 205V207H202ZM206 206H207V205H206ZM221 206H222V204H221ZM259 206H260V205H259ZM67 207H68V206H67ZM70 207H69V209H70ZM75 207H76V206H75ZM77 207L79 208L78 205H77ZM87 207H88V206H87ZM87 207H86V208H87ZM98 207H99V206H98ZM122 207H123V206H122ZM122 207H121V208H122ZM128 207H129V206H128ZM133 207H134V206H133ZM141 207H140V208H141ZM157 207H158V206H157ZM159 207H160V206H159ZM168 207H169V206H168ZM168 207H167V208H168ZM196 207H197V206H196ZM207 207H208V206H207ZM232 207H235V205L232 206ZM238 207H239V205H238ZM250 207H251V206H250ZM252 207H253V206H252ZM252 207H251V208H252ZM6 208H7V207H6ZM12 208H13V207H12ZM12 208H11V209H12ZM26 208H27V206H26ZM32 208H34V207H32ZM45 208H47V212H48V210H49L50 208H53V207H50V206H49V209H48V206H47V207H44V209H45ZM54 208H55V207H54ZM56 208H57V207H56ZM62 208H63V207H62ZM62 208H61V209H62ZM65 208H66V207H65ZM88 208L90 209V207H88ZM88 208H87V209H88ZM91 208H92V207H91ZM96 208H97V207H96ZM100 208H101V207H100ZM121 208H120V209H121ZM126 208H127V207H126ZM130 208H131V207H130ZM137 208H139V207L136 206V209H137ZM142 208H143V207H142ZM174 208H176V207L174 206ZM179 208H180V207H179ZM179 208H178V210H180ZM182 208H183V207H182ZM189 208H190V207H189ZM193 208H194V206H193ZM221 208L224 209V208H228V207L226 206V207H221ZM251 208H250V210H251ZM255 208H256V207H255ZM260 208H261V207H260ZM262 208H264V207L262 206ZM1 209H2V208H1ZM8 209H9V208H8ZM8 209H7V210H8ZM15 209H16V208H15ZM41 209H42V208H40L39 211H41ZM61 209H59V210H61ZM67 209H68V208H67ZM84 209H85V208H84ZM87 209H86V210H87ZM124 209H125V208H124ZM128 209H129V208H128ZM150 209H152V208H150ZM158 209H159V208H157V210H158ZM168 209H169V208H168ZM172 209H173V207H172ZM172 209H171V211H173ZM176 209H177V208H176ZM187 209H188V208H187ZM204 209H205V207H204ZM204 209H203V210H204ZM210 209H211V208H210ZM212 209H214V208H212ZM231 209H232V208H231ZM237 209H238V208H237ZM242 209H243V208H242ZM256 209H258V207H257ZM13 210H14V209H13ZM28 210H29V209H28ZM28 210H27V211H28ZM52 210H53V209H52ZM56 210H57V209H55L54 211L56 212ZM63 210H64V209H63ZM65 210H66V209H65ZM70 210H71V209H70ZM70 210H69V211H70ZM96 210H97V209H96ZM113 210H114V207H113ZM121 210H123V209H121ZM126 210H127V209H126ZM129 210H130V209H129ZM143 210H144V209H143ZM153 210H154V209H153ZM155 210H156V209H155ZM157 210H156V211H157ZM162 210H164V209H162ZM184 210H186V209L184 208ZM191 210H192V211H191ZM191 210H190V211L194 213V210H195V209H192V208H191ZM203 210H202V211H203ZM219 210L222 211V209H219ZM225 210H227V209H225ZM244 210H245V209H244ZM247 210H248V209H247ZM260 210L263 211V209H260ZM0 211H1V210H0ZM14 211H15V210H14ZM24 211H26V210H24ZM36 211H37V210H36ZM39 211H38V212H39ZM44 211H46V210H44ZM49 211H51V210H49ZM54 211H53V212H54ZM69 211H68V212H69ZM71 211H72V210H71ZM81 211H82V210H81ZM81 211H80V215H81V213H84V212H81ZM88 211H89V210H88ZM93 211H94V209H93ZM99 211H100V210H99ZM103 211H104V210H103ZM119 211H120V210H119ZM133 211H134V210H133ZM133 211H131V212H133ZM141 211H142V210H141ZM145 211H146V210H145ZM147 211H148V210H147ZM156 211H155V212H156ZM182 211H183V210H182ZM182 211H181V212H182ZM198 211H199V210H198ZM202 211H201V212H202ZM213 211H214V210H213ZM227 211H228V210H227ZM242 211H243V210H242ZM251 211H253V210H251ZM10 212H11V210H10ZM17 212H19V211H17ZM51 212H52V211H51ZM73 212H74V214H75V211H72V213H73ZM101 212H102V211H101ZM108 212H110V211H108ZM139 212H140V211H139ZM148 212H149V211H148ZM163 212H164V211H163ZM173 212H174V211H173ZM178 212H179V211H178ZM181 212H180V213H181ZM183 212H184V211H183ZM191 212H190V213H191ZM199 212H200V211H199ZM201 212H200V214L203 213V212H202V213H201ZM224 212H225V211H223V213H224ZM229 212H230V210H229ZM233 212L235 213L236 211H233ZM238 212L240 213V211H238ZM238 212H237V213H238ZM1 213H2V212H1ZM21 213H22V212H21ZM63 213H64V212H63ZM63 213H62V214H63ZM69 213H71V212H69ZM69 213H68V215H69ZM72 213H71V214H72ZM76 213H77V212H76ZM90 213H91V209H90V212H89L88 214L90 215ZM92 213H95V212H92ZM111 213H113V211H112ZM119 213H120V212H119ZM119 213H118V214H119ZM124 213H125V211H124ZM129 213H130V211H129ZM129 213H128V211H127V212H126V216H127V214H129ZM146 213H147V212H146ZM156 213H158V215H159V212H156ZM166 213H167V212H166ZM166 213H164V214H166ZM168 213H169V212H168ZM168 213H167V214H168ZM180 213H179V214H180ZM188 213H189V212H188ZM193 213H192V215H193ZM217 213H219V212H217ZM217 213H216V214H217ZM221 213H222V212H221ZM226 213H227V212H226ZM245 213H246V211H245ZM255 213H256V212H255ZM259 213H260V212H259ZM261 213H262V212H261ZM263 213H264V212H263ZM8 214L10 215L11 213H8ZM29 214H30V213H29ZM29 214H28V215H29ZM36 214H37V213H36ZM36 214L34 213V215H36ZM39 214L41 215V213H39ZM43 214H44V212H43ZM47 214H49V213H46V215H47ZM52 214H53V213H52ZM65 214L67 215V212H65ZM71 214H70V216H71ZM74 214H72V215L75 216ZM88 214H87V216H89ZM102 214H104V213H102ZM106 214H108V213H106ZM130 214H132V213H130ZM141 214H142V213H141ZM143 214H144V213H143ZM169 214H170V213H169ZM174 214H175V213H174ZM229 214H233V213H229ZM256 214H257V213H256ZM6 215H7V214H6ZM6 215H5V216H6ZM12 215H13V213H12ZM16 215H17V214H16ZM56 215H57V214H56ZM59 215H60V214H59ZM63 215H64V214H63ZM63 215H62V216H63ZM80 215H77V216H80ZM84 215H85V214H84ZM94 215L97 216L96 213H95ZM110 215H111V214H110ZM112 215H113V214H112ZM138 215H140V214H138ZM146 215H148V214H146ZM149 215H152V214H149ZM177 215H178V213H177ZM177 215H176V216H177ZM197 215H198V214H197ZM197 215H196V216H197ZM202 215H204V214H202ZM202 215H201V216H202ZM227 215H228V214H227ZM241 215L243 216L242 213H241ZM259 215H260V214H259ZM30 216H31V215H30ZM62 216H61V217H62ZM64 216H65V215H64ZM64 216H63V217H64ZM81 216H82V215H81ZM91 216H92V215H91ZM102 216H103V217H106V215H105V216L102 215ZM107 216H109V215H107ZM123 216L125 217V215H123ZM123 216H122V217H123ZM131 216H132V215H131ZM133 216H134V215H133ZM133 216H132V217H133ZM135 216H136V215H135ZM166 216H167V215H166ZM169 216H170V215H169ZM171 216H172V215H171ZM171 216H170V217H171ZM179 216H180V215H179ZM179 216H178V217H179ZM183 216H184V215H183ZM201 216H200V217H201ZM218 216H219V215H218ZM228 216H230V215H228ZM234 216H235V215H234ZM237 216H239V215L237 214ZM255 216H256V215H255ZM257 216H258V215H257ZM257 216H256V217H257ZM1 217H2V216H1ZM39 217H40V216H39ZM54 217H55V216H54ZM54 217L52 216V217H50V218L55 219ZM61 217H60V218H61ZM67 217H68V216H67ZM124 217H123V219H124ZM128 217H129V216H128ZM140 217H141V216H140ZM140 217H139V218H140ZM150 217L152 218V216H150ZM197 217H199V216H197ZM244 217H245V216H244ZM256 217H255V218H256ZM263 217H264V216H263ZM10 218H12V216H10ZM13 218H14V215H13ZM31 218H32V217H31ZM78 218H79V217H78ZM82 218H83V217H82ZM88 218H89V217H88ZM92 218H94V217H92ZM112 218H113V217H112ZM114 218H115V217H114ZM117 218H118V216H117ZM142 218H143V216H142ZM142 218H141V219H142ZM151 218H149V220H150ZM168 218H169V217H168ZM180 218L182 219V216H181ZM201 218H203V217H201ZM209 218H210V217H209ZM230 218H231V217H230ZM242 218H243V217H242ZM245 218H246V220H247V217H245ZM248 218H249V217H248ZM250 218H251V217H250ZM258 218H259V217H258ZM258 218H256V220H257ZM58 219H59V218H58ZM65 219H67V218H65ZM74 219H75V217L72 219V221H74ZM98 219H99V217H98ZM98 219H95L96 222H98V221H97ZM110 219H111V216H110ZM131 219H132V218H131ZM141 219H140V221H141ZM145 219H148V218H145ZM198 219H200V218H198ZM210 219H211V218H210ZM216 219H217V217H216ZM216 219H215V220H216ZM226 219H227V218H226ZM261 219H262V218H260V220H261ZM7 220H8V219H7ZM9 220H10V219H9ZM9 220H8V221H9ZM15 220H17V219H15ZM34 220H35V217H34ZM36 220H37V219H36ZM40 220H41V219H40ZM42 220H43V219H42ZM42 220H41V221H42ZM50 220H51V219H50ZM60 220H61V219H60ZM60 220H59V223H60ZM83 220H84V219H83ZM91 220H92V219H91ZM100 220H101V222L104 220V221L102 222V224L106 221V219H102V218H101ZM100 220H99V222H100ZM124 220H125V219H124ZM126 220H127V217H126ZM126 220H125V221H126ZM129 220H130V219L128 218V221H129ZM134 220H135V219H134ZM143 220H144V219H142V221H143ZM149 220H148V221H149ZM153 220H154V219H153ZM174 220H175V219H174ZM177 220L179 221L180 219H177ZM183 220H185V219H183ZM183 220H181V222H182ZM206 220H208V219L206 218ZM211 220H212V219H211ZM244 220H245V219H244ZM258 220H259V219H258ZM258 220H257V221H258ZM260 220H259V222H260ZM0 221H1V220H0ZM3 221H4V220H3ZM10 221H11V220H10ZM18 221H19V220H18ZM20 221H21V220H20ZM72 221H71V222H72ZM76 221H77V220H75L74 224L76 223ZM108 221H109V220H108ZM108 221H107V223H108ZM112 221H113V219H112ZM115 221H116V219H115ZM119 221H120V220H119ZM138 221H139V220H138ZM146 221H147V220H146ZM155 221H156V220H155ZM158 221H159V220H158ZM167 221H168V220H167ZM178 221H176V222H178ZM194 221H195V220H194ZM194 221H193V224H195ZM208 221H209V220H208ZM208 221H207V222H208ZM216 221H217V220H216ZM242 221H243V220H242ZM247 221L251 222V219H250V220H247ZM262 221H264V220H262ZM13 222H14V220H13ZM31 222H32V221H31ZM31 222L28 221V223H31ZM48 222H49V221H48ZM51 222H53V221H50V223H51ZM66 222H67V224H68V220H67ZM66 222H64V224H65ZM78 222H80V221H78ZM78 222H77V224H78ZM88 222H89V219H88ZM92 222H93V221H92ZM94 222H95V221H94ZM94 222H93V223H94ZM113 222H114V221H113ZM133 222H134V221H133ZM135 222H136V221H135ZM150 222H152V220H151ZM153 222H154V221H153ZM156 222H157V221H156ZM163 222H164V221H163ZM163 222L160 221V224L163 223ZM170 222H171V224L173 223L172 221H169V223H170ZM181 222H180V225H181ZM200 222H201V221H200ZM207 222H206V223H207ZM230 222H231V221H230ZM35 223H39V222L37 221V222H35ZM43 223H44V222H43ZM43 223H42V226H43ZM50 223H48V224H50ZM53 223H56V222H53ZM84 223H86V221H85ZM107 223H106V225H107ZM110 223H111V222H110ZM114 223H115V222H114ZM128 223H129V222H128ZM128 223H127V225H125V226H128V225L130 224V223H129V224H128ZM140 223H141V222H140ZM144 223H145V222H144ZM147 223H148V222H147ZM174 223H175V222H174ZM183 223H184V222H183ZM183 223H182V224H183ZM186 223H188V222L186 221ZM203 223H204V221L202 222L201 226L203 225ZM210 223H211V221H210ZM240 223H242V222H240ZM260 223H261V222H260ZM0 224H1V223H0ZM6 224H7V223H6ZM9 224H10V222H9ZM31 224H32V223H31ZM31 224H29V225H31ZM39 224H40V223H39ZM46 224H47V222H46ZM74 224H73V226H74ZM79 224H82V223L80 222ZM89 224H90V223H89ZM95 224H96V223H95ZM99 224H101V223H99ZM99 224H97V226H98ZM104 224H105V223H104ZM112 224H113V223H112ZM116 224H117V223H116ZM116 224H115V225H116ZM137 224H139V223H137ZM148 224H149V223H148ZM152 224H153V223H152ZM155 224H156V223H155ZM157 224H159V222H157ZM188 224H191V223L189 222ZM263 224H264V223H263ZM10 225H11V224H10ZM10 225H9V227H10ZM18 225H19V224H18ZM29 225H28V226H29ZM53 225H54V224H53ZM61 225H63V224L61 223ZM69 225H70V224H68V225H66V226H69ZM84 225H85V224H84ZM131 225H132V224H131ZM150 225H151V223H150ZM185 225H186V224H185ZM196 225H197V224H196ZM196 225H193V227L196 226ZM210 225L212 226V224H210ZM241 225H242V224H241ZM245 225H246V224H245ZM252 225H253V224L251 223V227H253ZM5 226H6V225H5ZM23 226H24V225H23ZM23 226H21V227H23ZM48 226H49V225H48ZM54 226H55V225H54ZM66 226H65V227H66ZM71 226H72V225H71ZM76 226H77V225H76ZM79 226H80V225H79ZM79 226H77V227H73V228L77 229V228H79ZM89 226H90V225H89ZM107 226H108V225H107ZM129 226H130V225H129ZM135 226H137L136 223H135L134 227H135ZM140 226H141V225H140ZM142 226H144V225H142ZM187 226L189 227V225H186V227H187ZM197 226H198V225H197ZM217 226H218V224H217ZM236 226H237V225H236ZM236 226H235V228L239 227V226H237V227H236ZM254 226H256V225H254ZM260 226H261V225H260ZM2 227H4V226H2ZM6 227H7V226H6ZM9 227H8V228H9ZM24 227H25V226H24ZM31 227H32V226H31ZM31 227H30V228H31ZM43 227H44V226H43ZM46 227H47V226H46ZM50 227H51V226H50ZM80 227H82V226H80ZM99 227H100V226H99ZM102 227L104 228V226H102ZM102 227H101V228H102ZM111 227H113V226H111ZM114 227H115V226H114ZM121 227H122V226H121ZM145 227L147 228L146 224H145ZM150 227H151V226H150ZM150 227H149V228H150ZM162 227H164V225H163ZM162 227H161V228H162ZM182 227H183V226H182ZM182 227H181V228H182ZM186 227H185V229H186ZM193 227H192V228H193ZM198 227H199V226H198ZM204 227H205V226H204ZM223 227H224V226H223ZM244 227H245V226H244ZM257 227H258V226H257ZM263 227H264V226H263ZM11 228H12V227H11ZM48 228H49V227H48ZM63 228H64V227H63ZM63 228H62V229H63ZM67 228H68V227H67ZM67 228H65V230H66ZM73 228H71V229H73ZM85 228H86V227H85ZM101 228H100V230H101ZM105 228H106V227H105ZM126 228H127V227H126ZM154 228H155V227H154ZM159 228H160V227H159ZM159 228H156V229H157V230H160ZM169 228H170V227H169ZM172 228H173V227H172ZM172 228H170V229L172 230ZM175 228H176V227H175ZM190 228H191V227H190ZM195 228L198 229L197 227H195ZM200 228H201V227H200ZM205 228H206V227H205ZM205 228H204V229H205ZM209 228H210V227H209ZM211 228H213V227H211ZM233 228H234V226H233ZM240 228H241V227H240ZM259 228H260V227H259ZM259 228H258V229H259ZM13 229H15V228H13ZM17 229H19L18 226H17ZM17 229H15V230H17ZM20 229H22V228H20ZM20 229H19V231H20ZM24 229H25V228H24ZM36 229H37V228H36ZM42 229H43V228H42ZM44 229H45V228H44ZM54 229H55V228H54ZM69 229H70V228H69ZM71 229H70V230H71ZM92 229H93V227H92ZM109 229H110V227H109ZM109 229H105V231H108ZM113 229H114V228H113ZM113 229H112V230H113ZM187 229H188V228H187ZM193 229H194V228H193ZM204 229H203V230H204ZM207 229H208V228H207ZM214 229H215V228H214ZM214 229H213V230H214ZM245 229H248V227H246ZM245 229L243 230L244 232H246ZM250 229H251V230H252V229L255 230L254 228H250ZM250 229H249L248 232L251 231ZM2 230H3V229H2ZM4 230H5V229H4ZM10 230H11V229H10ZM38 230H39V229H38ZM65 230H64V231H65ZM70 230H69V231H70ZM110 230H111V229H110ZM110 230H109V231H110ZM112 230L110 231V233H112ZM135 230H137V228H136ZM141 230H143V229H141ZM141 230H140V231H141ZM149 230H152V228H150ZM173 230H174V228H173ZM175 230H176V229H175ZM200 230H201V229H200ZM200 230H199V231H200ZM205 230H206V229H205ZM6 231H7V230H6ZM12 231H14V230H12ZM32 231H33V230H32ZM34 231H35V229H34ZM41 231H43V230H41ZM41 231H39V232L42 234ZM44 231H47V230H44ZM44 231H43V232H44ZM77 231H78V230H77ZM85 231L88 232V230H85ZM85 231H84V232H85ZM127 231L129 232V230H127ZM138 231H139V230H138ZM143 231H144V230H143ZM153 231H154V230H153ZM161 231H165V229H164V230H161ZM176 231L178 232V230H176ZM176 231H175V232H176ZM187 231H188V230H187ZM190 231H191V229H190ZM193 231H194V230H193ZM214 231H215V230H214ZM233 231H234V230H233ZM233 231H232V233H233ZM238 231H239V230H238ZM256 231H257L256 233L259 234V232H258L259 230H256ZM261 231H262V229H261ZM7 232H8V231H7ZM7 232H6V233H7ZM27 232H28V231H27ZM74 232H75V231H74ZM82 232H83V231H82ZM113 232H114V230H113ZM115 232H116V230H115ZM128 232H126V233H128ZM131 232H133V228L131 229ZM131 232H130V233H131ZM135 232H136V231H135ZM135 232H134V233H135ZM144 232H146V231H144ZM182 232H183V231L180 232L181 235H182ZM185 232H186V231H185ZM191 232H192V231H191ZM203 232H204V231H203ZM209 232H210V231H209ZM229 232H230V231H229ZM236 232H237V231H236ZM240 232H241V231H240ZM8 233H10V232H8ZM14 233H16V232H14ZM29 233H30V232H29ZM46 233H47V232H46ZM46 233H45V234H46ZM51 233H52V232H51ZM53 233H54V232H53ZM68 233H69V232H68ZM76 233H77V232H76ZM76 233H75V234H76ZM80 233H81V231L79 232V234H80ZM94 233H95V232H94ZM99 233H101V232H99ZM110 233H109V234H110ZM123 233H124V232L122 231V234H123ZM136 233H137V232H136ZM142 233H143V232H142ZM152 233H153V232H152ZM152 233H150V236H153ZM154 233H156V232H154ZM159 233H160V232H159ZM166 233L168 234L169 232L166 231L165 234H164V232H163V233H160V235H161V234L166 235ZM172 233H173V232L171 231L170 234H172ZM193 233H194V232H193ZM193 233H192V234H193ZM221 233H223V232L221 231ZM230 233H231V232H230ZM241 233H242V232H241ZM1 234H2V233H1ZM1 234H0V235H1ZM18 234H19V232H18ZM37 234H38V233H37ZM48 234H49V233H48ZM66 234H67V233H66ZM69 234H70V233H69ZM69 234H68V235H69ZM73 234H74V233H73ZM84 234H85L86 238H88L87 235H86L87 233H84ZM89 234H90V233H89ZM89 234H88V235H89ZM102 234H103V233H102ZM107 234H108V233H107ZM128 234H129V233H128ZM132 234H133V233H132ZM138 234H139V233H138ZM148 234H149V232H148ZM170 234H169V237H170ZM176 234H177V233H176ZM197 234H198V233H197ZM199 234H200V233H199ZM216 234H218V233H216ZM236 234H237V233H236ZM13 235H14V234H13ZM19 235H20V234H19ZM25 235H27V234H25ZM62 235H63V234H62ZM70 235H71V234H70ZM70 235H69V236H70ZM76 235H77V234H76ZM76 235H71V236H73V238H74V236H76ZM82 235H83L82 233L79 235V237L81 236V237H80V240H81V239H83V241H84V240H87L85 237H82ZM99 235H100V234H99ZM112 235H114V233H112ZM117 235H119V234H117ZM155 235H156V234H155ZM164 235H162L161 238H162ZM189 235H190V234H189ZM202 235L204 236V234H202ZM202 235H200V236H202ZM205 235H206V234H205ZM208 235H209V234H208ZM210 235H211V234H210ZM210 235H209V236H210ZM212 235H213V234H212ZM212 235H211V236H212ZM221 235H222V234H221ZM221 235H220V236H221ZM234 235H235V234H234ZM256 235H257V234H256ZM259 235H260V234H259ZM10 236H11V235H10ZM45 236H46V235H45ZM48 236H49V235H48ZM48 236H47V237H48ZM52 236H53V235H52ZM54 236L59 237V239H60V236H57L56 234H55ZM71 236H70V238H71ZM77 236H78V235H77ZM77 236H76V237H77ZM110 236H111V235H110ZM127 236H130V235H127ZM158 236H159V235H158ZM158 236L156 237V239L158 238ZM171 236H172V235H171ZM179 236H180V235H178V237H179ZM182 236H183V235H182ZM200 236H199V237H200ZM237 236H238V235H237ZM237 236L235 235L236 239H237ZM248 236H249V233H248V235H247V238H248ZM257 236H258V235H257ZM263 236H264V235H263ZM263 236H262V240H264V237H263ZM8 237H9V236H8ZM17 237H18V236H17ZM24 237H25V236H24ZM29 237H30V236H29ZM35 237H36V236H35ZM41 237H44V234H43V236H41ZM76 237H75V238H76ZM100 237H101V236H100ZM121 237H122V236H121ZM136 237H137V236H136ZM144 237L146 238L147 236H144ZM144 237H143V238H144ZM178 237H177V239L179 240ZM185 237L187 238V237H189V236H185ZM192 237H193V236H192ZM192 237H190V238H192ZM255 237H256V236H255ZM258 237L260 238V236H258ZM12 238H13V237H12ZM22 238H23V237H22ZM31 238L33 239V237H31ZM38 238H39V237H38ZM50 238H51V237H50ZM50 238H47V240L50 239ZM77 238H78V237H77ZM90 238H91V237H90ZM113 238H114V237H113ZM115 238H116V236H115ZM115 238H114V240H115ZM124 238H125V237H124ZM128 238H129V237H128ZM131 238H132V237H131ZM138 238H139V237H138ZM147 238H149V235H148ZM175 238H176V237H174V240H175ZM182 238H184V237H182ZM186 238H184L185 241H186ZM209 238H210V237H209ZM212 238H213V237H211V239H212ZM225 238H226V237H225ZM241 238H242V237H240V239H241ZM247 238H246V240L248 241ZM259 238H257V240H258ZM2 239H3V238H2ZM5 239H6V238H5ZM25 239H26V238H25ZM36 239H37V238H36ZM41 239H43V238H41ZM59 239H58V240H57V239H56V240L53 239V241H51V242H50L49 244H47V245H51V246H54V247H55V246L57 245L56 242H59V241L62 240V239H61V240H59ZM78 239H79V238H78ZM100 239H103V237L100 238ZM126 239H127V238H126ZM126 239H125V240H126ZM129 239H130V238H129ZM192 239H193V238H192ZM195 239H196V237H195ZM203 239H205V238H203ZM206 239H207V238H206ZM229 239H230V238H229ZM236 239H234V240H236ZM244 239H245V238H244ZM20 240H21V237H20ZM34 240H35V238H34ZM34 240H33V241H34ZM39 240H40V239H39ZM45 240H46V239H45ZM50 240H51V239H50ZM74 240H75V239H74ZM91 240H92V238H91ZM120 240L122 241V244H123V243H124V242H123V239H120ZM120 240H119V241H120ZM127 240H128V239H127ZM137 240H138V239H137ZM144 240H145V239H144ZM147 240H148V239H147ZM152 240H153V241H151V242H152V244H153V242H154V237H153ZM158 240H159V239H158ZM182 240H183V239H182ZM187 240H189V239H187ZM193 240H194V239H193ZM199 240H200V238H199ZM214 240H215V236H214ZM234 240H233V241H234ZM0 241H1V240H0ZM23 241H24V240H23ZM26 241H27V240H25L24 242L26 243ZM62 241H63V240H62ZM62 241H61V242H62ZM88 241H89V238H88ZM88 241H87L86 243H88ZM112 241H113V240H112ZM116 241H117V240H116ZM134 241H135V240H134ZM149 241H150V240H148L147 242H149ZM169 241H170V240H169ZM169 241L166 240L165 242H168V243H169ZM179 241H180V240H179ZM179 241H178V242H179ZM190 241H192V240H190ZM197 241H198V240H197ZM206 241H207V243H208V240H206ZM210 241L212 242V240H209V242H210ZM215 241H217V239H216ZM218 241L220 242V239H219ZM227 241H228V240H227ZM3 242H4V241H3ZM12 242H13V241H12ZM15 242H16V241H15ZM36 242H37V241H36ZM36 242H35V243H36ZM47 242H48V241H47ZM73 242H74V241H73ZM89 242H92V241H89ZM94 242H95V241H94ZM94 242H93V243H94ZM128 242H129V241H128ZM155 242H156V241H155ZM159 242H160L161 244H164V243H162V241H160V240H159ZM170 242H171V241H170ZM172 242H174V241H172ZM172 242H171V243H172ZM175 242H176V241H175ZM175 242H174V243H175ZM186 242L188 243V241H186ZM192 242H193V241H192ZM192 242H191V243H192ZM211 242H210V243H211ZM225 242H226V241H225ZM229 242H230V241H229ZM236 242H237V241H236ZM262 242H264V241H261V244H262ZM13 243H14V242H13ZM18 243H20V241L17 242V244H18ZM29 243H30V241H29ZM32 243H33V242H32ZM32 243H31V245L33 246L34 243H33V244H32ZM45 243H46V242H45ZM74 243L76 244L77 242H74ZM84 243H85V242H83L82 244H84ZM86 243H85V244H86ZM99 243H100V241H99ZM101 243H102V242H101ZM101 243H100V244H101ZM114 243H115V242H114ZM114 243H113V244H114ZM135 243H136V242H135ZM171 243H170V244H171ZM184 243H185V242H184ZM194 243H196V242H194ZM199 243H201V242H198V245H199ZM216 243H218V242H216ZM222 243H224V242H221V244H222ZM226 243H227V242H226ZM242 243H243V242H242ZM242 243H238V246H240ZM245 243H247V242H245ZM258 243H259V242H258ZM5 244H7L6 241H5ZM62 244H63V243L60 244V242H59L58 246L61 247V246H63ZM70 244L72 245V243H69L68 245H70ZM97 244H98V243H97ZM116 244H117V243H116ZM122 244H121V245H122ZM165 244H166V243H165ZM165 244H164V245H165ZM192 244H193V243H192ZM202 244H205V242L202 243ZM224 244H225V243H224ZM243 244H244V243H243ZM3 245H4V243H3ZM3 245H2V246H3ZM13 245H14V244H13ZM26 245H28V244L26 243ZM39 245H40V244H39ZM39 245H38V246H39ZM76 245H77V244H76ZM78 245L81 247V243L78 244ZM89 245H90V244H89ZM110 245H111V244H110ZM124 245H125V244H124ZM127 245H128V244H127ZM127 245H126V246H127ZM137 245H138V244H137ZM137 245H136V246H137ZM158 245H159V243H158ZM174 245H175V244H174ZM185 245H186V244H185ZM189 245H191V244L189 243ZM189 245H188V246H189ZM195 245L197 246V244H195ZM235 245H236V244H235ZM4 246H6V245H4ZM20 246H21V245H20ZM40 246H42V245H40ZM73 246H74V244H73ZM73 246H72V247H73ZM95 246H97V245H94V247H95ZM98 246H99V245H98ZM101 246H102V245H101ZM101 246H99L98 248H100ZM106 246H108V245H106ZM106 246H105V247H106ZM138 246H139V245H138ZM151 246H152V245H151ZM154 246H155V245H154ZM188 246H187V247H188ZM200 246H201V245H200ZM209 246H210V245H209V243H208V247H207V248L210 249L211 246H210V247H209ZM216 246H218V245H216ZM224 246H225V245H224ZM232 246H233V245H232ZM243 246H244V245H243ZM22 247H23V245H22ZM24 247L26 248L27 246H24ZM36 247H37V246H36ZM36 247H35V248H36ZM49 247H50V246H49ZM49 247H48V248H49ZM63 247H64V246H63ZM77 247H78V246H76V247H74V248H77ZM80 247H78V249H79ZM82 247H85V246L83 245ZM89 247H90V246H89ZM103 247H104V246H103ZM127 247H128V246H127ZM129 247H132V248H133V247H134V244H133V246H132V245H129ZM159 247H160V245H159ZM165 247H166V246H165ZM184 247H185V246H184ZM193 247H194V246H193ZM202 247H203V246H202ZM202 247H201V248H202ZM212 247H213V246H212ZM214 247H215V246H214ZM222 247H223V246H222ZM222 247H217V248L220 249V251H221V249H222V251H223V248H222ZM236 247H237V246H236ZM241 247H242V245H241ZM244 247H245V246H244ZM251 247H252V246H251ZM259 247H260V246H259ZM9 248H10V247H9ZM16 248H20V247L17 246ZM29 248H30V247H29ZM48 248H47V249H48ZM92 248H93V247L91 246L90 249H92ZM107 248H108V247H107ZM154 248H155V247H154ZM169 248H170V247H169ZM203 248H204V247H203ZM217 248H216V250H218ZM225 248H226V250H228L227 247H225ZM31 249H34V248L32 247ZM36 249H37V248H36ZM39 249H40V248H39ZM39 249H37V251H38ZM42 249L44 250V248H42ZM53 249H54V248H53ZM71 249H73V248H71ZM85 249H86V248H85ZM103 249L105 250L106 248H103ZM111 249H113V248H111ZM114 249H115V248H114ZM117 249H118V248H116V250H117ZM127 249H128V248H127ZM139 249H141V248H139ZM149 249H150V248H149ZM157 249H158V248H157ZM166 249H168V248H166ZM178 249H179V248H178ZM178 249H177V250H178ZM212 249H214V248H212ZM245 249H246V247H245ZM5 250H6V249H3V248H2V250H0V253L5 254V252H3V251H5ZM22 250H23V249H22ZM22 250H21V251H22ZM24 250H25V249H24ZM54 250H57V249L55 248ZM61 250H62V248H61ZM95 250H97V249H95ZM100 250H102V249H100ZM120 250H124V249L122 248V249H120ZM141 250H142V249H141ZM146 250H147V248H146ZM150 250H151V249H150ZM164 250H165V248H164ZM180 250H181V247H180ZM187 250H188V249H187ZM189 250L192 251V249H189ZM196 250H197V249H196ZM205 250H208V249H205ZM254 250H255V249H254ZM254 250H253V251H254ZM7 251H8V250H7ZM9 251H10V250H9ZM21 251H20V252H21ZM37 251L35 252L36 254H37ZM45 251H46V250H45ZM47 251H49V250H47ZM52 251H53V250H52ZM59 251H60V250H59ZM62 251H64V250H62ZM68 251H70V248H69ZM68 251H66V253H68ZM73 251H74V249H73ZM73 251H71V252H73ZM77 251H78V250H77ZM79 251H80V250H79ZM91 251H93V249H92ZM105 251H106V252H105L106 254H109V253L107 252V249H106ZM114 251H115V250H114ZM118 251H119V250H118ZM126 251H127V250H126ZM156 251H160V250H156ZM167 251H169V250H167ZM167 251H166V252H167ZM170 251H174V250L172 249V250H170ZM175 251H176V250H175ZM184 251H185V249L182 251V252L184 253V255H185V252H184ZM191 251H188V252H191ZM193 251H195V248H194ZM198 251H199V250H198ZM213 251H214V250H213ZM213 251H212V252L210 251V252L213 254ZM218 251H219V250H218ZM218 251H217V252H218ZM220 251H219V252H220ZM224 251H225V250H224ZM246 251L250 252V254H251V251H249V250H246ZM246 251H245V252H246ZM32 252H33V255H34V257H35L36 254H34V251H30V249L28 250L27 254H30V255H31ZM39 252H40V251H38V253H39ZM43 252H44V251H43ZM49 252H51V250H50ZM56 252H57V251H56ZM64 252H65V251H64ZM64 252H62V253H63V256H64V254H65ZM71 252H69L70 255H71ZM75 252H76V251H75ZM80 252H81V251H80ZM82 252H83V250H82ZM89 252H90V251L85 252V253L88 254ZM102 252H103V250H102ZM124 252H125V251H124ZM131 252H132V251H131ZM135 252H136V254H137V251H135ZM138 252H139V251H138ZM151 252H152V250H151ZM166 252H164V254H165ZM176 252H177V251H176ZM179 252H180V251H179ZM179 252H177V253H179ZM214 252H216V251H214ZM227 252H228V251H227ZM241 252H242V253H240V252H239V253H240V254H243V257H244V255H245L244 253H245V252H244L243 250H242ZM262 252H264V251H262ZM23 253H26V252H23ZM58 253H59V252H58ZM147 253H149V252H147ZM154 253H155V252H154ZM156 253H157V252H156ZM159 253H160V252H159ZM159 253H158V254H159ZM169 253H170V252H169ZM171 253H172V252H171ZM174 253H175V252H174ZM208 253H209V252H208ZM224 253H225V252H221V256H222V254H224ZM229 253H230V255H231L232 252H229ZM260 253H261V252H260ZM260 253H258V256L262 254V253H261V254H260ZM2 254L0 255V257H1V258H0V261H1V259H2V256L4 257V255H2ZM47 254H48V253H47ZM55 254H56V253H55ZM60 254H61V253H60ZM78 254H79V253H78ZM91 254H93V253L91 252ZM100 254H103V253L98 252L97 256H95V255H93V256L98 257V255H100ZM122 254H123V252H122ZM127 254H128V253H127ZM129 254H130V253H129ZM129 254H128V256H129ZM142 254H143V253H142ZM158 254H157V255H158ZM160 254H161V253H160ZM189 254H190V253H189ZM189 254H188V255H189ZM192 254H194V253L191 252V255H192ZM212 254H211V255H212ZM232 254H233V253H232ZM252 254H253V253H252ZM255 254H256V252H255ZM5 255H6V254H5ZM8 255H10V254H8ZM11 255H12V253H11ZM25 255H26V254H25ZM33 255H32V257H33ZM61 255H62V254H61ZM79 255H80V254H79ZM83 255H84V253H83ZM132 255H133V254H132ZM145 255H146V254H145ZM148 255H149V254H148ZM152 255H153V256H156V255L153 254V252H152ZM152 255H151V257H152ZM170 255H171V254H170ZM170 255H168V256H170ZM194 255H196V254H194ZM197 255H200V254H197ZM215 255H216V254H215ZM228 255H229V254L227 253L226 256H228ZM246 255H247V254H246ZM246 255H245V256H246ZM43 256H44L43 258L45 259V257H46V252L43 254ZM66 256H67V254H66ZM66 256H64V258H65ZM72 256H73V255H72ZM76 256H77V255H76ZM85 256H87V255H84V258H86ZM91 256H92V255H91ZM93 256H92V257H93ZM100 256H101V255H100ZM100 256H99V257H100ZM111 256H112V255H111ZM125 256H126V254H125ZM125 256H124V257H125ZM137 256H138V255H137ZM139 256H140V255H139ZM143 256H144V255H143ZM158 256H159V255H158ZM158 256L153 257V258H158ZM160 256H161V255H160ZM160 256H159V257H160ZM168 256H167V257H168ZM179 256H180V255L178 254L177 257H179ZM181 256H182V254H181ZM186 256H187V254L185 255V257H186ZM189 256H190V255H189ZM216 256H217V255H216ZM216 256H215V257H216ZM238 256H241V255H238ZM13 257H15V256H13ZM26 257H27V256H26ZM29 257H30V256L28 255V258H29ZM39 257H41V256H39ZM39 257L37 256V258H39ZM49 257H53V256H52V255H49ZM56 257H57V256H56ZM56 257H55V258H56ZM67 257H68V256H67ZM82 257H83V256H82ZM82 257L80 256V258H82ZM88 257H90V256H88ZM88 257H87V259H88ZM99 257H98V259H99ZM101 257H102V256H101ZM104 257H105V256H104ZM104 257H103V258H104ZM107 257H110V256L108 255V256H106V258H107ZM117 257H118V255H117ZM149 257H150V256H149ZM164 257L166 258V256H164ZM170 257H171V256H170ZM177 257H176V258H177ZM183 257H184V256H183ZM185 257H184V258H185ZM187 257H188V256H187ZM192 257H193V259H194V258H196L197 256H196V257H195V256H192ZM209 257H210V254H209ZM228 257H229V256H228ZM249 257H251V256H249ZM46 258H47V257H46ZM60 258L63 259V257H61V256H60ZM75 258H76V257H75ZM93 258H94V257H93ZM103 258H102V259H103ZM106 258H105V259H106ZM125 258H126V257H125ZM125 258H124V259H125ZM129 258H132V257H129ZM137 258H138V257H137ZM162 258H163V256H162ZM176 258H175V259H176ZM181 258H182V257H180L179 259H181ZM198 258H199V257H198ZM206 258H207V257H206ZM212 258H213V256H212ZM220 258H221V257H220ZM229 258H230V257H229ZM231 258H233V257L231 256ZM247 258H248V257H247ZM255 258H257V257L255 256ZM258 258H259V257H258ZM3 259L6 260V256H5V258H3ZM10 259H13V258H10ZM14 259H15V258H14ZM34 259H35V258H34ZM82 259H83V258H82ZM96 259H97V258H96ZM96 259H95V261H96ZM102 259H101V260H102ZM112 259H113V256H112ZM112 259L110 258V260H112ZM114 259H115V257H114ZM114 259H113V260H114ZM117 259H118V258H116L115 260H117ZM121 259H122V258H121ZM133 259H134V256H133ZM139 259H140V258H139ZM150 259H151V258H149V261H152V260H150ZM158 259H159V258H158ZM158 259H157V260H158ZM167 259H168V258H167ZM167 259H166V260H167ZM173 259H174V257H173ZM175 259H174V260H175ZM188 259H189V258H188ZM204 259H205V258H204ZM213 259H215V258H213ZM217 259H218V257H217ZM225 259H226V258H225ZM234 259H235V258H234ZM261 259H262V258H260L258 262H260ZM25 260H26V259H25ZM25 260H24V262H25ZM42 260H43V259H42ZM47 260H48V259H47ZM52 260H54V258H53ZM59 260H61V259H59ZM113 260H112V261H113ZM115 260H114V261H115ZM135 260H136V259H135ZM137 260H138V259H137ZM143 260H144V257H143ZM147 260H148V257H147ZM166 260H165V261H166ZM171 260H172V257H171ZM181 260H182V259H181ZM197 260H198V259H197ZM210 260H211V259H210ZM219 260H220V259H219ZM222 260H223V259H222ZM230 260H231V259H230ZM232 260H233V259H232ZM232 260H231V261H232ZM249 260H250V258H249ZM251 260H252V258H251ZM263 260H264V259H262V261H263ZM39 261H41V260H39ZM39 261L37 260L36 263H38ZM56 261H57V258H56ZM56 261H55V262H56ZM63 261H64V260H61V262H63ZM66 261H67V260H66ZM69 261H70V260H69ZM90 261H92V260H89V262H90ZM98 261H100V260H98ZM98 261H97V262H98ZM105 261H108V259L105 260ZM117 261H119V260H117ZM139 261H140V260H139ZM141 261H142V256H141ZM149 261H148V262H149ZM153 261H154V260H153ZM177 261H178V259H177ZM177 261H176V262H177ZM204 261H205V260H203V262H202L203 264H205ZM241 261H242V258H241ZM243 261H246V259L243 260ZM28 262H29V261H28ZM28 262H27V263H28ZM42 262H43V261H42ZM47 262H48V261H47ZM47 262H46V263H47ZM49 262H50V260H49ZM58 262H59V261H58ZM61 262H59V263H61ZM74 262H75V261H74ZM74 262H72V263H74ZM77 262H79V261H77ZM84 262H85V261H84ZM86 262H87V261H86ZM101 262H102V261H101ZM108 262H109V261H108ZM108 262H106V264H108ZM110 262H111V261H110ZM110 262H109V263H110ZM144 262H146V259L144 260ZM154 262H155V261H154ZM173 262H174V261H173ZM190 262H192V259L190 260ZM194 262H195V261H194ZM206 262H207V261H206ZM215 262H216V261H215ZM227 262H230V261H228V259H227ZM11 263L13 264V263H15V262L12 261ZM33 263H35V262H33ZM39 263L41 264V262H39ZM39 263H38V264H39ZM59 263H58V264H59ZM79 263H80V262H79ZM81 263H83V261H81ZM114 263H115V262H114ZM139 263H140V262H139ZM142 263H143V262H142ZM152 263H153V262H152ZM152 263H150V264H152ZM155 263H156V262H155ZM160 263H161V262H160ZM160 263H159V264H160ZM162 263H163V262H162ZM169 263H170V262H169ZM183 263H184V262H183ZM198 263H201V262H198ZM211 263H214V261L210 262V264H211ZM242 263H243V262H242ZM244 263H245V262H244ZM252 263L254 264V262H252ZM6 264H7V263H6ZM17 264H18V263H17ZM24 264H25V263H24ZM51 264H52V263H51ZM65 264H66V263H65ZM87 264H88V263H87ZM117 264H118V262H117ZM120 264H121V263H120ZM140 264H141V263H140ZM147 264H148V263H147ZM191 264H192V263H191ZM195 264H196V263H195ZM208 264H209V262H208ZM220 264H221V263H220ZM231 264H235V263H231ZM240 264H241V263H240ZM249 264H250V263H249ZM261 264H262V263H261Z\"/></svg>","mask_w":264,"mask_h":264}]
</instances>
